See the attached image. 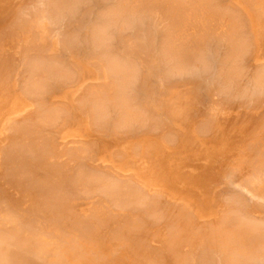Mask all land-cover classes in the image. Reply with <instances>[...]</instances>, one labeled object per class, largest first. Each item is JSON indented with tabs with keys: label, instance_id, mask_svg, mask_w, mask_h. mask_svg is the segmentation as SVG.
<instances>
[{
	"label": "rangeland",
	"instance_id": "1",
	"mask_svg": "<svg viewBox=\"0 0 264 264\" xmlns=\"http://www.w3.org/2000/svg\"><path fill=\"white\" fill-rule=\"evenodd\" d=\"M28 1H30V2H28ZM37 3V4H39L38 6L34 3ZM37 0H14L13 2V5H11L10 7H9V9L7 10V13H4L3 15H1L0 16V39H2L1 41H0V46H1V50H0V93H1V91L2 90H5L6 88L8 89V91L7 92H9V93H11L10 95V97L8 96L9 95V93L6 95V97H8L9 99L11 98V100L9 101L7 98H5V97H3V96H0V98H3V100L5 101V102H10V108H8L7 107V109H8V111H5V113H2V114H4V115H0V120L1 119H4V118H6V120H8V118L12 115V114H15V113H17V112H19L20 111V109H24V108H26V109H24V110H27V109H30L29 111H31L32 110V114H29V113H27L28 114V117L30 116V118L28 119L27 117V120H25V121H28L29 120V122H31V124L29 123L28 125H31V127L33 128H31L30 126L29 127H27V129H25V130H21L22 131V136L21 137H19L18 139H21L22 138V140L23 141H26V142H29V143H32V144H36L37 143V146H38V143H42V145H41V148L42 149H46V151H44V154L45 155H47V156H50V159L48 160L47 159V157H44L45 159H46V166L48 167V170L50 169V170H55V172L53 171V172H51V171H49L51 174H54L55 173V176H57V177H54V176H52L51 174L49 175V177L51 176L52 178H57L56 180H58L57 182H55V179H54V183L55 184H57L56 186H55V184H54V187H52V188H50V189H46V190H44V189H42L41 188V190L40 189H38V190H35V184L33 183H30L29 181L27 182V181H25L26 183L25 184H23V188L22 189H18V190H12L16 195H22V196H20V197H16V198H11V199H14V200H17L18 199V204L20 203V205H19V207H18V209H20V211L22 212V211H24L25 210V212H22V215L24 216L23 218L21 217L22 215H21V213H20V211H18V213H15V216H14V211L15 212H17V207L16 208H14V206L13 205H15L16 206V204H17V202L16 201H13V200H10V198H7L6 197V200L8 199V200H10V202H14V204H13V202L11 203V206H12V208H14V209H12L11 208V206H10V203H8L6 200H4L5 199V197H1V199L3 198V200H2V202H1V199H0V212L1 211H5V210H3L4 209V207L6 206V207H10L11 208V210H10V208H7V210L9 211L8 212V214L10 215L11 213H12V215H10L11 217V219L13 218V217H16L17 219H18V217H21V219L24 221H22V220H20L21 222H23V224H25V225H28V224H30L31 226H33L34 224H35V226L37 227V226H48V224H49V221H48V219L46 218V214H44V212L45 213H48V214H50L53 218H55L54 217V215H53V213L55 214L56 212L55 211H58L59 209L58 208H62V210H61V208H60V210L64 213V215H63V213L61 214L60 212H59V216H61V215H63V216H65L66 217V219H67V224H68V222H69V227H67L66 226V228L64 227V229H63V226L62 227H60L59 228V230L57 229L56 230V228H55V230H51V232L52 233H50V234H47V235H44L43 236V238H46L47 240H49L50 242H51V240H52V242H54V241H56L57 240V237L58 236H62V237H66L67 239H69L70 240V238H73L74 240L76 239L79 243H81V244H84V245H86L87 247H90V246H94V247H97L98 249H101V250H105L106 252L103 254V255H101V256H103V258H104V264H159L157 261H156V259H155V256H156V253L158 252L159 254H162L163 255V257H165V255L166 256H169V257H172L173 255H171V253H169V252H172V254H174V256L173 257H175L176 259L179 257V256H181V258H182V261L183 262H185V259L186 258H188V256L190 257V259H191V261L190 260H188L189 262H192V264H199L198 263V256H197V254L195 253L196 252V249H195V251H193L195 254H193V253H189L190 251V249H188V248H192L191 247V244H192V246L194 245L195 246V244L197 243H199L200 244V246H199V244H198V246H199V248H205V247H203L204 246V244L206 243H204V241H207L208 239H207V237L209 238V239H211V240H215V238L214 239H212L213 237H209V232H206V233H209L208 235H204V233H205V230L206 231H213V229H214V227H213V229H209V227H210V225H212V226H217V225H215V224H217V222H218V226H219V229H220V227L222 228V231H221V229L219 230V229H217V230H215V232L214 233H216V231L218 232V230L219 231H221L222 233H224V232H228V234L230 233L231 234V231H229L228 230V228H229V224H231V223H233L232 221H234V223L236 222V221H239V223H240V225H238L239 223H237V225H235V224H233L235 227L237 226H239L240 227V230H239V233H238V235H237V232L238 231H236L237 229H235L234 231L236 232L235 233V235H237L236 237L234 236V238L231 236L230 237V235L229 236H226V234H225V236H223V239H222V241L224 242V241H226L224 238L225 237H227L226 239H227V241L224 243V246H225V244L226 245H234V246H236V247H246L247 246V244H248V247L247 248H244V249H249V252H248V255H250V251H252V249H254L253 250V254H252V256L250 257H248L247 256V254H246V256H245V254L244 253H241V252H243V249H241L242 251L240 252L241 254H244V256H241V254L239 253V255L237 254V252H235L234 253V251H232V250H234V249H239V248H236V247H233V249H231V248H229V249H231V251L235 254V255H237L236 256V258H238V257H240L239 259L241 260V258L242 257H244V258H242V260L243 261H246L248 264H262V262L264 261V255L262 256L261 254H264V253H262L261 252V256L259 255V252H257L258 254H255V251H259L258 250V248L262 245V248L264 247V243H259L260 241H264V236L263 237H261V236H259V237H257L259 234L258 233H260V232H258L259 230L260 231H262V230H264V197L261 199V196H264L263 194H264V185H262V186H260V188H262L261 190V194H259L258 193V195H261V196H258L259 198H254L255 196H254V194H253V197L251 196L252 194H251V188H250V186L252 185L253 186V189L255 190V188H254V185H253V183L254 182H251L252 180L251 179H253L254 181H255V187L257 186L258 187V185H256V184H262L263 182H261V181H264V176L262 177V176H259L258 174H259V171H260V169H262V168H260L261 167V165L263 166V161L262 160H264V128H263V125H264V115H262V114H260V118L259 119H261L260 121L258 120V118H257V115H256V113L258 114V111L257 110H259V108L258 107H260L261 105V107H263L264 106V84H262V83H264V80H263V78L261 79L260 78V80H263L262 82L261 81H258L259 79V77L261 76L260 75V71H262L261 70V68L263 69L264 68V64H262V63H264V54H263V52H264V50H263V48H264V46L262 47V44H263V42L262 41H264V35H262V34H264V22H263V20H262V18H263V16H264V13H263V11H259L260 10V6L259 5H261L262 3V6H264V0H211V3H210V0H209V3H208V0H168V1H166V0H145V2L143 3V1H142V3L140 4L139 3V1L140 0H134V1H137V2H134L133 1V3H135V5L131 2L132 0H128V2H126V5L130 2V4H128L127 6H128V8H127V6L126 5H124L125 4V2H124V0H122V7H121V5H120V1L119 0H73L72 2H69V3H72V5L71 4H68V6H69V8L70 7H72L73 5H74V7H72L73 9H75L74 11L72 10V8H70V11H67L68 10V7H66L67 8V10L66 9H64V7H65V5L68 3V1L66 2V4H65V1H63V0H61V1H63L64 2V7H61V9H58V7H54L55 6V4L58 2V1H60V0H58V1H54V0H46V1H48L47 2V5H43L44 3H45V0H41V1H37ZM52 1H54L55 2V4H54V2H52ZM80 1V2H79ZM83 1H84V4H83ZM115 1V2H114ZM117 1H119L118 3H117ZM151 1V2H150ZM187 1V2H186ZM229 1H231V3H232V6H231V3L229 4L228 2ZM39 2V3H38ZM42 4H41V3ZM97 2V3H96ZM152 2H154V4L152 3ZM167 2V4H165ZM174 2V3H173ZM195 2V3H194ZM198 2V3H197ZM205 2V3H204ZM214 2V3H213ZM227 2V3H226ZM251 2V3H250ZM24 3V4H23ZM27 3V4H26ZM32 4V6H31V4ZM51 3V4H50ZM52 3L54 4V6H52L53 8H51L50 6L52 5ZM86 3V4H85ZM91 3V4H90ZM115 3H117V4H119L118 6H117V4H115ZM139 3V4H138ZM148 5H147V4ZM152 3V4H151ZM183 3V4H182ZM191 3V4H190ZM206 3H208L209 5H211V6H209V5H207ZM213 3V4H212ZM218 5L217 7H216V9H215V6H216V4ZM30 4V5H29ZM34 4V5H33ZM40 4H41V6H40ZM59 4V3H58ZM57 4V5H58ZM142 4H143V7H142ZM180 4H182V6L180 5ZM188 4V5H187ZM204 4H205V6L207 7V6H209L207 9L210 11V13H204V14H207V17H205L206 15H204V14H202V12H203V10H205L206 8H204L203 6H204ZM24 5V6H23ZM45 6V7H43V6ZM50 5V6H49ZM60 5H62L61 4V2H60ZM71 5V6H70ZM81 5V6H80ZM92 5V6H91ZM108 5H111V6H108ZM140 5H141V7H142V10H140ZM144 5L146 6V9H148V10H146L145 9V7H144ZM163 5H168L167 7H165V6H163ZM170 5V6H169ZM183 5H186V6H184L183 7ZM190 5V6H189ZM212 5H214V10H213V8H211L212 7ZM21 6V7H20ZM23 6V7H22ZM26 6H28V8H25ZM35 6H36V8H35ZM67 6V5H66ZM89 6V7H88ZM109 8H108V7ZM126 6V7H125ZM130 6H134L133 8L132 7H130ZM152 6V7H151ZM154 6V7H153ZM190 7V9L189 8H187V9H185V7ZM221 6H222V8H221ZM249 6V7H248ZM14 7L16 8V9H14ZM38 7V8H37ZM49 8V10H45V9H47V8ZM59 7V8H60ZM87 7V8H86ZM104 7V8H103ZM118 7V8H117ZM123 7H124V9H123ZM136 7V8H135ZM138 7H139V9H138ZM181 7V8H180ZM220 7V8H219ZM22 9V10H20V9ZM41 8V9H40ZM113 8V9H112ZM114 8H116V9H114ZM131 8L134 10V8H135V11H137L136 13H135V11L133 12V10L131 11V14L129 13L128 14V11L130 12V10H131ZM152 8V9H151ZM163 8H166L165 9V11L163 10ZM180 10V12H179V10ZM192 8H193V10L196 8V10L195 11H193L192 10ZM197 8H199L200 10L198 11V9ZM203 8V9H202ZM235 8H237V9H235ZM13 9H14V11H13ZM18 9V10H17ZM28 9V10H27ZM31 9H33V10H31ZM52 9V10H51ZM56 9H58L56 12H55V10ZM64 9V10H63ZM86 9V10H85ZM101 9V10H100ZM103 9V10H102ZM108 9H110V10H108ZM138 9V10H137ZM177 9V10H176ZM181 9H185V11H183V10H181ZM212 9V10H211ZM220 9V10H219ZM256 9H258V13L255 15V11H256ZM20 10V11H19ZM27 10V11H26ZM51 10V11H50ZM54 10V12H52ZM119 10H120V12H119ZM125 12V10H127V12H125L124 14H122L123 12ZM145 10V11H144ZM150 10L152 11V13L153 14H150ZM189 10V12L188 13H184V12H186V11H188ZM206 11V12H209V11ZM253 10H255L254 12H253ZM43 11V12H42ZM46 11H48V12H50V14H52L53 13V15H51V16H54V17H57L59 14H61V13H64V14H61V16L62 15H64V18L63 17H61L60 15V17H61V19L60 18H58L57 17V19H55L54 18V20H55V22L57 21V23H56V26H55V24H53V23H55L54 21H53V19H51V16H50V19L48 18L49 16H48V14L46 13ZM62 11H64V12H62ZM70 12L69 14H68V16H67V12ZM103 11H105L104 13V16H100V13H101V15L103 14ZM112 11H113V13L115 14L116 13V15L117 14H119V15H117V19L115 18L116 17V15H114V14H112ZM118 11V12H117ZM138 11H140L139 13L140 14H138ZM179 12V13H177V12ZM204 11V12H205ZM217 11H218V13H217ZM222 11V12H221ZM236 11H237V13H236ZM242 11V12H241ZM14 12H16V13H14ZM52 12V13H51ZM75 12V13H74ZM86 12V13H85ZM106 12H108V13H106ZM145 12V13H144ZM149 13V15H150V18H148L147 19V17H149L148 16V14L147 13ZM157 12V13H156ZM166 12L167 13H169V14H166ZM181 12L183 13V15L182 16H180L181 15ZM193 12V13H192ZM194 12H196V15H194L195 13ZM198 12V13H197ZM231 12H232V14H231ZM240 12V13H239ZM257 12V11H256ZM54 13L57 15H54ZM99 13V14H98ZM110 13V14H109ZM127 13V14H126ZM134 13L136 14V16H137V18L135 19V15H134ZM189 13H190V15H189ZM228 13V14H227ZM230 13V14H229ZM233 13H235L234 15H233ZM260 13V14H259ZM49 14V15H50ZM66 14V15H65ZM97 14V15H96ZM109 14V15H108ZM145 15V17H141L142 15ZM157 14V15H156ZM160 14V15H159ZM172 14V15H171ZM178 14H180V15H178ZM185 14H188L190 17H186V16H188V15H185ZM194 16H193V15ZM212 15V16H210V15ZM258 14H259V16H258ZM42 15H43V18H42ZM45 15V16H44ZM71 17H70V16ZM72 15H74V16H72ZM99 15V16H98ZM115 18V20H114V18L112 17V16ZM124 15V16H123ZM130 15V16H129ZM134 15V16H133ZM170 15V16H169ZM178 15V16H177ZM184 15H185V18H184ZM202 15H204V17H202ZM209 15V16H208ZM232 16V17H228V16ZM237 15V16H236ZM239 15V16H238ZM262 15V16H261ZM21 16L23 17L22 19H18V18H21ZM34 16L35 17H37V18H39V19H37L36 18V21L37 20H39V21H37L38 23H37V26L35 25L36 24V22L33 20V18H34ZM65 16H66V18L69 20V21H67V19L65 18ZM80 16V18H78ZM105 16H107V17H105ZM111 16V17H110ZM124 21H122L119 17ZM129 18H128V17ZM133 16V17H132ZM156 16V17H155ZM170 17V19L168 18V17ZM175 16H177V18L175 17ZM235 16L237 17V19L235 18ZM258 16V17H257ZM18 17V18H17ZM41 17V18H40ZM73 17V18H72ZM92 17H96V18H98V19H93ZM101 17V18H100ZM110 17V18H109ZM127 19V20H125V18ZM132 18V20H131V18ZM159 17V18H158ZM180 19H179V18ZM184 19H183V18ZM198 17L199 18H201V19H199V21H198ZM224 17H228V19H226V18H224ZM244 17H245V19H244ZM262 17V18H261ZM25 18V19H24ZM47 18H48V20H47ZM53 18V17H52ZM77 18V19H76ZM105 18V19H104ZM107 18L108 19H110V21L112 22L113 20L116 22V25H115V22L113 21L112 22V24L114 23V25H113V29L111 28L112 27V24H110V25H107V24H105V23H101V22H104V21H106L107 20ZM156 18V19H155ZM174 18V19H173ZM190 18V19H189ZM203 18V19H202ZM233 19V24L232 25H234V26H231V24H228V23H226L227 21L226 20H229L228 22L229 23H232V20H230V19ZM256 18H258V20L256 19ZM27 19V20H26ZM46 19V20H45ZM130 19V20H129ZM153 19H155V20H153ZM157 19H158V21L159 22H157ZM181 19H183V20H181ZM185 19H186V21H185ZM187 19L189 20V21H187ZM237 20L236 22H235V20ZM247 19H248V21L250 22V23H247ZM264 19V18H263ZM8 20H10V21H8ZM42 20V21H41ZM74 20V21H73ZM103 20V21H102ZM120 20V21H119ZM129 20V22H127ZM174 22H173V21ZM177 20H181V22L180 21H178L177 22ZM190 20H192V21H190ZM242 20V21H241ZM262 20V21H261ZM7 21V22H6ZM20 21V22H19ZM23 21V22H22ZM48 21H50V23L48 22ZM100 21V22H99ZM108 21V20H107ZM107 21H106V23H107ZM110 21H108V22H110ZM153 21H155L154 23H153ZM163 21V22H162ZM170 21H172V22H170ZM182 21H185V22H183V23H185L184 25L186 26V29H185V26L184 25H181V23H182ZM48 22V23H47ZM52 22V23H51ZM74 22H76V23H74ZM118 22V23H117ZM120 22V23H119ZM122 22L124 23V24H129V25H132V26H129V25H124V24H122ZM135 22V23H134ZM176 22V23H175ZM189 22V23H188ZM191 22V23H190ZM206 22V23H205ZM208 22V23H207ZM240 23V25L238 24V25H235L236 23ZM5 23V24H4ZM18 24V26H17V24ZM28 23V24H27ZM32 23V24H31ZM41 23H42V25H44V27L41 25ZM58 23H60V24H58ZM97 23H98V26H96L97 25ZM156 23V24H155ZM178 23V24H177ZM182 23V24H183ZM214 23H216L215 24V26H214ZM4 24V25H3ZM16 24V26H14ZM43 27H39L40 25ZM48 24V25H47ZM52 24V26H50V25ZM64 24V25H63ZM70 24H72V25H70ZM95 24V25H94ZM100 24V25H99ZM101 24H102V26H101ZM121 24H122V27H121ZM154 24V25H153ZM159 24V25H158ZM161 24V25H160ZM175 24H176V26H175ZM188 24H189V26H190V28L188 27ZM205 24V25H204ZM211 24V25H210ZM212 24H213V26H212ZM228 24V25H227ZM244 24V25H243ZM249 24V28L247 27V25ZM262 24V25H261ZM20 25V26H19ZM39 25V26H38ZM54 25V26H53ZM59 25V26H58ZM66 25V26H65ZM68 25V26H67ZM104 25H106V26H109V31L107 32V31H105L108 27H106V26H104ZM120 25V26H119ZM209 25H210V27H209ZM229 28L230 26H231V28L233 29V27H237L238 26V28H240V29H238L237 31V34L238 33H240V34H238V36H237V34H236V28H235V31H234V29L233 30H231L232 31V33L234 34V36H237V37H235L236 39L238 38V37H240L238 40H236L234 37H232L231 35H229V34H231V33H228V34H225V33H227L228 31H226V30H224V28L225 29H227L226 28V26ZM230 25V26H229ZM243 25V26H242ZM261 25V26H260ZM24 26V27H23ZM89 26H90V28H89ZM101 26V27H100ZM106 27V29L103 31V28L104 27ZM111 26V27H110ZM114 26H116V27H114ZM125 26H128L127 28H125ZM175 26V27H174ZM182 26V27H181ZM203 26H205V27H203ZM240 26V27H239ZM9 27H10V29H9ZM17 27V28H16ZM22 29H21V28ZM53 27H54V29H53ZM57 27L59 28V27H61L60 29H57ZM67 27V28H66ZM88 27V28H87ZM97 27V28H102V29H99V30H101V32L100 31H98V29H95V28ZM124 28V29H122L120 32L119 31H117L118 29L117 28ZM155 27H157V28H155ZM204 28V30H203V28ZM206 27H208L207 29H205ZM241 27H242V30H241ZM261 27V28H260ZM13 28V29H12ZM14 28H16L15 30H14ZM19 28V29H18ZM39 28H42L43 30H44V32L43 31H41ZM53 29V30H56V32H55V34H54V32H52L54 35H52L51 36V30L50 29ZM56 28V29H55ZM66 28V29H65ZM70 28V29H69ZM129 28V29H128ZM178 28H182V30L181 29H179L178 30ZM212 28H214V29H212ZM263 28V29H262ZM5 29V30H4ZM32 29H34V30H32ZM35 29L37 30L38 29V31H39V35H37V34H35V32H37V31H35ZM90 29V30H89ZM146 29V30H145ZM195 29V30H194ZM20 30V31H19ZM29 30H30V32H29ZM46 30H47V33L49 34L48 36H50V37H48L47 36V34H46ZM52 30V31H53ZM93 30V31H92ZM108 30V29H107ZM113 30V31H112ZM133 30V31H132ZM139 30V31H138ZM202 30H203V32H205V33H207V31H208V34H205V33H203L202 32ZM206 30V31H205ZM228 30V29H227ZM240 30L243 32V37H242V33L240 32ZM3 31V32H2ZM8 31V32H7ZM9 31H11V32H9ZM25 31V34H27V35H25V34H23V32ZM43 32L42 34H44V36L41 34V32ZM91 31V32H90ZM98 31V32H97ZM102 31L103 32H105V34L104 33H102ZM118 33H117V32ZM137 31V32H136ZM151 31V32H150ZM165 31H168V32H165ZM181 31H184V32H181ZM226 31V32H225ZM229 31H230V28H229ZM249 31V32H248ZM258 31H260V34H259V32ZM261 31H262V33H261ZM6 32V33H5ZM58 32V33H57ZM76 32V33H75ZM95 32H97V36L99 35L98 33L100 32L101 33V35H99V41H98V43H97V41H96V37H94V38H96L95 39V41L93 40L94 38L93 37H91V36H94L95 34ZM109 32H111V34L109 33ZM149 32V33H148ZM192 33V34H190V33ZM194 32H196V34L194 33ZM213 32H216V34L214 35L213 34ZM245 32V33H244ZM258 32V33H257ZM3 33L5 34V35H3ZM19 33H21V34H19ZM107 33V34H106ZM114 33V34H113ZM117 33V34H116ZM120 33V34H119ZM146 33H148V34H146ZM183 35H182V34ZM186 35H185V34ZM211 33V34H210ZM62 34V35H61ZM75 34H77L76 36H75ZM89 36H88V35ZM112 35V36H106V35ZM151 34V35H150ZM166 34H167V36H166ZM169 34H170V36H169ZM203 34V35H202ZM218 34V35H217ZM223 34H224V36L226 35H229V37L231 36L232 38H231V40L232 39H235V41L237 42V43H239L240 41V43H241V45H243V44H245L246 42H247V44H245L246 46V49H247V51H245V53L243 54L242 52V50L244 49V47H243V49L241 50L242 52H240L239 51V54L241 53L243 56H240L237 52V54H238V56H237V58H239V59H237L236 58V56H232L230 53L231 52H233L232 51V49H230L231 50V52L229 53V55H231V56H229V55H227V56H229V57H227V56H225V54H227L228 52H227V48L229 47V45H231V43L232 42H230V43H227V42H229L228 41V37H223ZM259 34V35H258ZM20 35V36H19ZM74 35V36H73ZM103 35H104V38H106L107 40H108V38H112V39H109V41L107 42V40H106V42H105V40H104V38H103ZM116 35V36H115ZM123 35V36H122ZM125 35V36H124ZM140 35V36H139ZM165 35V36H164ZM188 35V36H187ZM197 35V36H196ZM198 35H200L199 36V38H197L198 37ZM240 35V36H239ZM247 35H249V36H247ZM262 37H261V36ZM19 36V37H18ZM46 36V37H45ZM85 36V37H84ZM96 36V35H95ZM101 36V37H100ZM106 36V37H105ZM172 36V37H171ZM179 36H181V38L179 37ZM193 36H195V37H193ZM257 36H258V38H257ZM260 36V37H259ZM14 37V38H13ZM17 37V38H16ZM21 37V38H20ZM29 37V38H28ZM50 39V42H49V39ZM78 37V38H77ZM80 37H83V38H80ZM117 37V38H116ZM150 37V38H149ZM170 37V38H169ZM187 39H186V38ZM188 37H189V40L190 41H188ZM246 37V41H244L245 38ZM4 38V39H3ZM10 38H11V40H10ZM16 38V39H15ZM31 39V40H29V43H32V46H31V44L29 45L28 44V39ZM53 38V39H52ZM77 40H75V39ZM84 38H85V40H84ZM93 38V39H92ZM131 40H130V39ZM161 38V39H160ZM165 38V39H164ZM169 38V40H167V39ZM177 38V39H176ZM179 38V39H178ZM192 38V39H191ZM196 39V41L195 40H193V39ZM218 38H219V40H218ZM225 38H227V40L225 39ZM242 38V39H241ZM263 38V39H262ZM7 39V40H6ZM9 39V40H8ZM120 39V40H119ZM122 39V40H121ZM124 39V40H123ZM127 39V40H126ZM129 39V40H128ZM136 39H138V40H136ZM197 39L199 40L198 42H197ZM215 39H217L216 41H215ZM252 39V40H251ZM259 39H261V41L259 40ZM4 40V41H3ZM84 40V41H83ZM89 40H91L89 43H88V41ZM93 40V41H92ZM100 40H101V42H100ZM128 41V42H126V41ZM138 41V42H136V41ZM172 40V41H171ZM193 40V41H192ZM229 40H230V38H229ZM230 40V41H231ZM30 41H32V42H30ZM64 41V42H63ZM73 41V42H72ZM104 41V42H103ZM111 41V42H110ZM118 41V42H117ZM122 41H123V43H122ZM135 41V42H134ZM166 41H167V43H166ZM168 41L169 42H171V43H168ZM185 41H187V42H185ZM192 41V42H191ZM194 41L195 42H197V43H194ZM3 42V43H2ZM13 42V43H12ZM17 42V43H16ZM49 42V43H48ZM100 42V43H99ZM159 42V43H158ZM163 44H162V43ZM164 42H165V44H164ZM214 42H215V44H214ZM235 42V43H236ZM242 42H243V44H242ZM245 42V43H244ZM255 42V44H253V43ZM258 42H260L261 44H260V49H259V43ZM6 43V44H5ZM20 43H21V46H20ZM96 43V44H95ZM133 44V45H130V44ZM137 43V44H136ZM236 43V44H237ZM240 43H239V45H240ZM251 43V44H250ZM3 44V45H2ZM23 44H25L27 47L28 46H30L31 48H33V46H34V49H36V51H35V54H34V52H33V50L31 49L30 50V48H29V50H30V52L29 53H31V51L33 52V55L32 54H30L29 56H28V53L25 55V53L24 52H26L27 50H28V48L24 45L23 46ZM108 44V45H107ZM134 44H135V46H134ZM161 44H162V46H161ZM166 44H167V47H166ZM214 44V45H213ZM232 44H234V42L232 43ZM236 44L234 45L235 47H238L237 48V50H234V51H238V49L240 48L239 47V45L238 46H236ZM250 44V45H249ZM19 45V46H18ZM90 45V46H89ZM96 45V46H95ZM98 45V46H97ZM99 45H100V47H99ZM110 45V46H109ZM126 45V46H125ZM137 45V46H136ZM165 45V46H164ZM255 45V46H254ZM130 46V47H129ZM169 46V47H168ZM171 46V47H170ZM231 46H233V45H231ZM253 46V47H252ZM21 47V48H20ZM24 47V48H23ZM93 47H94V50H93ZM95 47H97V48H95ZM99 47V48H98ZM122 49H121V48ZM134 47H137V49L135 48L134 49ZM164 47V48H163ZM225 47H227V48H225ZM235 47H231V48H235ZM23 48V49H22ZM26 48V50H24ZM106 48V49H105ZM129 48V49H128ZM132 48V49H131ZM161 48V49H160ZM242 48V47H241ZM250 48V49H249ZM254 50H253V49ZM6 49H7V51H6ZM58 49H59V51H58ZM60 49H63V51L62 50H60ZM107 49H109L108 51H107ZM119 49V50H118ZM121 49V50H120ZM130 49H131V51H130ZM134 49V50H133ZM165 49H167V50H165ZM199 49V50H198ZM203 50V52H201L202 50ZM246 49H244V50H246ZM2 50H4V51H2ZM10 50H11V52H10ZM99 50V51H98ZM104 50V51H103ZM112 50V51H111ZM140 50V51H139ZM163 50H164V52H163ZM180 50V51H179ZM201 50V51H200ZM224 50H225V52H224ZM249 50H250V52H249ZM261 50H263V52L261 51ZM1 51H2V53H1ZM6 51V52H5ZM23 51V52H22ZM42 51V52H41ZM101 51V52H100ZM103 51V52H102ZM105 51L106 52H110V53H112V55L113 54H115V59L117 60V57L118 56H122V58H121V56L118 58V60L116 61V60H114L113 61V59H111L112 61H113V63L115 62V64H116V62L117 63H121V65L123 66L124 65V63H125V65H124V67L125 68H123L120 64L119 65H116V66H118V68H115L116 66H115V64H113L115 67H113V68H115V69H117L118 71H114V70H112L113 68H111L110 67V63H107V60L109 59V56L110 57H113L112 55H110V53H106V55H104L105 54ZM114 51V52H113ZM157 51H158V55H157ZM159 51L161 52V53H159ZM179 51V52H178ZM183 51V52H182ZM189 51V52H188ZM190 51H191V54L193 55V52L195 53V52H198L199 54V56L200 57H198V56H196V55H194L195 56V58H193L192 56H191V54H190ZM193 51V52H192ZM223 51V52H222ZM228 51H229V48H228ZM9 52V53H8ZM54 52V53H53ZM65 52V53H64ZM101 54H100V53ZM121 52V53H120ZM125 52V53H124ZM126 52H127V54H128V57H126L127 55H126ZM129 52H131V53H129ZM141 52V53H140ZM182 52V53H181ZM188 52V53H187ZM217 52V53H216ZM220 52H222L223 54H224V56L227 58V61L226 60H224V59H226L224 56H222V53H220ZM227 52V53H226ZM7 53V54H6ZM36 53H38V55L36 54ZM236 53H233V54H236ZM251 53H253V55L251 54ZM11 54V55H10ZM13 54V55H12ZM55 54V55H54ZM98 54V55H97ZM109 54V55H108ZM116 54H117V56H116ZM163 54H164V56H163ZM197 54V53H196ZM212 54H213V56H212ZM214 54H216L217 55V58H216V55H215V57H214ZM236 54V55H237ZM263 54V55H262ZM4 55H6V56H4ZM10 55V56H9ZM36 55V56H35ZM41 55V56H40ZM51 55V56H50ZM53 55V56H52ZM123 55H125L124 57H123ZM131 55V56H130ZM132 55H134V56H132ZM136 55V56H135ZM160 55H162V56H160ZM189 55H190V58H189ZM221 57H220V56ZM245 55V56H244ZM248 55H249V57H248ZM12 56V57H11ZM30 56H32V57H30ZM47 56V57H46ZM50 56V57H49ZM144 56V57H143ZM169 56H171V57H169ZM250 56H252L251 58H250ZM8 57V58H7ZM40 59H39V58ZM57 58V59H55V60H53L54 58ZM130 57V58H129ZM160 57V59L162 58V60H164V61H167V63L166 62H161L162 60H158V58ZM197 57V58H196ZM231 57L232 58H235V61L236 62H238L239 63V65H238V63H237V65H236V62H232V61H234V59H232L231 60ZM10 58V59H9ZM32 58V59H31ZM106 60H105V59ZM108 58V59H107ZM125 58V59H124ZM213 58V59H212ZM218 58H220V59H218ZM242 58V59H241ZM35 61H34V60ZM36 59H38L37 61H36ZM43 59V60H42ZM46 59V60H45ZM50 59V60H49ZM124 59V60H123ZM127 59H128V61H127ZM157 59V60H156ZM195 59H197V60H199L198 62H196L197 60H195ZM229 59H230V61H229ZM241 59V60H240ZM244 59V60H243ZM14 60V61H13ZM33 60V61H32ZM41 60V61H40ZM48 60V61H47ZM65 60V61H64ZM111 60H110V62H111ZM156 60V61H155ZM194 60V62H192ZM210 61V64H209V61ZM225 61V62H223V61ZM27 62V63H25L24 64V62ZM34 62V64L32 63V62ZM39 61V62H38ZM49 61H50V63H52V61H53V63H52V66H54V68L51 66V64L49 63ZM59 61V62H58ZM105 61V63H104V66H101V65H103V64H101L100 65V63H103V62ZM119 61V62H118ZM121 61V62H120ZM123 61H124V63H123ZM125 61H127L128 63H126ZM129 61H131V62H129ZM142 61V62H141ZM144 61V62H143ZM155 61V62H154ZM158 61H160V62H158ZM243 61V62H242ZM10 62H12V63H10ZM18 64H17V63ZM22 62H23V64L24 65H27V66H22ZM42 62V67L44 66V65H46V64H50V66L53 68V70L51 69V70H49V72H51L50 74H53L54 75V77H55V75L57 76V78L55 77V78H52L51 77V75L49 74V72H47V70H45V68L47 67V66H49V65H46V67L44 68V70H42V68H40L41 66L40 65H38L39 63H41ZM45 62V63H44ZM109 62V61H108ZM205 64L206 62H207V64L209 65V66H211V67H206V66H204V68L205 69H202L203 67H201V65L203 64V63ZM224 63V65H223V63ZM227 62V63H226ZM229 62H230V64H231V67H234L235 65L237 66H235L236 67V69L235 68H233V73H234V76H233V73H232V71H231V67H229ZM6 63H7V65H6ZM14 63V64H13ZM20 63V64H19ZM37 65H36V64ZM56 63V64H55ZM59 63V64H58ZM62 63V64H61ZM112 63V62H111ZM160 63H163V64H165V66H166V68L164 67V65L163 64H160ZM198 63H202V64H198ZM215 63V64H214ZM218 63V64H217ZM258 63V64H257ZM105 64H107V66L105 65ZM128 64V65H127ZM152 64V65H151ZM174 64V66H171V65H173ZM207 64H205V65H207ZM246 64V65H245ZM255 64V65H254ZM4 65V66H3ZM10 65V66H9ZM11 65H14L13 67H11ZM28 65H31V67H32V69H31V72H30V70L28 71V69H30V66H28ZM62 65V66H61ZM68 65V66H67ZM109 65V66H108ZM112 65V66H113ZM138 65V66H137ZM189 65H191V68L190 67H188L189 68V70L191 69L192 71L190 72L189 70H188V68H187V66H189ZM192 65L193 66H195V67H193L192 68ZM218 65H221V66H223V67H219V68H217L218 67ZM232 65H234V66H232ZM240 65H242L241 67H240ZM249 65V66H248ZM257 65V66H256ZM9 66V67H8ZM23 67V70H22V68H20L21 69V71H20V69H19V67ZM35 66V67H34ZM70 66V67H69ZM106 66V67H105ZM134 66V67H133ZM168 66V67H167ZM199 66V67H198ZM203 66V65H202ZM227 67V70H229L228 72L229 73H227V71H226V67ZM248 67V70L246 69L247 67ZM10 67L11 68H14V69H12V71L10 70ZM25 67V68H24ZM34 67V68H33ZM37 67L38 68H40V70H38L37 69ZM61 67V68H60ZM62 67H63V69H62ZM67 67V68H66ZM108 67H110L111 69V71H109V68ZM136 67H137V69H136ZM142 67V68H141ZM162 67H164V68H162ZM172 67H173V69H172ZM180 68V70L178 69V68ZM184 67V68H183ZM187 69H186V68ZM228 67H229V69H228ZM255 67H257L258 68V71H256V72H254V70H257ZM38 70V71H41V74H40V72L38 73V71H36V69ZM50 68V67H49ZM49 68H47V69H49ZM59 68H60V70H61V72H62V70H64L63 72H62V74H58V72L60 73V70H59ZM107 69V70H104V69ZM119 68H121V69H119ZM123 68V69H122ZM138 68H139V71H138ZM144 68H146V69H144ZM149 68V69H148ZM168 68V69H167ZM180 71H178L177 69ZM182 68V69H181ZM194 68L196 69V70H194ZM199 68H200V70H199ZM209 69V70H211V71H207V69ZM220 68H221V70H220ZM225 68V69H224ZM19 69V70H18ZM25 69V70H24ZM35 69V70H34ZM71 69V70H70ZM99 69V70H98ZM129 69V70H128ZM132 69H136V70H134L136 73H137V76H135V80H136V82H132V80L133 81H135L134 79H131V76H132V78H133V75H135V72H134V74H133V70ZM166 69V70H165ZM169 69H170V72H169ZM174 69H176V72L175 71H173ZM183 69H186L185 71L183 70ZM216 69V70H215ZM219 69V70H218ZM223 69V70H222ZM236 70V73H235V70ZM237 69H239V71L237 70ZM260 69V70H259ZM6 70H7V72H6ZM8 70H9V72H8ZM17 70V71H16ZM59 70V71H58ZM121 70V72H119ZM125 70L126 72H124V75H121V74H123V71ZM146 70V71H145ZM174 72H172V71ZM183 70V71H182ZM196 71V72H194V71ZM202 70L204 71L203 73H204V75L203 74H201L202 73ZM205 70H206V75H205ZM213 70H215L216 71V74H215V71H213ZM222 71V72H224V74H222L221 75V73L219 72V73H217L218 71ZM247 71V73H246V71ZM15 71V72H14ZM27 71V73H25V72ZM42 71H44L45 73L43 74L42 73ZM112 72V73H109V72ZM114 71V72H113ZM130 72V74H129V72ZM159 71H161L160 73H159ZM201 71V72H200ZM213 71V72H212ZM230 71H231V73L232 74H230ZM241 71H243V72H241ZM252 71V72H251ZM4 72V73H3ZM6 72V73H5ZM21 72V73H20ZM34 72V73H33ZM76 72V73H75ZM99 72V73H98ZM106 72H107V74L109 75V77H107L108 75H105L106 74ZM116 72H118V73H120V75L121 76H119ZM141 72V73H140ZM192 72H194V73H192ZM249 72V73H248ZM258 72V75H256L255 73H257ZM260 72V73H259ZM263 72H264V70H263ZM19 73V74H18ZM36 73H38L37 75L38 76H42V74H43V76L44 77H46L45 79H43L44 77L42 76L41 77V79L40 78H37L38 80H37V82L39 81V79L41 80V83L40 84H38V85H40L41 86V84L42 85H44V86H42V87H44L43 89L42 88H39L38 86H36V88H34L35 87V85H36V80H35V76H33V75H31V74H36ZM47 73V74H46ZM71 73V74H70ZM105 73V74H104ZM125 73H127L128 74V77H129V79L131 80V82H130V80L128 79V78H126L125 76H127ZM161 73H163V75H161ZM239 73H240V75H239ZM242 73V74H241ZM254 73V74H253ZM4 74H6V76L4 75ZM13 74V76H11ZM21 74V75H20ZM67 74H69L68 76H67ZM74 74V75H73ZM111 74H112V76H111ZM132 74V75H131ZM142 74V75H141ZM147 74V75H146ZM158 74V75H157ZM190 74H192V75H190ZM193 74H197V76L195 77V75H193ZM201 74V75H200ZM209 76H208V75ZM220 74V75H219ZM228 74H230V75H228ZM247 74V75H246ZM248 74L250 75V76H248ZM262 74V73H261ZM264 74V73H263ZM262 74V75H263ZM4 75V76H3ZM9 75V76H8ZM46 75H48V76H50V77H48V76H46ZM52 75V76H53ZM72 75V76H71ZM115 75V76H114ZM131 75V76H130ZM161 75V76H160ZM215 75V76H219V78L217 77H215V78H213V76ZM226 75H228L229 77H228V80L230 79V83H231V86L230 87H228V85H229V81L227 80V78H226ZM232 75V76H231ZM238 75L240 76L238 79H240V80H243V81H240V80H238L237 79V77H238ZM242 75H245V77L244 76H242ZM254 75H255V77H254ZM17 76V77H16ZM71 76V77H70ZM203 76H205V79H207L208 81H210L211 80V83L213 84V82H216V83H214V85L215 86H211V83H207V81L204 79V77ZM207 76V77H206ZM224 76V77H223ZM252 76V77H251ZM256 76H258V77H256ZM48 77V78H47ZM70 77V78H69ZM74 77V78H73ZM78 77V78H77ZM115 77V78H114ZM117 77H118V79H117ZM141 77V78H140ZM210 77H211V79H210ZM221 77H223V78H221ZM231 77V78H230ZM241 77H242V79H241ZM247 77V78H246ZM254 77V78H253ZM263 77V76H262ZM15 78V79H14ZM30 78V79H29ZM98 78V79H97ZM109 78H111V79H109ZM114 78V79H113ZM119 78H121V79H119ZM124 80H126V81H124ZM126 78V79H125ZM156 78H157V80H156ZM162 78V79H161ZM214 80H213V79ZM234 78H236L235 80H234ZM32 79H34V81L35 82H32L33 80ZM49 79V80H48ZM60 79V80H59ZM113 79V80H112ZM118 80V81H116V80ZM128 79V80H127ZM141 79V80H140ZM220 82L221 80H219V79H222V81L220 82V83H223L224 84V82H226V80H227V82L223 85H220V84H218L219 82H217V80ZM245 79V80H244ZM247 79H248V81L250 82V85H252L253 84V86H251L250 87V90H252V88L254 89V88H256L255 90H256V93L254 92V90L252 91V93H251V91L250 90H248L249 89V87L247 86V85H249L248 83H247ZM250 79H251V81L253 82H251L250 81ZM258 79V80H257ZM8 80V81H7ZM45 80H46V82H45ZM119 80H123L122 82H120ZM216 80V81H215ZM224 80V81H223ZM234 80V81H233ZM254 80H255V82H254ZM257 80V81H256ZM50 83H49V82ZM59 81V82H58ZM105 81H107V82H105ZM117 82V83H115V82ZM213 81V82H212ZM45 82V83H44ZM74 82V83H73ZM111 82V83H110ZM118 82L119 83H121V84H118ZM126 82V84H124ZM128 82H130L131 83V85L130 84H128ZM233 82H235V84L233 83ZM240 82H242L241 84H240ZM243 82H246V83H243ZM4 83L6 84V88L4 89V88H1V86L2 85H4ZM28 83L30 84V85H28ZM33 83H35V85L33 84ZM39 83V82H38ZM44 83V84H43ZM50 85L49 87L48 86H46V85H48V84ZM66 83V84H65ZM104 83H105V85H104ZM110 83V84H109ZM132 83H134V84H132ZM159 83V84H158ZM161 83V84H160ZM252 83V84H251ZM2 84V85H1ZM32 84V85H31ZM46 84V85H45ZM84 84V85H83ZM97 84V85H96ZM113 84H114V86H113ZM144 84H145V88L146 89H144ZM166 84H167V87H166ZM202 84H203V87H202ZM233 84H234V86L236 85L237 87H234L233 86ZM242 84L244 85H246V86H242ZM254 84H257L255 87H254ZM21 85V86H20ZM34 85V86H33ZM54 85V86H53ZM94 85H96V86H94ZM109 85V86H108ZM118 85H120V86H122V85H124V86H122L124 89H122L123 90V92H126V93H123L124 94V97L126 98H124V97H119L121 94H122V90H121V92L120 91H118V90H120V89H118L119 88V86ZM126 85V86H125ZM130 85V86H129ZM132 85H134V86H132ZM164 85H165V87H164ZM204 85H206V87L204 86ZM208 85L210 86V88H212L213 89V87H214V90H215V92L213 91L212 93H215V94H212V93H210V90L212 91V89H208L207 87H208ZM218 85H220V86H218ZM249 85V86H250ZM5 86V85H4ZM24 86V87H23ZM31 86H33L32 87V90H34L35 92H36V94L33 92V91H31L30 92V90H31V87L29 88V87ZM47 87V90L45 89L46 87ZM57 86V87H56ZM113 86V87H112ZM159 86V87H158ZM216 86H218V87H216ZM222 86V87H221ZM227 86V89L225 88ZM232 86L235 88H232ZM26 87V88H25ZM29 88V90H28V88ZM98 87V88H97ZM112 87V89H110ZM122 87H120V88H122ZM127 87V88H126ZM135 87V88H134ZM173 87H175V88H173ZM176 87L178 88V89H176ZM205 87V88H204ZM18 88V89H17ZM34 88V89H33ZM41 90V92L40 91H38L39 89ZM90 88V89H89ZM128 88H129V90H133L134 91V94L135 95H137V97L135 96V95H133L134 97H136V98H134V97H132V95H131V93H133L132 91H128ZM131 88V89H130ZM218 88H220V89H218ZM229 88V89H228ZM245 88H248V89H245ZM2 89V90H1ZM21 89V90H20ZM38 89V90H37ZM127 91H126V90ZM168 89V90H167ZM185 89V90H184ZM188 89V91H186ZM224 89L225 90H227V93H226V91H224ZM231 89V90H230ZM236 89H238V90H236ZM25 90V91H24ZM45 90V91H44ZM89 91V93L87 92V91ZM92 90L94 91V93L92 92ZM125 90V91H124ZM146 90V91H145ZM162 90H164V91H162ZM167 90V91H166ZM172 92H170V91ZM180 90V91H179ZM182 90H184L183 92H182ZM228 90L232 93H230L229 92V94H228ZM247 92H246V91ZM20 91V92H19ZM114 91V92H113ZM116 91V92H115ZM160 91V92H159ZM175 91H177V92H175ZM198 91V92H197ZM206 91H207V93H206ZM208 91H209V93H208ZM250 91V92H249ZM22 92V93H21ZM28 92V93H27ZM33 92V94H31ZM38 92V93H37ZM84 92V93H83ZM96 92V93H95ZM101 93V95H100V93ZM121 93V94H118V93ZM130 94V96L132 97H127L129 94ZM131 92V93H130ZM180 92V93H179ZM224 92V93H223ZM245 92H246V94L247 95H249V97L245 94ZM252 94V96H254V97H252V100L251 99H248V98H251V96H250V94ZM254 92V93H253ZM5 92H3V94H4ZM40 93V94H39ZM44 93V94H43ZM110 93V94H109ZM115 93V94H114ZM165 93V94H164ZM174 93V94H173ZM178 93V99H176L175 98V96H176V94ZM216 93H217V95H216ZM16 94H17V96H16ZM28 94V95H27ZM35 94V95H34ZM39 94V95H38ZM42 94V95H41ZM105 94V95H104ZM127 94V95H126ZM161 94H163V98H165L166 96V98H172V97H174V100H173V98L171 99V101H170V99L169 100H166V98L165 99H163L162 98V95ZM179 94H181V95H179ZM194 94V95H193ZM208 94V95H207ZM226 94V95H225ZM228 94V95H227ZM245 95V97H244V95ZM91 95V96H90ZM100 95V96H99ZM104 95V96H103ZM110 95V96H109ZM118 95V96H117ZM149 95V96H148ZM165 95V96H164ZM172 95V96H171ZM206 95V96H205ZM211 95V96H210ZM221 95H223L222 97H224V95H225V98H226V96H229L228 97V99H221ZM258 95V96H257ZM4 96H5V94H4ZM37 96H38V98H37ZM88 96H90L89 98H88ZM97 96V97H96ZM102 96H103V99H102ZM113 96H115V98L113 97ZM118 98H117V97ZM121 96H123V95H121ZM184 98H183V97ZM186 96H188V97H186ZM196 96V97H195ZM209 96L210 97H213V98H210V100H213V101H210L209 100ZM93 97V98H92ZM180 97H182L183 99H185L184 101L185 102H183V100H179V99H182V98H180ZM186 97V98H185ZM207 97V98H206ZM247 97V98H246ZM256 97V98H255ZM91 98V99H90ZM107 98V99H106ZM117 98V99H116ZM125 100H124V99ZM131 100H133V98H134V101H132V102H138V103H135V105H134V103H132L131 101H130V99ZM201 98V99H200ZM253 98H255V99H253ZM78 99V100H77ZM88 99V100H87ZM96 99V100H95ZM100 100V101H98V100ZM115 101H114V100ZM121 101H120V100ZM123 99V100H122ZM146 99H147V101H146ZM179 100L178 102H180V103H178L176 100ZM208 101H207V100ZM59 100H61V101H59ZM80 100V101H79ZM106 100V101H105ZM120 101V102H122V103H124L125 105V109H126V107H128L127 109H129V106H130V108H131V110L132 111H134V112H130V111H128V112H130L129 114H128V112H126L128 115H129V118L131 119H129V120H127V119H125V118H128V115L127 114H125V109H123V104L121 103L120 104V102H118V101ZM141 100V101H140ZM145 100V101H144ZM170 101V102H172L171 104H169L170 102H166V101ZM191 100V101H190ZM195 100V101H194ZM203 102H202V101ZM206 100V101H205ZM223 102H222V101ZM225 100V101H224ZM252 101V103H251V101H250V104H249V102L247 103L246 101ZM4 101H2V103L4 102ZM13 103H12V102ZM77 101H79V102H77ZM93 101V102H92ZM103 101H105V104H106V107L108 106H110V109H108V108H106L105 106H103ZM116 101L119 103L118 105H117V103H116ZM128 101H130L131 102V104H126V103H128ZM164 101H165V103H164ZM200 101V102H199ZM210 101V102H209ZM231 103H230V102ZM256 101V102H255ZM0 102H1V99H0ZM24 102V103H23ZM41 102V103H40ZM56 102V103H55ZM91 102V103H90ZM100 102H101V104H100ZM161 102V103H160ZM175 102H176V104H175ZM187 102H188V104H187ZM190 102L192 103V104H195V102H196V104L195 105H197V107H195V105L193 106V109L191 108V104H190ZM194 102V103H193ZM206 102V103H205ZM209 102V103H208ZM226 102V103H225ZM244 102H246V104H243V106L245 105L246 107H243L242 106V103H244ZM1 103V104H2ZM16 103V104H15ZM81 103V104H80ZM94 103H96V105L98 106H94L93 107V105H94ZM109 103V104H108ZM163 103V104H162ZM168 103V104H167ZM184 103V104H183ZM185 103H186V108H187V110L188 111H185L186 110V108H184L185 110V112L187 113H185V112H182V113H180V115L181 116H183V118H181L180 117V115H179V117L181 118L180 120H181V122H183V123H181L180 122V120L178 119L179 117H175L176 118V120H174L173 118H172V116L174 115L173 113H177L178 112V114H179V112L180 111H183V109L182 110H180L181 109V106H182V108L184 107V105H185ZM213 103V104H212ZM253 103H255L254 105H251V104H253ZM259 103V104H258ZM260 103H262L261 105H260ZM20 104H21V106H20ZM23 104V105H22ZM104 104V105H105ZM116 104V105H115ZM141 104V105H140ZM146 104V105H145ZM154 104V105H153ZM159 104H161V105H159ZM180 105V107H179V105ZM204 104V105H203ZM206 104V105H205ZM212 104V105H211ZM241 105V107H240V105ZM247 104H249V105H247ZM257 104H258V106H257ZM16 105V106H15ZM49 105V106H48ZM78 105V106H77ZM89 106V107H87V106ZM100 105H102V108H101V106ZM128 105V106H127ZM138 105V106H137ZM144 105V106H143ZM163 105V106H162ZM169 105V106H168ZM175 105V106H174ZM207 105H209V107H211L212 106V108L210 109ZM220 105H223V106H225V108L224 109H226V110H224L223 109V107L221 106V108L222 109H218V108H220ZM237 105V106H236ZM25 106V107H24ZM42 106V107H41ZM47 106H48V108H47ZM50 106H53V107H50ZM87 108H86V107ZM91 106V107H90ZM116 106V107H115ZM132 106H134L135 108H133ZM143 106V107H142ZM147 106V107H146ZM190 106V107H189ZM203 108H201V107ZM229 106V107H228ZM253 109V108H255V106H257L256 107V109L257 110H255V111H253V110H251V111H253L254 112V114H253V112H249L250 114L252 113V115H249L248 114V117L246 118V117H243L244 115L242 114V115H240L241 114V112H243L242 111V109L243 108H246V110L248 109V108H250V107ZM56 107V108H55ZM97 107V108H96ZM119 107V108H118ZM174 107H176V108H178V111H176L177 109H174ZM196 108V111H195V108ZM227 107H228V109H227ZM240 109H238V108ZM51 108V109H50ZM89 108V109H88ZM91 108V109H90ZM94 108V109H93ZM99 108H101V109H99ZM103 108H105L104 109V111H103V113H102V109ZM115 108H117V109H115ZM122 108V109H121ZM133 108V109H132ZM138 108V114L136 113V115H134V113H135V111H136V109ZM143 108V109H142ZM163 108H165L166 110H163ZM167 108H170V109H167ZM189 108H191L190 110H189ZM207 108V109H206ZM231 108V109H230ZM237 108V109H236ZM250 108V109H251ZM59 109V110H58ZM85 109V110H84ZM87 109V110H86ZM96 109V110H95ZM99 109V110H98ZM145 109V110H144ZM236 109V110H235ZM250 109H248V110H250ZM261 109H264V108H260V110ZM39 110H41V112L43 111V110H47L48 112H51L52 114H57L58 116H55L56 117V119L55 118H53L54 117V115H51V113L49 114V117L48 118H45L46 119V121L44 122H42V121H40V119L42 120V116H44V117H46V115H44V113L42 112V114L43 115H41V112L38 114V115H41V116H37L36 117V114H37V112H39ZM60 110H62V111H60ZM90 110V111H89ZM101 110V111H100ZM124 110V111H123ZM140 110H142L143 112H141ZM146 110H147V112H146ZM180 110V111H179ZM218 110H220L221 111V115L223 114L224 115V117L223 116H221L220 115V117L217 119V117L219 116V112H218ZM223 110L226 112H224V113H222L223 112ZM238 110V112L236 113V111ZM246 110H244V111H246ZM47 111L45 112V114L47 113ZM57 111H59L60 112V115L58 114V113H56ZM95 111H98V113L96 112V114H95ZM100 111V112H99ZM116 111V112H115ZM153 111V112H152ZM166 111V112H165ZM173 111H175V112H173ZM190 111V112H189ZM194 111V112H193ZM210 111H212L211 113L212 114H210ZM215 111V112H214ZM218 112V115H217V112ZM263 110H261V112H262ZM23 111H21V113H22ZM106 112V113H105ZM118 112V113H117ZM122 112H124V113H122ZM137 112V111H136ZM168 112V113H167ZM192 112V113H191ZM206 112V113H205ZM208 112H209V116L210 115H212V117L213 118H209V116L207 115L206 116V114H208ZM229 112V113H228ZM264 112V111H263ZM20 113V112H19ZM31 113V112H30ZM61 113H63V114H61ZM108 113V114H107ZM131 113H133L132 115H131ZM141 113V114H140ZM149 113L151 114V115H149ZM153 113H154V115H153ZM236 113V114H235ZM243 113H245V112H243ZM5 114H6V116H5ZM18 114V113H17ZM26 114V111H25V113H24V115L22 114V116H23V118H25V116H27V114ZM103 116H102V115ZM117 114L119 115L118 117H117ZM122 114H123V116H122ZM144 114L146 115L145 116V118L148 120H144L145 118H144ZM173 114V115H172ZM185 114H186V116H185ZM193 114V115H192ZM204 114V115H203ZM217 115V117L215 118V116L214 115ZM62 115V116H61ZM66 115V116H65ZM99 115H101V116H99ZM115 115V116H114ZM126 115H127V117H126ZM130 115H131V117H130ZM139 115V116H138ZM142 115H143V117H142ZM200 115V117L202 118V117H204L203 119H201L200 117H196V116H199ZM203 115V116H202ZM234 115V116H233ZM241 116V118L240 117H238V116ZM246 115H247V113H246ZM259 115V114H258ZM263 117H262V116ZM21 116V117H22ZM31 116L32 117H34L33 119L35 120V121H30V119H32L31 118ZM51 116H53V117H51ZM65 118H64V117ZM96 116V117H95ZM132 116H135V117H137L138 118V120H137V118H135V117H132ZM150 116V117H149ZM152 116V117H151ZM154 116H156L155 118H154ZM159 116V117H158ZM162 116V117H161ZM167 116H168V118H167ZM171 116V117H170ZM188 116V117H187ZM192 116V117H191ZM196 118H195V117ZM235 116H237L236 117V119L237 120H235ZM251 117V119H250V117ZM253 116H254V121H253ZM256 116V117H255ZM20 117V118H21ZM44 117H43V119H44ZM98 117H100L101 118V120H99L100 118H98ZM105 117H107V119H105ZM148 117H149V119H148ZM164 117V118H163ZM174 117V116H173ZM190 117V118H189ZM222 117V118H221ZM263 119H262V118ZM11 119H10V121L11 120H13V118H12V116L10 117ZM36 118V119H35ZM53 119L52 121L51 120H48V119ZM93 118H95V120L94 121H91ZM98 118V119H97ZM121 118V119H120ZM155 120H154V119ZM157 118V119H156ZM166 118V119H165ZM198 118H199V120H198ZM207 118V119H206ZM224 118V119H223ZM225 118H227L226 120H225ZM228 118H231L230 120H231V122L229 123V119ZM22 119V118H21ZM88 119V120H87ZM127 120V121H125V120ZM135 119L137 120V121H139V122H136L135 121ZM167 119H169L168 121H167ZM171 119H173V120H171ZM205 119V120H204ZM211 119V120H210ZM250 119V120H249ZM47 120H48V122H47ZM56 120V121H55ZM59 120V121H58ZM90 120V121H89ZM121 120V121H120ZM132 120H133V122H136V124L135 123H133L132 122ZM186 120H188V122L186 121ZM202 120V121H201ZM204 120V121H203ZM214 120V121H213ZM229 120V121H228ZM237 121L236 123H233L232 121ZM246 121V122H244V121ZM256 120V121H255ZM258 120V121H257ZM62 121V122H61ZM63 121H64V123H63ZM97 123H96V122ZM101 121H102V123H101ZM154 121V123H152ZM156 121V122H155ZM169 121H170V123H169ZM180 123H179V122ZM191 121V122H190ZM199 123H198V122ZM206 121V122H205ZM210 121H213L212 122V127H211V122ZM224 121V122H223ZM227 121V122H226ZM234 121V122H235ZM238 121H240V122H238ZM261 121H262V123H261ZM9 122V121H8ZM36 124H35V123ZM61 122V123H60ZM98 122H99V125H98ZM117 122H119V124L117 123ZM124 122V123H123ZM128 122V123H127ZM144 122H146V123H144ZM149 122V123H148ZM151 122V123H150ZM196 122L198 123V124H196ZM202 122V124H200ZM215 122V123H214ZM243 122V123H242ZM250 122V123H249ZM48 123V124H47ZM94 123V124H93ZM129 123H131L130 125L132 126H129ZM132 123L134 124V126L132 125ZM141 123V124H140ZM203 123H204V125H203ZM207 123V124H206ZM226 123V124H225ZM229 123V124H228ZM239 123V124H238ZM247 123V125H245ZM261 123V124H260ZM47 126H46V125ZM123 124V125H122ZM145 124V126H143ZM153 124V125H152ZM157 124V125H156ZM165 124H166V126H165ZM168 124V125H167ZM170 124V125H169ZM202 125V126H200V125ZM210 125V127H209V125ZM233 124V125H232ZM235 124H236V127H235ZM251 124H253V126L251 125ZM258 124V125H257ZM261 126H260V125ZM121 125L122 126H124L125 127V130H124V127H121ZM126 125L127 126H129V129L126 127ZM140 125V126H139ZM146 125H148V126H146ZM198 127H197V126ZM205 125H207V126H205ZM231 125V126H230ZM249 125H251L252 126V130H251V126H249ZM60 126V127H59ZM136 126V127H135ZM146 127V129L145 128H143V127ZM170 126H172V127H174V128H172V127H170ZM205 126V127H204ZM227 126V127H226ZM229 126V127H228ZM232 126L234 127V129L232 128ZM255 126H256V128H255ZM104 127V128H103ZM155 127H157V130H155ZM203 127V128H202ZM207 127V128H206ZM214 127V129H212L211 130V128H213ZM215 127L217 128V130H215ZM249 127H250V130L252 131L251 133H250V131H248L249 130ZM258 127L260 128L259 130H257L258 129ZM31 128V129H30ZM130 128L132 129V132H130L131 130H130ZM150 128H154V130L153 131H151L150 130ZM167 128H168V130L169 131H166L167 130ZM171 130H170V129ZM176 128V129H175ZM194 128V129H193ZM196 128H200V129H196ZM204 128H206V130H204ZM225 128H228V129H225ZM231 128H232V130H231ZM235 128H236V130L237 131H234L235 130ZM94 129H96V130H94ZM101 129V130H100ZM135 129L137 130V131H135ZM166 129V130H165ZM172 129H174V130H172ZM209 129V130H208ZM99 130V131H98ZM127 130V131H126ZM180 132H179V131ZM204 132H203V131ZM225 130H226V132H225ZM227 130H229V131H227ZM263 130V131H262ZM2 131H4L3 129H2ZM175 131V132H174ZM195 131V132H194ZM200 131H202V132H200ZM206 131V132H205ZM208 131V132H207ZM214 131L216 132H218L217 134H215L214 133ZM244 131H245V135H244ZM254 131H256L255 133H254ZM104 132V133H103ZM159 132V133H158ZM161 132V133H160ZM234 132V134H232ZM248 132H249V135H248ZM130 133V134H129ZM132 133V134H131ZM141 133V134H140ZM166 133H168V134H166ZM170 133H171V135H170ZM177 133V134H176ZM179 133V134H178ZM201 133H203V134H201ZM214 133V134H213ZM228 133V134H227ZM231 135H230V134ZM258 133V134H257ZM263 133V134H262ZM174 134V135H173ZM200 134H201V136H200ZM206 134V135H205ZM211 134V135H210ZM227 134V135H226ZM37 135V136H36ZM178 136V138H177V136ZM207 135H209V136H207ZM214 135H216V136H214ZM218 135V136H217ZM232 135L234 136L233 138H232ZM236 135H238V137L236 136ZM163 136V137H162ZM166 136V137H165ZM167 136H168V138H167ZM205 136V137H204ZM230 136V137H229ZM248 136V137H247ZM251 136V137H250ZM255 136V137H254ZM258 136H260V137H258ZM263 136V137H262ZM253 137V138H252ZM243 138V139H242ZM259 138H262V139H259ZM75 139V140H74ZM77 139V140H76ZM175 139V140H174ZM245 139V140H244ZM247 139V140H246ZM257 139H259L257 142L258 143H256V141L255 140H257ZM72 141V142H70V141ZM165 140V141H164ZM238 142H237V141ZM252 142H251V141ZM42 141V142H41ZM81 141L83 142V143H81ZM173 141V142H172ZM192 141H193V143H192ZM236 141V142H235ZM240 141V142H239ZM243 141V142H242ZM255 141V142H254ZM261 142V144H259L260 142ZM34 142H36V143H34ZM64 142V143H63ZM70 142V143H69ZM74 142V143H73ZM149 142V143H148ZM176 142V143H175ZM178 142V143H177ZM254 142V144H255V146H256V148H254V144H252ZM52 143V144H51ZM139 143V144H138ZM172 143V144H171ZM244 143H245V145H244ZM253 146H251L250 144ZM62 144H64V146L62 145ZM66 144V145H65ZM240 144V145H239ZM39 145V146H40ZM72 145V146H71ZM89 145V146H88ZM109 145V146H108ZM138 145V146H137ZM239 145V146H238ZM260 145V147H258L259 148V151L257 150L258 148H257V146H259ZM56 146V147H55ZM67 146V147H66ZM77 146V147H76ZM250 146V147H249ZM69 147V148H68ZM80 147H82V148H80ZM88 147V148H87ZM147 148V149H145V148ZM245 147H246V149H245ZM30 148V147H29ZM40 148V147H39ZM68 148V149H67ZM91 148V149H90ZM97 148V149H96ZM107 148V149H106ZM236 148V149H235ZM251 148H253V150L255 149V151H253V150H251ZM262 148V149H261ZM33 149V148H32ZM61 149L63 150V151H61ZM79 149V150H78ZM82 149V150H81ZM86 151V152H83L84 150ZM90 151H89V150ZM136 149H138V154L140 155V157L137 155V153H136V155L139 157V158H137L136 156H133V155H135L134 154V152H135V150ZM27 150H29L28 149V146H27ZM52 150V151H51ZM60 150V151H59ZM75 150V151H74ZM94 150V152H92V153H90L91 151H93ZM131 150H133V151H131ZM247 150H249V151H247ZM50 151V152H49ZM69 151V152H68ZM112 151V152H111ZM131 151V152H130ZM143 151H145V152H143ZM243 151V152H242ZM250 151H252V152H250ZM262 153H261V152ZM48 153V154H46V153ZM52 152V153H51ZM69 154H68V153ZM248 152V153H247ZM249 152H250V154H249ZM256 152V153H255ZM258 152V153H257ZM67 153V154H66ZM76 155H75V154ZM79 155H78V154ZM82 153V154H81ZM89 153V154H88ZM94 153V155H92ZM124 154L123 155V157L122 156H120V154ZM130 153H132V154H130ZM255 153V154H254ZM51 154V155H50ZM91 154V155H90ZM96 154V155H95ZM116 155V158H117V160H116V158H115V156H113V155ZM258 154V155H257ZM53 155H54V157H53ZM71 155V156H70ZM229 155V156H228ZM248 155V156H247ZM251 155L253 156V158L251 159ZM263 155V156H262ZM44 156V155H43ZM73 156V157H72ZM75 156V157H74ZM85 156V157H84ZM243 156H244V158H243ZM246 156V157H245ZM33 157V156H32ZM77 157V158H76ZM113 157V158H112ZM118 157H120V159H118ZM250 157V158H249ZM258 157V158H257ZM22 158V157H21ZM226 158V159H225ZM243 160H242V159ZM247 158V159H246ZM254 158H256V159H254ZM261 158H262V160H261ZM52 159V161H50ZM62 159V160H61ZM255 160V162H254V160ZM259 159V161L260 162H262L261 163V165H260V162L259 161H257ZM73 160V161H72ZM75 160V161H74ZM77 160V161H76ZM82 160H83V162H82ZM231 160V161H230ZM240 160V161H239ZM244 160L246 161V162H244ZM248 160V161H247ZM250 160V161H249ZM252 160V161H251ZM27 161H28V159H27ZM35 162L32 158H30V161H28V162H30V164L28 163V162H25V163H28V167H30V168H32V166H33V163L32 162ZM42 161V162H41ZM48 161H49V163H48ZM71 161V162H70ZM132 163H131V162ZM44 163L43 162V160H39V163ZM51 162V163H50ZM55 162V163H54ZM60 162V163H59ZM70 162V163H69ZM73 162H75L74 164V166H73ZM82 162V163H81ZM87 162V163H86ZM89 162V163H88ZM149 162V163H148ZM251 162H253V164L251 163ZM256 162H258L257 163V165H255L254 163H256ZM32 163V164H31ZM40 163V166L42 165H45V163L44 164H41ZM148 163V164H147ZM38 163H36V165H37ZM51 165V168H50V166H48V165ZM54 164V165H53ZM55 164H57V165H55ZM68 164H72L71 166H69ZM80 164V165H79ZM158 164V165H157ZM27 165V164H26ZM32 165V166H31ZM39 165V164H38ZM54 166V169L52 168L53 166ZM67 165V166H66ZM85 165V166H84ZM132 165V166H131ZM134 165V166H133ZM151 165V166H150ZM161 165V166H160ZM226 165V166H225ZM238 165V166H237ZM241 165V166H240ZM244 165V166H243ZM249 166V167H247V166ZM255 165V166H254ZM259 165V166H258ZM56 166H60V167H62V170H60L61 168L59 167H56ZM64 166V167H63ZM77 166V167H76ZM92 166V167H91ZM125 166V167H124ZM153 166V167H152ZM156 166V167H155ZM158 166H160V168L158 169ZM231 166V167H230ZM234 166V167H233ZM235 166H237L236 168H235ZM39 167V166H38ZM47 167H46V169H43L42 168V170L44 171H46L47 170ZM56 167V168H55ZM70 167V168H69ZM79 167V168H78ZM81 167H82V171L81 170H78V169H81ZM87 167V168H86ZM91 167V168H90ZM247 167V168H246ZM251 167L254 169L253 171H254V174H256V173H258V174H256L255 176H253L252 174H250V173H253L252 172V169H251ZM255 167H259L258 168V170L259 171H257V169H255ZM45 168V167H44ZM61 171H59L58 169ZM77 169V173L74 171V170H76ZM93 168V169H92ZM109 168V169H108ZM156 168V169H155ZM163 168V169H162ZM231 168H233L232 170H231ZM238 168V169H237ZM240 168V169H239ZM244 168H245V170H244ZM263 168H264V166H263ZM68 169H69V171H68ZM88 169V170H87ZM214 169H215V171H214ZM236 169V170H235ZM249 169H251V171L249 170ZM42 170H41V172H39V173H41V174H43L42 173ZM47 170V171H48ZM67 170V171H66ZM85 170H87V171H85ZM98 170V171H97ZM108 170V171H107ZM111 170V171H110ZM230 170V171H229ZM241 170H243V171H241ZM47 171H46V173H47ZM59 171V172H58ZM80 171V172H79ZM103 171V172H102ZM118 171V172H117ZM212 171H214V172H212ZM263 171V172H262ZM262 171H260V173H262V174H260V175H264V170L262 169ZM56 172H58V173H56ZM79 172V173H78ZM82 172V173H81ZM83 172H84V174H83ZM93 172H94V174H93ZM106 172V173H105ZM113 172H114V174H113ZM118 174H117V173ZM226 172V173H225ZM237 172H243L242 174H238ZM256 172V173H255ZM46 173H44V175H46L45 177H48V175L46 174ZM61 173V174H60ZM73 173H74V175H73ZM99 173V174H98ZM155 173V174H154ZM158 173V174H157ZM195 173H196V175H195ZM213 173V174H212ZM215 173V174H214ZM57 174V175H56ZM59 174H60V176H59ZM75 174H78V176L77 175H75ZM89 175V176H87V177H84V176H86V175ZM91 174V175H90ZM104 174H106V175H104ZM124 174V175H123ZM131 174H132V179H131V181H134V178H136L135 179V181L134 182H136V184H138V182L140 181L141 182V184H142V187L140 186V185H138V186H140V187H137L136 189H138V188H140V189H143V192H144V187H150L151 189H153V190H155V189H158L159 190V192L161 191V193H163V195L162 194H160V195H162V196H156V197H148V196H143V195H141V194H139V193H135L133 190V188L131 189V188H128L127 186H129V185H126L127 184V181H128V183H130L129 182V180H127L128 179V177H130L131 178ZM199 174V177L197 176ZM230 174H232V175H230ZM237 174V175H236ZM249 175L250 174V178L248 179L247 177H244L246 180V182H244V179H243V176L244 175ZM24 175V174H23ZM25 175L29 178V176L31 175V174H28L27 172H25ZM43 175V176H44ZM81 175V176H80ZM101 177H100V176ZM110 175V176H109ZM112 175V176H111ZM117 175V176H116ZM215 176V178H214V176ZM228 175V176H227ZM236 175V176H235ZM240 175H242L241 176V180H243V182L244 183H246L245 185H244V183L242 184V181L239 179V176ZM247 175V176H248ZM41 177H43L42 175H40ZM75 176V177H74ZM94 178H93V177ZM95 176H96V179L99 181H96V179H95ZM98 176V177H97ZM102 176H103V178L105 177L106 178V180H108V181H105V178L103 179L102 178ZM107 176H108V178H107ZM128 176V177H127ZM133 176H134V178H133ZM201 176H203L202 177V180L201 179H199V178H201ZM217 176V177H216ZM227 176V177H226ZM231 176V177H230ZM259 176V177H258ZM45 177H43V178H45ZM50 177V178H51ZM63 177V178H62ZM67 177V178H66ZM115 177V178H114ZM125 177V178H124ZM126 177H127V179H126ZM145 177L147 178V179H150V178H152L153 180V182H154V184L153 185H150L149 183H148V180H146L145 179ZM196 177V178H195ZM260 177H262L263 178V180H262V178H260ZM51 178V179H52ZM59 178V179H58ZM90 178H92V180L93 181H91V179ZM99 178V179H98ZM129 178V179H130ZM213 178V179H212ZM238 178V179H237ZM257 178V179H256ZM64 179V180H63ZM81 179H82V181H81ZM90 181H89V180ZM94 179H95V181H94ZM121 179V180H120ZM122 179H126L127 181H125L126 183L124 184V181H123V183H122ZM216 181H215V180ZM235 179L236 180H238L237 182L235 181ZM53 180V179H52ZM79 180H80V182L82 183H80L79 182ZM86 180H87V182H86ZM112 180V181H111ZM118 181V183H116L117 184V190L115 191V189L114 190H110L111 192H109V190L107 191V187L108 186H113V187H115L114 185H113V182L114 181ZM136 180H139V181H136ZM214 180V181H213ZM249 180V181H248ZM251 180V181H250ZM260 180V181H259ZM62 181H66V182H62ZM74 181H76L77 183H75ZM102 181V182H101ZM121 181V182H120ZM212 181V182H211ZM232 181L234 182L233 184H232ZM241 182V185L243 186V188H242V186H241V188H240V186H239V184H240V182ZM257 181H258V183H257ZM86 182V183H85ZM89 182H91V183H89ZM93 182V183H92ZM96 184H95V183ZM105 182H106V184H105ZM238 182H239V184H238ZM249 182V183H248ZM250 182L252 183V184H250ZM24 183V182H23ZM29 183V184H28ZM63 183V184H62ZM65 183H67V184H65ZM71 183V184H70ZM75 183V184H74ZM80 184V186H77V185H79ZM83 183H84V186H83ZM100 183V184H99ZM101 183H103V185L105 184V185H107L108 184V186H103V185H101ZM115 183V182H114ZM120 183H122V184H120ZM143 183L145 184V185H143ZM237 183V184H236ZM33 185L32 187H29V185ZM60 184H61V186H60ZM87 184V185H86ZM126 185V186H124V185ZM130 184H132L133 185V183L131 182ZM249 184H250V186H249ZM26 185V186H25ZM42 185H44V184H42ZM60 187H59V186ZM65 185V186H64ZM66 185H67V187L69 186V188L67 189V187H66ZM94 185H96V186H94ZM135 185V184H134ZM147 185V186H146ZM235 185V186H234ZM64 186V187H63ZM100 186V187H99ZM104 187V189L102 188V187ZM121 186V188H119ZM123 186H124V188H123ZM137 186V185H136ZM239 186V187H238ZM245 186H248L249 187V189H247V187H245ZM251 186V187H252ZM8 187H11V186H8ZM27 187V188H26ZM45 187V186H44ZM78 187V188H77ZM96 187V188H95ZM106 187V188H105ZM130 187V186H129ZM133 187H135V186H133ZM224 187V188H223ZM244 187L246 188L245 190H251L250 191V194L249 193H247L248 191H245L244 190ZM12 188H14V187H12ZM26 188V189H25ZM29 188H33L32 190L31 189H29ZM57 188V189H56ZM60 189V191H59V189ZM65 188V189H64ZM82 188V189H81ZM102 188V189H101ZM222 188V189H221ZM24 189V190H23ZM64 190V191H62L61 192V190ZM69 189H71V190H69ZM78 189V190H77ZM101 191H100V190ZM124 189H126V190H124ZM130 190V193L128 192L129 190ZM139 189V190H140ZM145 189H147V190H145V191H148L147 193L148 194H152L153 195V193H156V194H158L157 192H153V193H151V191H153V190H150L149 188H145ZM241 189V190H240ZM258 189V190H257ZM256 190V192H259L260 190H259V188H257ZM48 190H49V193H50V191H51V193H50V196H52V197H50L49 196V198L51 199V200H48V202L49 203H51V206L50 207H52L53 208V205H55L56 206V208L58 207V205H59V207L54 211V212H52V213H49V212H46V211H43L44 209V204L42 203L43 201V198H41V200H40V197H36L35 199H36V202H37V200L39 199L40 201H42V202H39L40 204H36L35 205V203L33 204V199H30V197H28V198H26V195H27V193H30V192H33L34 193V191L36 192V193H38V194H41V193H46V191H47V193H48ZM92 190H94V191H92ZM102 190H104L103 192L104 193H100V192H102ZM124 190V191H123ZM253 190V191H254ZM65 191H67V193L70 195V199H73V200H70L69 198H68V195H67V193L66 194H64L65 193ZM84 191V192H83ZM92 191V192H91ZM96 191V192H95ZM112 191H114L115 193H113ZM127 191V192H126ZM132 191V192H131ZM252 191V193H254ZM53 192V193H52ZM64 192V193H63ZM92 193V195H91V193ZM94 192V193H93ZM109 192V195L107 194V193ZM119 192H121V193H119ZM126 192V193H125ZM135 194H134V193ZM140 192H141V190H140ZM143 192H141V193H143ZM231 192V193H230ZM235 192L236 193H239V194H235ZM241 192V193H240ZM8 194H11L12 192H10V191H8L7 192ZM33 193H30V194H32V195H30V194H28V195H30L31 197L32 196H34L33 195ZM99 193H100V195H99ZM118 193H119V195H118ZM132 193H133V195H132ZM146 193V194H147ZM234 193V194H233ZM52 194V195H51ZM62 194H64L65 196H63ZM97 194V195H96ZM106 194V196H104V195ZM112 194H114V195H112ZM122 194V195H121ZM132 195V197H131V195ZM233 194V195H232ZM256 194V193H255ZM12 195V194H11ZM67 195V196H66ZM73 195V196H72ZM113 196V197H110V196ZM124 195V196H123ZM130 196L129 197V199H128V196ZM135 195V196H134ZM155 195V194H154ZM234 195L235 196H237V199L234 197ZM257 195V194H256ZM103 196V197H102ZM125 196H127V197H125ZM139 196V197H138ZM142 196V197H141ZM221 196H223V198H222V200H224L225 201V199L227 200V201H225V203H224V201H223V203H222V200H221ZM232 196H233V198H232ZM250 196V197H249ZM35 197V196H34ZM33 197V198H34ZM78 199H77V198ZM80 197V198H79ZM102 197V198H101ZM116 197H117V199H116ZM122 197V198H121ZM136 197V198H135ZM148 197V198H147ZM158 197V198H157ZM162 197V198H161ZM245 197V198H244ZM257 197V196H256ZM46 198V197H45ZM64 198V199H63ZM66 198L68 199V200H66ZM110 198V199H109ZM118 198H119V200H121V201H119L118 200ZM127 198V199H126ZM140 198V199H139ZM147 198V199H146ZM160 198V199H159ZM228 198H230V199H228ZM238 198H240V199H242V200H240V199H238ZM253 198V199H252ZM20 199H21V201H20ZM30 199V200H29ZM35 199H34V202H35ZM46 199H48V198H46ZM108 199V200H107ZM123 199V200H122ZM125 199H126V202H125ZM132 199H133V202H132ZM155 199V200H154ZM163 199H164V201H166V202H164L163 201ZM199 199V200H198ZM215 199H217V201L215 200ZM233 199L234 200H236L235 202L233 201ZM128 200L130 201V202H128ZM143 200H144V202H143ZM147 200H148V202L150 203V205H148L147 203ZM153 200V201H152ZM157 200H159L158 201V203H157ZM231 200L234 202V204H232L233 202H231ZM245 200V201H244ZM247 200V201H246ZM258 200V201H257ZM52 201H53V204H52ZM73 201V202H72ZM107 201V202H106ZM109 201H110V203H109ZM116 202V204H115V202ZM117 201L119 202V204L117 203ZM123 201L125 202V203H123ZM138 201V204L136 203V202ZM155 201H156V203H155ZM214 201H216V202H214ZM244 201V202H243ZM37 202V203H38ZM55 202H57V203H55ZM67 202H69V203H67ZM128 202V203H127ZM131 202H132V204H134L133 206H132V204H131ZM141 202V203H140ZM146 203L147 205H145V204H143V203ZM151 202H152V204H151ZM162 202V204H159V203H161ZM168 202H169V204L170 203H175L174 205H170V208H171V206H175V207H178V208H176L175 209V207H174V209H170V208H168V207H166V205L168 204ZM200 202V203H199ZM237 202H242V206H243V208H242V206L240 205L241 203H237ZM247 202V203H246ZM16 203V204H15ZM42 203V204H41ZM55 203V204H54ZM71 203V204H70ZM111 203H113V204H111ZM166 203V204H165ZM244 203H246V205L244 204ZM9 204V205H8ZM18 204H17V206H18ZM68 206H67V205ZM104 204V205H103ZM125 204H126V207H125ZM154 204H156L155 206H154ZM164 204H165V209L163 208L162 209V207H164ZM180 204V205H179ZM238 204V205H237ZM257 204V205H256ZM3 205H5V206H3ZM31 205H33V207L36 209V210H34L33 208H32V211L34 212H36L37 213V211L39 212L41 209V211H42V213H41V211H40V213L38 214L37 213V215H36V213H35V215H33L32 214V216L30 215V217L33 219H31L29 216H26V215H24V213H26L27 215H29L30 213H32V212H30L29 211V213H28V210H31V209H29V207H32ZM111 205V206H110ZM113 205V206H112ZM116 205H118L117 206V208H116ZM124 206V208H123V206ZM163 205V206H162ZM36 206V207H35ZM65 206H67V207H65ZM130 206V207H129ZM149 206V207H148ZM160 208H159V207ZM247 206V207H246ZM5 207V208H6ZM22 207V208H21ZM46 207V206H45ZM133 209H132V208ZM145 207V208H144ZM146 207H148V209H151V208H153V209H155V208H158L159 210H153L152 209V211H151V214H152V217H149V216H151V215H146L147 214V212H150V210L149 211H147L148 209L146 208ZM172 207V208H173ZM179 207H188L186 210H185V208H184V210L186 211V213L184 212V211H181V208H179ZM241 207V208H240ZM247 209H246V208ZM39 208V209H38ZM68 208H70V209H68ZM116 208V209H115ZM129 208V209H128ZM166 208L169 210L170 209V211H169V213L167 212V210H166ZM2 209V210H1ZM54 209V208H53ZM132 209V210H131ZM139 209V210H138ZM145 209L146 211H144L143 212V210ZM162 209V210H161ZM177 209H180V210H177ZM190 209V210H189ZM219 209H223L224 211H221V210H219ZM227 209V210H226ZM232 209V210H231ZM236 209V211L238 212V213H240V214H238V213H235L234 212V210ZM27 210V211H26ZM66 210H68L69 211V213H68V211L66 212ZM95 210V211H94ZM106 210V211H105ZM142 210V211H141ZM183 210V209H182ZM229 210V211H228ZM109 211H110V213H109ZM138 211V212H137ZM140 211V212H139ZM155 213H160L161 212V214L160 215H157V214H155ZM159 211V212H158ZM174 211V212H173ZM177 211H179L178 213H177ZM181 211V212H180ZM189 211H191L190 213H192L193 214V216H196V218H194L193 220H191L193 217H192V215L191 214H188V212ZM227 211V212H226ZM75 212V213H74ZM153 212V213H152ZM172 214H171V213ZM182 212H184V213H182ZM219 212H221V213H219ZM72 213V214H71ZM92 213V214H91ZM111 213L113 214V215H111ZM144 213V214H143ZM168 213V214H167ZM174 213H176V214H174ZM179 213H181V214H179ZM227 213V214H226ZM230 213H231V215H230ZM8 214H7V216H5L6 217V219H10L9 218V216H8ZM20 214V215H19ZM90 214V215H89ZM127 214V215H126ZM148 214H150V213H148ZM153 214H155L154 215V217L156 216V217H158L159 216V219L161 218L160 216L161 215H164V216H162V218H161V220H162V222H160V220H158L156 217V220H158V222L156 221V220H154L153 218ZM171 214V215H170ZM174 214V215H173ZM183 214V215H182ZM184 214H186V216L184 215ZM187 214H188V216H187ZM229 214V216H227ZM238 214V215H237ZM78 215V216H77ZM93 215V216H92ZM122 215V216H121ZM135 215H136V217H135ZM146 215V216H145ZM167 215H168V217H167ZM172 215H173V217H172ZM182 217H181V216ZM222 216L219 220L218 219H216V217L218 218V216ZM243 215V216H242ZM2 216V217H1ZM3 216H4V214L3 213H1L0 214V220L3 218ZM106 216V217H105ZM116 217V216H118V217H116V218H114V217ZM124 216V217H123ZM174 216H175V218H174ZM92 217V218H91ZM97 217V218H96ZM145 217V221L143 220V218ZM169 217H171V218H169ZM178 217H180L181 218V220H182V218H186V219H184L186 222L185 223H187V225L185 224V223H182V221H184V220H180L179 222H180V225H179V223L177 224V222H178V220L180 219V218H178ZM190 217H191V219H190ZM227 217V218H226ZM235 217V218H234ZM16 218H13V219H16ZM70 218V219H69ZM147 218H151V220H154L153 222H150L149 220H148V222H147ZM176 218H178V219H176ZM212 218V219H211ZM223 218H226L227 219V221H225ZM229 218V219H228ZM240 218V219H239ZM262 220H261V219ZM6 219H5V221H6ZM10 219V220H11ZM86 219V220H85ZM97 219V220H96ZM142 219V220H141ZM172 219V220H171ZM173 219H175V220H173ZM189 219V221H187ZM204 219V220H203ZM208 219V220H207ZM210 219V220H209ZM216 219V220H215ZM230 219H233V220H231L230 221ZM239 219V220H238ZM41 222H40V221ZM77 220V221H76ZM88 220V221H87ZM102 220V221H101ZM116 220V221H115ZM164 220V221H163ZM170 220V221H169ZM201 220H203V221H208V222H205L206 224L208 223V225H209V227H208V225H206V224H202V223H200V222H202ZM212 220H213V222H216V223H212ZM215 220V221H214ZM218 220V221H217ZM222 220H224V222L226 223V226H225V229H227L228 231H225L224 230V228H223V225L222 226H220L221 224H219V223H221V222H219V221H222ZM228 220L231 222V223H227L228 222ZM260 220V221H259ZM80 221V222H79ZM86 221V222H85ZM122 221V222H121ZM130 221V222H129ZM137 222V223H132V222ZM142 221V222H141ZM169 221V222H168ZM172 221V222H171ZM193 221V223H191ZM242 221V222H241ZM29 222V223H28ZM53 222V224H54V221H52ZM52 222L50 221V223L52 224ZM77 222V223H76ZM102 224H101V223ZM150 222V223H149ZM155 222H157V224H154ZM211 222V223H210ZM243 222H244V224H243ZM28 223V224H27ZM34 223V224H33ZM40 225H39V224ZM100 223V224H99ZM121 223V224H120ZM125 223H127V224H125ZM142 223H143V225H142ZM145 223V224H144ZM169 223V224H168ZM182 223V224H181ZM203 225L204 227H205V225L207 226V227H202V228H204V230L201 228V225ZM260 223H261V226H260ZM263 223V224H262ZM38 224V225H37ZM66 223H65V225H67ZM105 224V225H104ZM124 224V225H123ZM134 224V225H133ZM135 224H136V227L138 226L139 227V225L141 226L140 228L142 229V232H141V230L137 227V229H139V232H135V231H137V229H136V227H135ZM138 224V225H137ZM164 224V225H163ZM165 224H167V225H165ZM183 224H185V226H183V227H187V228H189V227H192V229H189V230H191V231H194L193 233H194V235H196V236H194L193 235V233L191 232V231H189L188 229L186 230H184L183 229V227H181ZM76 225V226H75ZM84 225V227H82ZM91 225V226H90ZM94 225V227H92ZM119 225H121L122 227L120 228V226ZM131 225V226H130ZM147 225V226H146ZM161 225H163V226H161ZM170 225V226H169ZM173 225V226H172ZM233 225H231V226H233ZM263 225V226H262ZM55 226V225H54ZM54 226H53V228H54ZM87 226V227H86ZM90 226V227H89ZM130 226L131 227V229L133 230V231H131L130 232V227H129V229H128V227ZM144 226H146V228L147 229H145L144 228ZM150 226V227H149ZM166 226H168L167 227V229H166ZM197 226V228L200 226V229H202V231L200 230V229H196L195 227ZM259 228H261V229H257L258 227ZM76 227V228H75ZM89 227V228H88ZM101 227H103V228H101ZM126 227V228H125ZM135 227V231H134V229L133 228ZM143 227V228H142ZM157 227V228H156ZM172 227V229H171V232H170V230H169V228H171ZM175 227V228H174ZM180 227V228H179ZM194 227V228H193ZM226 227H228V228H226ZM246 227V228H245ZM81 228H83V229H81ZM119 228V229H118ZM150 228V229H149ZM179 228V229H178ZM211 228V227H210ZM218 228V227H217ZM233 229H234V227H232ZM79 229V230H78ZM89 231V229H90V231L93 233V235H91L90 234V231L88 232L87 230ZM111 229H112V231H111ZM115 229V230H114ZM144 229L145 230H147V231H145L144 232ZM175 229V230H174ZM181 229V230H180ZM195 229V230H194ZM209 229V230H208ZM230 229H231V227H230ZM255 229H257V231L255 230ZM80 231V233L78 232V231ZM81 230H83V231H81ZM116 230H118V232L116 231ZM157 230V231H156ZM165 230V231H164ZM169 230V231H168ZM174 230V231H173ZM176 230H178L177 231V233H179V234H177L175 231ZM187 232V233H185V236H184V232ZM198 230H200V232L198 231ZM223 230H224V232H223ZM232 230V229H231ZM87 231V232H86ZM169 233H171V234H169ZM182 231V232H181ZM195 231H196V233H195ZM233 231V230H232ZM60 232V233H59ZM66 232H68V233H66ZM82 232H84V235H83V233ZM147 232H149V233H147ZM153 232H156V233H154L156 236H154V234L152 233V235H151V233ZM165 232V233H164ZM173 232H175V233H173ZM204 232V233H203ZM221 232L218 234L217 233V235H220L221 234ZM256 232H258L257 234H256ZM262 232H264V231H262ZM261 232V233H262ZM63 233H65V234H63ZM87 233V234H86ZM142 233V234H141ZM166 233H168V234H166ZM190 233V234H189ZM198 233H200V234H202V235H199ZM205 233V234H206ZM211 233H213V232H211ZM232 233H234V232H232ZM82 234V235H81ZM118 234V235H117ZM134 234V235H133ZM175 234V235H174ZM190 235V237H189V235ZM198 234V235H197ZM87 237H86V236ZM120 235V236H119ZM167 235V236H166ZM168 235H170V237H168ZM174 235V236H173ZM186 235H187V237H186ZM211 235V234H210ZM213 236H214V234H212ZM211 235V236H212ZM257 235V236H256ZM49 236V237H48ZM83 236V237H82ZM98 236H101V238L100 237H98ZM153 236H154V238H153ZM177 236V237H176ZM182 236H184L183 238H182ZM201 236H203L204 238H202ZM205 236H206V239H205ZM216 236V235H215ZM241 237V239H239L238 241H237V239L236 238H238V237ZM256 236V237H255ZM51 237V238H50ZM89 237V238H88ZM139 237V238H138ZM156 237L158 238V239H156ZM173 238V241L174 242H172V238ZM187 238V240H186V238ZM250 237H251V239H252V237H254V239L255 238H258L257 240H258V243H256L257 241H252V240H249L250 239ZM65 238V240L67 241V239ZM153 238V239H152ZM166 238H168V239H166ZM171 238V239H170ZM178 238V239H177ZM185 238V239H184ZM222 238V237H221ZM220 238V239H221ZM231 238H232V240H231ZM243 238L245 239V240H243ZM248 238V239H247ZM64 239V238H63ZM144 239V240H143ZM147 239V240H146ZM160 239V240H159ZM180 239H182V240H180ZM202 239V240H201ZM203 239H205V240H203ZM217 240L216 241H219L220 239L218 238V236H217V238H216ZM234 239H236V240H234ZM247 239V240H246ZM68 240V241H69ZM140 240H142V241H140ZM146 240V241H145ZM159 240V241H158ZM197 240V241H196ZM240 240H242V244H241V242H240ZM177 241V242H176ZM183 241V242H182ZM188 241L190 242V245H188L189 243H188ZM202 242V244H201V242ZM218 242V243H222V244H218L217 242H216V245H217V247L220 245L221 247L220 248H225V249H227V252L229 253V251H228V248L227 247H230V246H226V247H224L223 246V242ZM250 241H252L253 242V244H251L252 242H250ZM168 242V243H167ZM171 243V245H170V243ZM181 243V245H180V243ZM185 242H187L188 244L187 245H185ZM192 242V243H191ZM209 243H210V240L208 241ZM213 242V241H212ZM146 243V244H145ZM167 243V244H166ZM184 243V244H183ZM227 243H229V244H227ZM245 243V244H244ZM149 246H148V245ZM168 244L170 245L169 246V248L167 249V248H165V247H168ZM177 244H179V245H177ZM196 244V245H197ZM212 245L214 244V243H211ZM211 244H205V246L206 245H211ZM261 244V245H260ZM54 245V244H53ZM174 245H176V246H178V248L177 249H175L174 250ZM202 245V246H201ZM173 248H172V247ZM188 246H190V247H188ZM55 247V246H54ZM149 247H151V248H149ZM153 247V248H152ZM188 247V248H187ZM207 247V246H206ZM209 247V246H208ZM214 247H216L215 246V244L213 245V248H212V246H210L207 250H211V251H209V252H211V254H213V252L212 251H216V249L214 248ZM216 247V248H217ZM258 247V248H257ZM172 248V249H171ZM201 248V249H202ZM219 248V247H218ZM217 248V251L218 252H222L223 251V249H218ZM262 248H260V249H262ZM165 249V250H164ZM181 249V250H180ZM185 250V253H189V255L187 254L186 256H184L185 255V253H184V250ZM188 249V250H187ZM213 249V250H212ZM239 249V250H240ZM251 249V250H250ZM264 249V248H263ZM167 250L169 251V252H167ZM173 250V251H172ZM178 250V251H177ZM192 250H193V248H192ZM205 250H206V248H205ZM236 250V251H237ZM115 251H117V252H115ZM177 251V252H176ZM187 251V252H186ZM189 251V252H188ZM248 251V250H247ZM263 251V250H262ZM89 252H92V251H89ZM113 252V253H112ZM155 252V253H154ZM175 252V253H174ZM181 252H183V256L182 255H180V253ZM192 252V251H191ZM223 252H225V251H223ZM226 252V253H227ZM246 252V251H245ZM111 253H112V255H111ZM231 253V252H230ZM230 253H229V255H230ZM247 253V252H246ZM93 256H95L96 257V255H95V253H91ZM177 254H179V255H177ZM191 254H193L192 256H194V257H192L191 256ZM214 254H216L215 252H214ZM212 255V257L215 259V260H212L211 261V264H213V263H215L216 261H217V263L219 264V259H218V257H219V255L218 254H216V255H218V257L216 256V255ZM232 254V253H231ZM176 255H177V257H176ZM196 255V256H195ZM226 256L228 255V254H225ZM258 255L261 257V258H259L258 257ZM105 256V257H104ZM231 256V255H230ZM234 256V255H233ZM185 257V258H184ZM192 257V258H191ZM263 257V258H262ZM166 258V257H165ZM183 258H184V260H183ZM229 258V257H228ZM235 258V257H234ZM234 258H232V260H234ZM189 259V258H188ZM195 259H196V261H195ZM263 259V260H262ZM178 260V262H181V260H180V257H179V259H177ZM176 260V261H177ZM229 260H230V258H229ZM238 261V259H235L234 261L237 263V261ZM214 261V262H213ZM112 262V263H111ZM240 262V261H239ZM238 262V263H239ZM242 262V261H241ZM254 262H256V263H254ZM185 263H187V261L185 262ZM184 263V264H185ZM217 263H215V264H217ZM222 263V262H221ZM237 263V264H238ZM94 264H96V262L94 263ZM189 264V263H188ZM200 264H201V262H200ZM222 264H225L224 262L222 263ZM241 264H245L244 262H242ZM264 264V263H263Z\"/></svg>",
	"mask_w": 264,
	"mask_h": 264
},
{
	"label": "bare ground",
	"instance_id": "2",
	"mask_svg": "<svg viewBox=\"0 0 264 264\" xmlns=\"http://www.w3.org/2000/svg\"><path fill=\"white\" fill-rule=\"evenodd\" d=\"M13 1H14V0H0V16L3 15L4 13H7V10L9 9V7H10L11 5H13V3H14ZM31 1H32V0H31ZM37 1H38V0H37ZM37 1H36V2H37ZM39 1H41V0H39ZM54 1H58V0H54ZM54 1H52V2H54ZM63 1H65V4H66V2L68 1V3L66 4L67 6L64 4ZM63 1L60 0V1H58L56 4H55V2H54L55 6H54L53 3H52L51 6H50V5H49V6H50L51 8H53L52 6H54V7H58V9H61V7H64V5H65L64 9L67 10L66 7H68V10H67V11H70V8L74 7V5H73L72 7H70V8H69V6H68V4H71V5H72V3H69V2H72L73 0H67V1H66V0H63ZM80 1H81V0H80ZM80 1H79V2H80ZM87 1H88V0H87ZM102 1H103V0H102ZM119 1H120V0H119ZM119 1H117V3H118ZM129 1H130V0H129ZM133 1H134V0H132L131 2L133 3ZM137 1H138V0H137ZM137 1H134V2H137ZM142 1H143V3L145 2V0H142ZM142 1L140 0L139 3L141 4ZM146 1H147V0H146ZM166 1H168V0H166ZM184 1H185V0H184ZM204 1H205V0H204ZM249 1H250V0H249ZM28 2H30V1H28ZM33 2H34V1H33ZM47 2H48V1L45 0V3H44L43 5H47ZM60 2H61L62 5H60ZM114 2H115V1H114ZM120 2H121V3H120ZM120 2H119V3H120V5H121V4H122V0H121ZM124 2H125L124 5H126V2H128V0H124ZM150 2H151V1H150ZM186 2H187V1H186ZM227 2H228V1H227ZM227 2H226V3H227ZM34 3H35V2H34ZM38 3H39V2H38ZM40 3H41V2H40ZM58 3H59V4H58ZM96 3H97V2H96ZM117 3H115V4H117ZM132 3H131V4H132ZM139 3H138V4H139ZM152 3L154 4V2H152ZM152 3H151V4H152ZM173 3H174V2H173ZM194 3H195V2H194ZM197 3H198V2H197ZM204 3H205V2H204ZM208 3H209V0H208ZM208 3H206V4L209 5ZM210 3H211V0H210ZM213 3H214V2H213ZM213 3H212V4H213ZM228 3L230 4L231 1H229ZM250 3H251V2H250ZM23 4H24V3H23ZM26 4H27V3H26ZM30 4H31V3H30ZM30 4H29V5H30ZM35 4H36L37 6L39 5V4H37V3H35ZM41 4H42V3H41ZM41 4H40V6H41ZM50 4H51V3H50ZM57 4H58V5H57ZM83 4H84V1H83ZM85 4H86V3H85ZM90 4H91V3H90ZM128 4H130V2H129ZM128 4H127V5H128ZM131 4H130V5H131ZM133 4L135 5V3H133ZM146 4H147V3H146ZM148 4H149V3H148ZM148 4H147V5H148ZM165 4H167V2H166ZM182 4H183V3H182ZM182 4H180V5L182 6ZM190 4H191V3H190ZM215 4H216V3H215ZM262 4H263V3H262ZM262 4L259 5V6H260V10H259V11H263V13H264V6H262ZM33 5H34V4H33ZM43 5H42V6H43ZM71 5H70V6H71ZM118 5H119V4H117V6H118ZM122 5H123V4H122ZM122 5H121V7H122ZM127 5H126V6H127ZM147 5H146V6H147ZM187 5H188V4H187ZM23 6H24V5H23ZM23 6H22V7H23ZM31 6H32V4H31ZM60 6H61V7H60ZM80 6H81V5H80ZM91 6H92V5H91ZM108 6H111V5H108ZM108 6H107V7H108ZM126 6H125V7H126ZM128 6H129V5H128ZM128 6H127V8H128ZM146 6L144 5L145 9H146ZM163 6L167 7L168 5H167V6H166V5H163ZM169 6H170V5H169ZM184 6H186V5H183V7H184ZM189 6H190V5H189ZM189 6H188V7H185V9H187V8L190 9ZM209 6H211V5H209ZM209 6L206 7L205 4H204L203 7L206 8L205 10L207 11V10L210 8ZM217 6H218V5L216 4L215 9H216ZM231 6H232V3H231ZM20 7H21V6H20ZM38 7H39V6H38ZM38 7H37V8H38ZM43 7H45V6H43ZM59 7H60V8H59ZM75 7H76V6H75ZM75 7H74V8H75ZM88 7H89V6H88ZM130 7H132V6H130ZM133 7H134V6H133ZM133 7H132V8H133ZM140 7H141V5H140ZM142 7H143V4H142ZM142 7L140 8V10H142ZM151 7H152V6H151ZM153 7H154V6H153ZM208 7H209V8H208ZM213 7H214V5H212L211 8H213ZM232 7H233V6H232ZM248 7H249V6H248ZM16 8H17V7H16ZM16 8L14 7V9H16ZM25 8H28V6H26ZM35 8H36V6H35ZM46 8H47V7H46ZM86 8H87V7H86ZM103 8H104V7H103ZM108 8H109V7H108ZM117 8H118V7H117ZM132 8H131L130 12L128 11V14H129V13L131 14V11L133 10ZM135 8H136V7H135ZM135 8H134L133 12L135 11ZM180 8H181V7H180ZM207 8H208V9H207ZM219 8H220V7H219ZM221 8H222V6H221ZM14 9H13V11H14ZM19 9H20V8H19ZM40 9H41V8H40ZM58 9H56L55 12H56ZM64 9H63V10H64ZM112 9H113V8H112ZM114 9H116V8H114ZM123 9H124V7H123ZM138 9H139V7H138ZM138 9H137V10H138ZM151 9H152V8H151ZM165 9H166V8H163L164 11H165ZM177 9H178V8H177ZM177 9H176V10H177ZM185 9H181V10L185 11ZM197 9H198V11L200 10L199 8H197ZM202 9H203V8H202ZM235 9H237V8H235ZM17 10H18V9H17ZM20 10H22V9H20ZM20 10H19V11H20ZM27 10H28V9H27ZM27 10H26V11H27ZM31 10H33V9H31ZM45 10H49V8H47V9H45ZM51 10H52V9H51ZM51 10H50V11H51ZM72 10L74 11L75 9L72 8ZM72 10H71V11H72ZM85 10H86V9H85ZM100 10H101V9H100ZM102 10H103V9H102ZM108 10H110V9H108ZM146 10H148V9H146ZM166 10H167V9H166ZM178 10H179V9H178ZM192 10H193V8H192ZM195 10H196V8H195L193 11H195ZM205 10H203L202 14H204V13H210L209 10H208L209 12H206ZM211 10H212V9H211ZM213 10H214V8H213ZM219 10H220V9H219ZM58 11H59V10H58ZM58 11H57V12H58ZM67 11H66V12H67ZM71 11H70V12H71ZM121 11H122V10H121ZM144 11H145V10H144ZM167 11H168V10H167ZM196 11H197V10H196ZM204 11H205V12H204ZM254 11H255V10H253V12H254ZM256 11H257V12H256ZM256 11L254 12L255 15L259 12L258 9H256ZM42 12H43V11H42ZM52 12H54V10H53ZM52 12H51V13H52ZM62 12H64V11H62ZM70 12H67V13H66L67 16H68V14H69ZM104 12H105V11H103V14H102V15H101V13H100V16H104V14H105ZM117 12H118V11H117ZM119 12H120V10H119ZM122 12H123V11H122ZM125 12H127V10H125ZM125 12H123L122 14H124ZM136 12H137V11H135V13H136ZM139 12H140V11H138V14L141 13V12H140V13H139ZM168 12H169V11H168ZM176 12H177V11H176ZM179 12H180V10H179ZM179 12H177V13H179ZM188 12H189V10L186 11V12H184V13H188ZM221 12H222V11H221ZM241 12H242V11H241ZM14 13H16V12H14ZM46 13H47V14H48V13L50 14V12H48V11H46ZM64 13H65V12H64ZM64 13H61V14H64ZM74 13H75V12H74ZM85 13H86V12H85ZM106 13H108V12H106ZM120 13H121V12H120ZM120 13H119V14H120ZM135 13H134V15L136 16ZM144 13H145V12H144ZM146 13H147V12H146ZM156 13H157V12H156ZM192 13H193V12H192ZM194 13H195L194 15H196V12H194ZM197 13H198V12H197ZM217 13H218V11H217ZM236 13H237V11H236ZM239 13H240V12H239ZM49 14H48V16H49L48 18L50 19V16L53 15V13L50 14V15H49ZM61 14H59V15L61 16ZM66 14H65V15H66ZM98 14H99V13H98ZM109 14H110V13H109ZM109 14H108V15H109ZM112 14H114L113 11H112ZM119 14H117V15H119ZM126 14H127V13H126ZM147 14H148V16H149V17H147V19H148V18H150V15H149V13H147ZM150 14H153L151 10H150ZM166 14H169V13L166 12ZM210 14H211V13H210ZM210 14H209V15H210ZM218 14H219V13H218ZM227 14H228V13H227ZM229 14H230V13H229ZM231 14H232V12H231ZM234 14H235V13H233V15H234ZM259 14H260V13H259ZM259 14H258V16H259ZM54 15H56V14L54 13ZM57 15H58V14H57ZM57 15H56V16H57ZM59 15H58V16H59ZM96 15H97V14H96ZM114 15H116V13H115ZM117 15H116V17H115L116 19H117ZM131 15H132V14H131ZM134 15H133V16H134ZM156 15H157V14H156ZM159 15H160V14H159ZM171 15H172V14H171ZM178 15H180V14H178ZM178 15H177V16H178ZM182 15H183V13L181 12V15H180V16H182ZM185 15H188V14H185ZM185 15H184V18H185ZM189 15H190V13H189ZM189 15L186 16V17H187V18L190 17ZM192 15H193V14H192ZM194 15H193V16H194ZM204 15H206L205 17H207V14H204ZM204 15H202V17H204ZM209 15H208V16H209ZM233 15H232V16H233ZM44 16H45V15H44ZM58 16H57V17H58ZM60 16H59L58 18H60V19H61V17L64 18V15H62L61 17H60ZM69 16H70V15H69ZM72 16H74V15H72ZM98 16H99V15H98ZM111 16H112V15H111ZM111 16H110V17H111ZM123 16H124V15H123ZM129 16H130V15H129ZM133 16H132V17H133ZM169 16H170V15H169ZM177 16H175V17L177 18ZM210 16H212V15H210ZM232 16L229 15L228 17H232ZM236 16H237V15H236ZM236 16H235V18L237 19ZM238 16H239V15H238ZM258 16H257V17H258ZM261 16H262V15H261ZM37 17H38V16H37ZM37 17L34 16V18H33V20L36 22V24H35L36 26H37V23H38L37 21H39V20L36 21V18H37ZM52 17H53V18H52ZM57 17L51 16V19H53V21L55 22L54 18L57 19ZM70 17H71V16H70ZM105 17H107V16H105ZM110 17H109V18H110ZM112 17H113V16H112ZM118 17H119V16H118ZM127 17H128V16H127ZM127 17H126V18H127ZM141 17L143 18V17H145V15L143 14ZM155 17H156V16H155ZM167 17H168V16H167ZM228 17H227V18L224 17V18L228 19ZM17 18H18V17H17ZM22 18H23V17L21 16V18H18V19H22ZM40 18H41V17H40ZM42 18H43V15H42ZM48 18H47V20H48ZM65 18H66V16H65ZM72 18H73V17H72ZM78 18H80V16H79ZM92 18L95 19L96 17H95V18L92 17ZM100 18H101V17H100ZM113 18H114V17H113ZM115 18H114V20H115ZM119 18H120V17H119ZM121 18H122V17H121ZM121 18H120V19H121ZM124 18H125V17H124ZM126 18H125V20H127ZM128 18H129V17H128ZM130 18H131V17H130ZM136 18H137V16L135 17V19H136ZM158 18H159V17H158ZM168 18L170 19V17H168ZM178 18H179V17H178ZM182 18H183V17H182ZM184 18H183V19H184ZM232 18H233V17H232ZM232 18L230 19V20H232V23H229V22H230L229 20H226V21H227L226 23L231 24V26H234V25H232L233 22H234ZM261 18H262V17H261ZM263 18H264V16H263ZM263 18H262V20H263V22H264V19H263ZM24 19H25V18H24ZM37 19H39V18H37ZM66 19H67V18H66ZM76 19H77V18H76ZM96 19H98V18H96ZM104 19H105V18H104ZM155 19H156V18H155ZM155 19H153V20H155ZM173 19H174V18H173ZM179 19H180V18H179ZM183 19H181V20H183ZM189 19H190V18H189ZM199 19H201V18L198 17V21H199ZM202 19H203V18H202ZM244 19H245V17H244ZM256 19L258 20V18H256ZM26 20H27V19H26ZM45 20H46V19H45ZM107 20L110 21V19H108V18H107ZM107 20H106V21H107ZM114 20H113V21H114ZM117 20H118V19H117ZM121 20H122V19H121ZM129 20H130V19H129ZM129 20H128L127 22H129ZM131 20H132V18H131ZM181 20H177V22H178V21L181 22ZM234 20H235V19H234ZM262 20H261V21H262ZM8 21H10V20H8ZM41 21H42V20H41ZM67 21H69V20L67 19ZM73 21H74V20H73ZM102 21H103V20H102ZM106 21L101 22V23H102V24L105 23V24H107V25H110V24H112V22H113V21H112V22H111V21H110V22L107 21V23H106ZM119 21H120V20H119ZM122 21H123V20H122ZM132 21H133V20H132ZM159 21H160V20H159ZM159 21H158V19H157V22H159ZM172 21H173V20H172ZM172 21H170V22H172ZM185 21H186V19H185ZM185 21H182V23L185 22ZM187 21H189V20L187 19ZM190 21H192V20H190ZM200 21H201V20H200ZM200 21H199V22H200ZM228 21H229V22H228ZM236 21H237V20H235V22H236ZM241 21H242V20H241ZM6 22H7V21H6ZM19 22H20V21H19ZM22 22H23V21H22ZM48 22L50 23V21H48ZM48 22H47V23H48ZM99 22H100V21H99ZM114 22H115V21H114ZM123 22H124V21H123ZM123 22H122V24H124ZM154 22H155V21H153V23H154ZM162 22H163V21H162ZM173 22H174V21H173ZM173 22H172V23H173ZM51 23H52V22H51ZM56 23H57V21H56L55 23H53V24H55V26H56ZM74 23H76V22H74ZM109 23H110V24H109ZM117 23H118V22H117ZM119 23H120V22H119ZM134 23H135V22H134ZM175 23H176V22H175ZM182 23H181V25H184L186 22L183 23V24H182ZM188 23H189V22H188ZM190 23H191V22H190ZM205 23H206V22H205ZM207 23H208V22H207ZM247 23H250V22L248 21V19H247ZM4 24H5V23H4ZM4 24H3V25H4ZM16 24H17V23H16ZM16 24H15L14 26H16ZM27 24H28V23H27ZM31 24H32V23H31ZM58 24H60V23H58ZM102 24H101V26H102ZM122 24H121V27H122ZM155 24H156V23H155ZM177 24H178V23H177ZM186 24H187V23H186ZM215 24H216V23H214V26H215ZM228 24H227V25H228ZM238 24L240 25V23H238V22H237L235 25H238ZM263 24H264V23H263ZM39 25H40V24H39ZM39 25H38V26H39ZM41 25H42V23H41ZM41 25H40L39 27H42V26L44 27V25H42V26H41ZM47 25H48V24H47ZM49 25H50V24H49ZM60 25H61V24H60ZM63 25H64V24H63ZM70 25H72V24H70ZM94 25H95V24H94ZM99 25H100V24H99ZM113 25H114V23L112 24V27L110 26L112 29H113ZM115 25H116V22H115ZM124 25H129V24L127 23V24H124ZM153 25H154V24H153ZM158 25H159V24H158ZM160 25H161V24H160ZM204 25H205V24H204ZM210 25H211V24H210ZM210 25H209V27H210ZM243 25H244V24H243ZM243 25H242V26H243ZM261 25H262V24H261ZM261 25H260V26H261ZM17 26H18V24H17ZM19 26H20V25H19ZM50 26H52V24H51ZM53 26H54V25H53ZM58 26H59V25H58ZM65 26H66V25H65ZM67 26H68V25H67ZM96 26H98V23H97ZM101 26H100V27H101ZM104 26H106V25H104ZM104 26H103V27H104ZM119 26H120V25H119ZM129 26H132V25H129ZM175 26H176V24H175ZM175 26H174V27H175ZM184 26H185V25H184ZM212 26H213V24H212ZM225 26H226V25H225ZM229 26H230V25H229ZM231 26L229 27V28H230V31H229V28H228L227 26H226V28H227L228 30L224 28V30L228 31V32L225 33V34L231 33V34H229V35H231V36L233 35L232 37L235 38V37L238 36V34H240V33L237 34V32H238L237 30L240 29V28H238V26H237V27H233L234 31H235V28H236V34H237V36H234V34H233L234 32L232 33V31H231V30H233V29L231 28ZM23 27H24V26H23ZM43 27H42V28H43ZM100 27H99V28H97V27L95 28V27H94V28H95V29H98V31L101 32V30H99V29H102V28H100ZM106 27H108V28H107L108 30L106 29ZM106 27L103 28V31L106 29L105 31L108 32V31H109V26H106ZM114 27H116V26H114ZM127 27H128V26H125V28H127ZM181 27H182V26H181ZM188 27L190 28L189 24H188ZM203 27H205V26H203ZM203 27H202V28H203ZM215 27H216V26H215ZM239 27H240V26H239ZM247 27L249 28V24L247 25ZM16 28H17V27H16ZM16 28H14V30H15ZM20 28H21V27H20ZM42 28H39V29H40L41 31L44 32L45 29L43 30ZM60 28H61V27H59V28L57 27V29H60ZM66 28H67V27H66ZM66 28H65V29H66ZM87 28H88V27H87ZM89 28H90V26H89ZM155 28H157V27H155ZM207 28H208V27H206L205 29H207ZM260 28H261V27H260ZM9 29H10V27H9ZM12 29H13V28H12ZM18 29H19V28H18ZM21 29H22V28H21ZM53 29H54V27H53ZM53 29H52V28L50 29V30H51V33L54 32V31L56 32V30H53ZM55 29H56V28H55ZM61 29H62V28H61ZM69 29H70V28H69ZM117 29H118L117 31L120 32V31H121L122 29H124V28L121 29V28L118 27ZM128 29H129V28H128ZM179 29L182 30V28H178V30H179ZM185 29H186V26H185ZM212 29H214V28H212ZM262 29H263V28H262ZM4 30H5V29H4ZM16 30H17V29H16ZM32 30H34V29H32ZM52 30H53V31H52ZM89 30H90V29H89ZM145 30H146V29H145ZM194 30H195V29H194ZM203 30H204V28H203ZM203 30H202V32H203ZM214 30H215V29H214ZM241 30H242V27H241ZM241 30H240V32L242 33V37H243L244 35H243V32H242ZM263 30H264V29H263ZM19 31H20V30H19ZM35 31H37V32H35V34H37V35L40 34L39 31H38V29H37V30L35 29ZM41 31H40V32H41ZM92 31H93V30H92ZM98 31H97V32H98ZM103 31H102V33L105 34V32H103ZM112 31H113V30H112ZM117 31H116V32H117ZM122 31H123V30H122ZM132 31H133V30H132ZM138 31H139V30H138ZM205 31H206V30H205ZM208 31H209V30H208ZM208 31H207V33H205V32H203V33L208 34ZM226 31H225V32H226ZM2 32H3V31H2ZM7 32H8V31H7ZM9 32H11V31H9ZM29 32H30V30H29ZM43 32H41V34H42ZM55 32H54V34H55ZM90 32H91V31H90ZM97 32L94 33L96 36H95V35H94V36H91V37H93V38H94V37L97 38V39H96V38H94V39L92 38L94 41H95V39H96V41H97V40L99 41V38H98V37H99V35H101V33L99 32V33H98L99 35L97 36ZM136 32H137V31H136ZM150 32H151V31H150ZM165 32H168V31H165ZM181 32H184V31H181ZM209 32H210V31H209ZM248 32H249V31H248ZM258 32H259V34H260V31H258ZM258 32H257V33H258ZM5 33H6V32H5ZM57 33H58V32H57ZM75 33H76V32H75ZM109 33L111 34V32H109ZM117 33H118V32H117ZM117 33H116V34H117ZM120 33H121V32H120ZM120 33H119V34H120ZM148 33H149V32H148ZM148 33H146V34H148ZM189 33H190V32H189ZM194 33L196 34V32H194ZM244 33H245V32H244ZM261 33H262V31H261ZM19 34H21V33H19ZM23 34H25V31L23 32ZM46 34H47V36L49 35V34L47 33V30H46ZM54 34L52 33L51 36L54 35ZM106 34H107V33H106ZM110 34H109V35H106V36H108V37H109V36H112V35H110ZM113 34H114V33H113ZM181 34H182V33H181ZM184 34H185V33H184ZM190 34H192V33H190ZM210 34H211V33H210ZM213 34L215 35L216 32H213ZM259 34H258V35H259ZM3 35H5V34L3 33ZM25 35H27V34H25ZM42 35L44 36V34H42ZM55 35H56V34H55ZM61 35H62V34H61ZM76 35H77V34H75V36H76ZM87 35H88V34H87ZM150 35H151V34H150ZM182 35H183V34H182ZM185 35H186V34H185ZM202 35H203V34H202ZM217 35H218V34H217ZM229 35H227V36L225 35V36H224V34H223V37H228V41H229V42H227V43H230V42L233 43V42H234V44L231 43V45H233V46L229 45V47H228V48H229V51H228V48L225 47V48H227V52H228V53L226 52L227 54H225V53H224V54H225V56L229 55V53L231 52L230 49H232L233 52H231L230 54H231L233 57L236 56V58H237V56H238V54H239V51H240V52L243 51V52H242L243 54L245 53V51H247V49H246L247 46L245 45V44H247V42H246V43L244 42L245 44H243V42H242L243 45H241V43H240L241 41H240V42H239L240 45H239V43H237V42L235 41L236 38L231 40L232 37H231V36L229 37ZM240 35H241V34H240ZM240 35H239V36H240ZM262 35H264V34H262ZM19 36H20V35H19ZM19 36H18V37H19ZM73 36H74V35H73ZM88 36H89V35H88ZM106 36H105V37H106ZM115 36H116V35H115ZM122 36H123V35H122ZM124 36H125V35H124ZM139 36H140V35H139ZM164 36H165V35H164ZM166 36H167V34H166ZM169 36H170V34H169ZM187 36H188V35H187ZM196 36H197V35H196ZM199 36H200V35H198L197 38H199ZM247 36H249V35H247ZM260 36H261V35H260ZM260 36H259V37H260ZM45 37H46V36H45ZM48 37H50V36H48ZM48 37H47V38H48ZM84 37H85V36H84ZM100 37H101V36H100ZM171 37H172V36H171ZM179 37L181 38V36H179ZM193 37H195V36H193ZM261 37H262V36H261ZM263 37H264V36H263ZM13 38H14V37H13ZM16 38H17V37H16ZM16 38H15V39H16ZM20 38H21V37H20ZM28 38H29V37H28ZM28 38H27V39H28ZM77 38H78V37H77ZM80 38H83V37H80ZM103 38H104V35H103ZM112 38H113V37H112ZM112 38L110 37V38H108V40H107L106 38H104V40L106 39L107 42H108L109 39H112ZM116 38H117V37H116ZM149 38H150V37H149ZM169 38H170V37H169ZM169 38H168V39L166 38V39L169 40ZM185 38H186V37H185ZM229 38H230L231 41L229 40ZM239 38H240V37H238L236 40H238ZM257 38H258V36H257ZM3 39H4V38H3ZM48 39H49V38H48ZM52 39H53V38H52ZM74 39H75V38H74ZM129 39H130V38H129ZM129 39H128V40H129ZM160 39H161V38H160ZM164 39H165V38H164ZM176 39H177V38H176ZM178 39H179V38H178ZM186 39H187V38H186ZM191 39H192V38H191ZM225 39L227 40V38H225ZM241 39H242V38H241ZM244 39H245L244 41L247 40L246 37H245ZM262 39H263V38H262ZM1 40H2V39H0V41H1ZM6 40H7V39H6ZM8 40H9V39H8ZM10 40H11V38H10ZM29 40H31V39H28L27 42H28L29 45L31 44V46H32V43H29ZM75 40H76V39H75ZM77 40H78V39H77ZM77 40H76V41H77ZM84 40H85V38H84ZM84 40H83V41H84ZM93 40H92V41H93ZM106 40H105V42H106ZM119 40H120V39H119ZM121 40H122V39H121ZM123 40H124V39H123ZM126 40H127V39H126ZM126 40H125V41H126ZM130 40H131V39H130ZM136 40H138V39H136ZM136 40H135V41H136ZM193 40L196 41L195 38H194ZM193 40H192V41H193ZM216 40H217V39H215V41H216ZM218 40H219V38H218ZM251 40H252V39H251ZM259 40L261 41V39H259ZM3 41H4V40H3ZM90 41H91V40H89L88 43H89ZM98 41H97V43H98ZM135 41H134V42H135ZM171 41H172V40H171ZM188 41H190V40H189V37H188ZM192 41H191V42H192ZM195 41H194V43H197L199 40L197 39V42H195ZM30 42H32V41H30ZM49 42H50V39H49ZM49 42H48V43H49ZM63 42H64V41H63ZM72 42H73V41H72ZM100 42H101V40H100ZM100 42H99V43H100ZM103 42H104V41H103ZM110 42H111V41H110ZM117 42H118V41H117ZM126 42H128V41H126ZM136 42H138V41H136ZM185 42H187V41H185ZM235 42H236L237 44H236ZM262 42H263V44H262V47H263V46H264V41H262ZM2 43H3V42H2ZM12 43H13V42H12ZM16 43H17V42H16ZM101 43H102V42H101ZM122 43H123V41H122ZM158 43H159V42H158ZM161 43H162V42H161ZM166 43H167V41H166ZM168 43H171V42L168 41ZM252 43H253V42H252ZM258 43H259V49H260V44H261V43H260V42H258ZM5 44H6V43H5ZM95 44H96V43H95ZM129 44H130V43H129ZM136 44H137V43H136ZM162 44H163V43H162ZM162 44H161V46H162ZM164 44H165V42H164ZM214 44H215V42H214ZM214 44H213V45H214ZM235 44H236V46L239 45V47H240V48L238 49V51H234V50H237V48H238V47H235V46H234ZM250 44H251V43H250ZM250 44H249V45H250ZM253 44H255V42H254ZM2 45H3V44H2ZM24 45H25V44H23V46H24ZM107 45H108V44H107ZM130 45H133V44H130ZM18 46H19V45H18ZM20 46H21V43H20ZM25 46H26V45H25ZM89 46H90V45H89ZM95 46H96V45H95ZM97 46H98V45H97ZM109 46H110V45H109ZM125 46H126V45H125ZM134 46H135V44H134ZM136 46H137V45H136ZM164 46H165V45H164ZM245 46H246V47H245ZM254 46H255V45H254ZM26 47H27V46H26ZM28 47L30 48V50L32 49L33 52H34V54H35L36 49H34V46H33V48H31L30 46H28ZM28 47H27V48H28ZM99 47H100V45H99ZM99 47H98V48H99ZM129 47H130V46H129ZM166 47H167V44H166ZM168 47H169V46H168ZM170 47H171V46H170ZM231 47H235V48L233 49V48H231ZM241 47H242V48H241ZM243 47H244V49H246V50H244ZM252 47H253V46H252ZM2 48H3V47H2ZM2 48H1V46H0V50H1ZM20 48H21V47H20ZM23 48H24V47H23ZM23 48H22V49H23ZM29 48H28V50H27L26 52H24L25 55H26L27 53H28V56H29L30 54L33 55V52H32V51H31V53H29V52H30ZM95 48H97V47H95ZM120 48H121V47H120ZM135 48L137 49V47H134V49H135ZM163 48H164V47H163ZM247 48H248V47H247ZM105 49H106V48H105ZM121 49H122V48H121ZM121 49H120V50H121ZM128 49H129V48H128ZM131 49H132V48H131ZM131 49H130V51H131ZM134 49H133V50H134ZM160 49H161V48H160ZM242 49H243V50H242ZM249 49H250V48H249ZM252 49H253V48H252ZM24 50H26V48H25ZM60 50L63 51V49H60ZM93 50H94V47H93ZM108 50H109V49H107V51H108ZM118 50H119V49H118ZM165 50H167V49H165ZM198 50H199V49H198ZM201 50H202V49H201ZM201 50H200V51H201ZM241 50H242V51H241ZM253 50H254V49H253ZM263 50H264V48H263ZM263 50H261V51L263 52ZM2 51H4V50H2ZM2 51H1V53H2ZM6 51H7V49H6ZM6 51H5V52H6ZM58 51H59V49H58ZM98 51H99V50H98ZM103 51H104V50H103ZM103 51H102V52H103ZM111 51H112V50H111ZM111 51H110V52H111ZM139 51H140V50H139ZM179 51H180V50H179ZM179 51H178V52H179ZM10 52H11V50H10ZM22 52H23V51H22ZM36 52H37V51H36ZM41 52H42V51H41ZM100 52H101V51H100ZM100 52H99V53H100ZM110 52H106V51H105V54H104V55H106V53H110ZM113 52H114V51H113ZM161 52H162V51H161ZM161 52L159 51V53H161ZM163 52H164V50H163ZM165 52H166V51H165ZM165 52H164V53H165ZM182 52H183V51H182ZM182 52H181V53H182ZM188 52H189V51H188ZM188 52H187V53H188ZM192 52H193V51H192ZM201 52H203V50H202ZM222 52H223V51H222ZM222 52H220V53H222ZM224 52H225V50H224ZM236 52H237L238 54H237ZM247 52H248V51H247ZM249 52H250V50H249ZM8 53H9V52H8ZM53 53H54V52H53ZM64 53H65V52H64ZM120 53H121V52H120ZM124 53H125V52H124ZM129 53H131V52H129ZM140 53H141V52H140ZM196 53H197V54H196ZM216 53H217V52H216ZM233 53H236L237 55H236V54H233ZM6 54H7V53H6ZM36 54L38 55V53H36ZM100 54H101V53H100ZM190 54H191V51H190ZM198 54H199L198 52H195V53L193 52V55L191 54V56L193 57L194 55H196V56L200 57ZM224 54L222 53V56H224ZM251 54L253 55V53H251ZM263 54H264V52H263ZM263 54H262V55H263ZM0 55H1V54H0ZM10 55H11V54H10ZM10 55H9V56H10ZM12 55H13V54H12ZM54 55H55V54H54ZM97 55H98V54H97ZM108 55H109V54H108ZM110 55H112V53H110ZM113 55H114V56H113ZM113 55H112L113 57H110V56H109V59L107 58V59H108V60H107V63H110V64H111V65H110L111 68H113V67H115L116 65H119V64L121 65V63H117V62H116V64H115V62L113 63V61L116 60V59H115V54H113ZM126 55H127L126 57H128L127 52H126ZM157 55H158V51H157ZM215 55H216V54H214V57H215ZM231 55H229V56H231ZM239 55H240V56H243L241 53H240ZM4 56H6V55H4ZM35 56H36V55H35ZM40 56H41V55H40ZM50 56H51V55H50ZM50 56H49V57H50ZM52 56H53V55H52ZM116 56H117V54H116ZM120 56H121V55H120ZM120 56L117 57V60H118V58H119ZM124 56H125V55H123V57H124ZM130 56H131V55H130ZM132 56H134V55H132ZM135 56H136V55H135ZM160 56H162V55H160ZM163 56H164V54H163ZM212 56H213V54H212ZM219 56H220V55H219ZM225 56H224V57H225ZM229 56H227V57H229ZM244 56H245V55H244ZM0 57H1V56H0ZM11 57H12V56H11ZM30 57H32V56H30ZM46 57H47V56H46ZM143 57H144V56H143ZM169 57H171V56H169ZM220 57H221V56H220ZM248 57H249V55H248ZM251 57H252V56H250V58H251ZM7 58H8V57H7ZM38 58H39V57H38ZM40 58H41V57H40ZM40 58H39V59H40ZM53 58H54V57H53ZM110 58L113 59V61H112ZM121 58H122V56H121ZM129 58H130V57H129ZM157 58H158V57H157ZM189 58H190V55H189ZM193 58H195V56H194ZM196 58H197V57H196ZM216 58H217V55H216ZM225 58H226V57H225ZM239 58H240V57H239ZM239 58H237V59H239ZM9 59H10V58H9ZM31 59H32V58H31ZM55 59H57V58H54L53 60H55ZM104 59H105V58H104ZM124 59H125V58H124ZM124 59H123V60H124ZM159 59H160V57L158 58V60H159ZM212 59H213V58H212ZM218 59H220V58H218ZM232 59H234V61H232L233 63L236 62V61H235V58H232V57H231V60H232ZM241 59H242V58H241ZM241 59H240V60H241ZM33 60H34V59H33ZM33 60H32V61H33ZM37 60H38V59H36V61H37ZM42 60H43V59H42ZM45 60H46V59H45ZM49 60H50V59H49ZM105 60H106V59H105ZM110 60H111L112 63L110 62ZM117 60H116V61H117ZM156 60H157V59H156ZM156 60H155V61H156ZM160 60H162V58H161ZM195 60H197V59H195ZM199 60H200V59H199ZM199 60H197L196 62H198ZM224 60L227 61V58L224 59ZM243 60H244V59H243ZM13 61H14V60H13ZM32 61H31V62H32ZM34 61H35V60H34ZM40 61H41V60H40ZM47 61H48V60H47ZM64 61H65V60H64ZM108 61H109V62H108ZM127 61H128V59H127ZM127 61H125V62L128 63ZM155 61H154V62H155ZM163 61H164V60H162L161 62H163ZM208 61H209V60H208ZM222 61H223V60H222ZM229 61H230V59H229ZM23 62H24V61H23ZM23 62H22V66H23L25 63H27V62H24V64H23ZM38 62H39V61H38ZM58 62H59V61H58ZM102 62H103V61H102ZM118 62H119V61H118ZM120 62H121V61H120ZM129 62H131V61H129ZM141 62H142V61H141ZM143 62H144V61H143ZM158 62H160V61H158ZM164 62L167 63V61H164ZM164 62H163V63H164ZM192 62H194V60H193ZM199 62H200V61H199ZM223 62H225V61H223ZM223 62H222V63H223ZM230 62H231V61H230ZM230 62H229V64H230ZM242 62H243V61H242ZM10 63H12V62H10ZM16 63H17V62H16ZM32 63L34 64V62H32ZM44 63H45V62H44ZM49 63H50V61H49ZM52 63H53V61H52ZM52 63H50L51 66H52ZM104 63H105V61H104L103 63H100V65L103 64V65H101V66H104ZM123 63H124V61H123ZM163 63H160V64H163ZM194 63H195V62H194ZM202 63H203V62H202ZM202 63H198V64L200 65V64H202ZM226 63H227V62H226ZM237 63H238V62H236V65H237ZM13 64H14V63H13ZM17 64H18V63H17ZM19 64H20V63H19ZM35 64H36V63H35ZM50 64H46V65H49V66H47V67H46V65H44L46 68H45L44 66L42 67V62L39 63L38 65L41 66L40 68H42V70H44V68H45V70H47V72H49V70H51V69L53 70V68H54V66H52V67H53V68H52V67L50 66ZM55 64H56V63H55ZM58 64H59V63H58ZM61 64H62V63H61ZM113 64H115V66H114ZM205 64H207V62H206ZM205 64L203 63V64H202L203 66L201 65V67H203L202 69H205L204 66H206V67L209 66L208 64H207V65H205ZM209 64H210V61H209ZM214 64H215V63H214ZM217 64H218V63H217ZM231 64H232V63H231ZM231 64L229 65V67H231ZM234 64H235V63H234ZM257 64H258V63H257ZM262 64H264V63H262ZM6 65H7V63H6ZM36 65H37V64H36ZM105 65L107 66V64H105ZM112 65H113V66H112ZM124 65H125V63H124ZM124 65H123V66L121 65V66H122L123 68H125ZM127 65H128V64H127ZM151 65H152V64H151ZM163 65H164V67L166 68L165 64H163ZM223 65H224V63H223ZM236 65H235V66H236ZM238 65H239V63H238ZM238 65H237V66H238ZM245 65H246V64H245ZM254 65H255V64H254ZM3 66H4V65H3ZM9 66H10V65H9ZM9 66H8V67H9ZM13 66H14V65H11V67H13ZM24 66H27V65H24ZM28 66H30V69H28V71L30 70V72H31L32 67H31V65H28ZM61 66H62V65H61ZM67 66H68V65H67ZM106 66H105V67H106ZM108 66H109V65H108ZM137 66H138V65H137ZM171 66H174V64L171 65ZM220 66H221V65H218L217 68H219ZM232 66H234V65H232ZM235 66H234V67H231V71L233 70V68L236 69L237 66H236V67H235ZM241 66H242V65H240V67H241ZM248 66H249V65H248ZM256 66H257V65H256ZM11 67H10V70L12 71V69H14L15 67H14V68H11ZM18 67H19V66H18ZM34 67H35V66H34ZM34 67H33V68H34ZM49 67H50V68H49ZM69 67H70V66H69ZM110 67H108V68H109V71H111V70H110V69H111ZM133 67H134V66H133ZM164 67H162V68H164ZM167 67H168V66H167ZM188 67L191 68V65L187 66V68H188ZM193 67H195V66L192 65V68H193ZM198 67H199V66H198ZM209 67H211V66H209ZM221 67H223V66H221ZM225 67H226V66H225ZM229 67H228V69H229ZM242 67H243V66H242ZM246 67H247V66H246ZM20 68H22V70H23V67H19V69H20ZM24 68H25V67H24ZM40 68L37 67L38 70H40ZM47 68H49V69H47ZM60 68H61V67H60ZM60 68H59V70H60ZM66 68H67V67H66ZM115 68H118V66H116ZM115 68H113L112 70H114ZM123 68H122V69H123ZM141 68H142V67H141ZM177 68H178V67H177ZM177 68H176V69H177ZM183 68H184V67H183ZM185 68H186V67H185ZM187 68H186V69H187ZM195 68H196V67H195ZM195 68H194V70H196ZM255 68H256L257 70H254V72L258 71V68H257V67H255ZM19 69H18V70H19ZM35 69H36V68H35ZM35 69H34V70H35ZM37 69H36V71H38ZM54 69H55V68H54ZM62 69H63V67H62ZM119 69H121V68H119ZM136 69H137V67H136ZM136 69H132V70H133V71H132L133 74H134V72H135L134 70H136ZM144 69H146V68H144ZM148 69H149V68H148ZM167 69H168V68H167ZM172 69H173V67H172ZM176 69H174L173 71L176 72ZM178 69L180 70V68H178ZM178 69H177V70H178ZM181 69H182V68H181ZM186 69H183V70L185 71ZM206 69H207V68H206ZM224 69H225V68H224ZM235 69H234V70H235ZM246 69L248 70V67H247ZM24 70H25V69H24ZM59 70H58V71H59ZM64 70H65V69H64ZM64 70H62V72H63ZM70 70H71V69H70ZM98 70H99V69H98ZM104 70H107V69L105 68ZM128 70H129V69H128ZM165 70H166V69H165ZM179 70H178V71H179ZM183 70H182V71H183ZM188 70H189V68H188ZM194 70H193V71H194ZM199 70H200V68H199ZM208 70H209V69H207V71H208ZM211 70H212V69H211ZM211 70H209V71H211ZM215 70H216V69H215ZM215 70H213V71H215ZM218 70H219V69H218ZM218 70H217V71H218ZM220 70H221V68H220ZM222 70H223V69H222ZM229 70H230V69H229ZM229 70H227V67H226V71H227V73H229V72H228ZM237 70L239 71V69H237ZM259 70H260V69H259ZM261 70H262V71H260V72L263 74V73H264V72H263L264 68H263V69L261 68ZM16 71H17V70H16ZM20 71H21V69H20ZM109 71H108V72H109ZM114 71H118V70L115 69ZM114 71H113V72H114ZM122 71H123V70H122ZM136 71H137V70H136ZM138 71H139V68H138ZM145 71H146V70H145ZM171 71H172V70H171ZM173 71H172V72H173ZM189 71L191 72L192 70L190 69ZM213 71H212V72H213ZM231 71H230V74L233 73V71H232V73H231ZM245 71H246V70H245ZM6 72H7V70H6ZM6 72H5V73H6ZM8 72H9V70H8ZM14 72H15V71H14ZM24 72H25V71H24ZM39 72H40V74H41V71H38V73H39ZM51 72H52V71H51ZM51 72H49V74H50ZM62 72H61V70H60V73L58 72V74H62ZM64 72H65V71H64ZM119 72H121V70H120ZM124 72H126V71L124 70V71H123V74H121V75H124ZM128 72H129V71H128ZM160 72H161V71H159V73H160ZM169 72H170V69H169ZM179 72H180V71H179ZM194 72H196V71H194ZM194 72H192V73H194ZM200 72H201V71H200ZM203 72H204V71L202 70V73H201V74L204 75ZM219 72L221 73L222 71H218L217 73H219ZM224 72H225V71H224ZM224 72H222L221 75L224 74ZM241 72H243V71H241ZM251 72H252V71H251ZM260 72H259V73H260ZM3 73H4V72H3ZM20 73H21V72H20ZM25 73H27V71H26ZM33 73H34V72H33ZM38 73H36V74H31V75L35 76V80H36V82H35L34 79H32V80H33L32 82H35V83H36V85H35V83H33V84L35 85L34 88H36V86H38V87L40 86V85H38V84L41 83V80H40V79H41V77L43 76V74H44L45 72L42 71L43 74H42L41 77L38 76V75H39ZM75 73H76V72H75ZM98 73H99V72H98ZM109 73H112V72H109ZM116 73H117L119 76H121L120 73H118V72H116ZM137 73H138V72H137ZM137 73L135 72V75H133V78H132V76H131L132 74H131V75H130V76H131V79H134V80H135V79H136L135 76H137ZM140 73H141V72H140ZM173 73H174V72H173ZM225 73H226V72H225ZM235 73H236V70H235ZM243 73H244V72H243ZM246 73H247V71H246ZM248 73H249V72H248ZM261 73H260L261 76L258 78L259 80H258V79H257V80L262 82V81L264 80V74L262 75ZM18 74H19V73H18ZM37 74H38V75H37ZM46 74H47V73H46ZM70 74H71V73H70ZM104 74H105V73H104ZM125 74L127 75V76H125V77L129 79L128 74H127V73H125ZM129 74H130V72H129ZM201 74H200V75H201ZM215 74H216V71H215ZM230 74H228V75H230ZM241 74H242V73H241ZM244 74H245V73H244ZM253 74H254V73H253ZM255 74L258 75V72L255 73ZM4 75L6 76V74H4ZM4 75H3V76H4ZM20 75H21V74H20ZM50 75H51L52 78H55V77L57 78V76H58V75H57V76L55 75V77H54L53 74H50ZM52 75H53V76H52ZM62 75H63V74H62ZM68 75H69V74H67V76H68ZM73 75H74V74H73ZM105 75H108L107 72H106ZM141 75H142V74H141ZM146 75H147V74H146ZM157 75H158V74H157ZM161 75H163V73H161ZM161 75H160V76H161ZM190 75H192V74H190ZM193 75H195V74H193ZM205 75H206V70H205ZM207 75H208V74H207ZM219 75H220V74H219ZM224 75H225V74H224ZM228 75H226L227 80H228V77H229ZM239 75H240V73H239ZM239 75H238L237 79L240 77ZM246 75H247V74H246ZM8 76H9V75H8ZM11 76H13V74H12ZM46 76H48V75H46ZM71 76H72V75H71ZM71 76H70V77H71ZM111 76H112V74H111ZM114 76H115V75H114ZM196 76H197V74L195 75V77H196ZM208 76H209V75H208ZM212 76H213V75H212ZM214 76H215V75H214ZM214 76H213V78H215V77H216V78H217V77L219 78V76H215V77H214ZM231 76H232V75H231ZM233 76H234V73H233ZM242 76L245 77V75H242ZM248 76H250V75L248 74ZM262 76H263V77H262ZM16 77H17V76H16ZM43 77H44V76H43ZM48 77H50V76H48ZM48 77H47V78H48ZM70 77H69V78H70ZM107 77H109V75H108ZM197 77H198V76H197ZM203 77H204V79H205V76H203ZM206 77H207V76H206ZM223 77H224V76H223ZM223 77H221V78H223ZM251 77H252V76H251ZM254 77H255V75H254ZM254 77H253V78H254ZM256 77H258V76H256ZM37 78H40L39 81H38L39 83L37 82V80H38ZM45 78H46V77H44L43 79H45ZM73 78H74V77H73ZM77 78H78V77H77ZM114 78H115V77H114ZM114 78H113V79H114ZM126 78H125V79H126ZM140 78H141V77H140ZM213 78H212V79H213ZM230 78H231V77H230ZM246 78H247V77H246ZM260 78H261V79L263 78V80H260ZM14 79H15V78H14ZM29 79H30V78H29ZM97 79H98V78H97ZM109 79H111V78H109ZM113 79H112V80H113ZM117 79H118V77H117ZM119 79H121V78H119ZM122 79H123V78H122ZM128 79H127V80H128ZM161 79H162V78H161ZM210 79H211V77H210ZM223 79H224V78H223ZM235 79H236V78H234V80H235ZM237 79H236V80H237ZM241 79H242V77H241ZM48 80H49V79H48ZM59 80H60V79H59ZM115 80H116V79H115ZM123 80H124V79H123ZM123 80H122V81H123ZM129 80H130V79H129ZM140 80H141V79H140ZM156 80H157V78H156ZM205 80L207 81V83H211V80H210V81H208L207 79H205ZM213 80H214V79H213ZM216 80H217V79H216ZM216 80H215V81H216ZM219 80L222 81V79H219ZM224 80H225V79H224ZM224 80H223V81H224ZM227 80H226V82H227ZM234 80H233V81H234ZM238 80H240V79H238ZM244 80H245V79H244ZM257 80H256V81H257ZM7 81H8V80H7ZM116 81H118V80H116ZM119 81L122 82L121 80H119ZM124 81H126V80H124ZM221 81H220V82H221ZM228 81H229V85H228V87H230V86H231V83H230L231 81H230V79H229ZM240 81H243V80H240ZM250 81H251V79H250ZM252 81H253V80H252ZM252 81H251V82H252ZM45 82H46V80H45ZM45 82H44V83H45ZM48 82H49V81H48ZM58 82H59V81H58ZM105 82H107V81H105ZM114 82H115V81H114ZM130 82H131V80H130ZM130 82H128V84L131 85ZM132 82H136V80H135V81L132 80ZM212 82H213V81H212ZM217 82H219V81L217 80ZM220 82H219L218 84L222 85L223 83H220ZM226 82H224V84H225ZM248 82H249V81H248V79H247V83H248ZM254 82H255V80H254ZM0 83H1V82H0ZM44 83H43V84H44ZM49 83H50V82H49ZM73 83H74V82H73ZM110 83H111V82H110ZM110 83H109V84H110ZM115 83H117V82H115ZM214 83H216V82H213V84L211 83V86H212V85L215 86ZM233 83L235 84V82H233ZM241 83H242V82H240V84H241ZM243 83H246V82H243ZM247 83H246V84H247ZM252 83H253V82H252ZM252 83H251V84H252ZM47 84H48V83H47ZM65 84H66V83H65ZM118 84H121V83L118 82ZM124 84H126V82H125ZM132 84H134V83H132ZM158 84H159V83H158ZM160 84H161V83H160ZM224 84H223V85H224ZM234 84H233V86H234ZM248 84L250 85V82H249ZM262 84H264V83H262ZM1 85H2V84H1ZM4 85H5V86H4ZM4 85H2L1 88H4V87L6 88V84H5V83H4ZM28 85H30V84L28 83ZM31 85H32V84H31ZM34 85H33V86H34ZM45 85H46V84H45ZM83 85H84V84H83ZM96 85H97V84H96ZM96 85H94V86H96ZM104 85H105V83H104ZM126 85H127V84H126ZM126 85H125V86H126ZM130 85H129V86H130ZM220 85H218V86H220ZM236 85H237V84H236ZM236 85H235L234 87H237ZM249 85H247V86L249 87V89H248V88H245V89L250 90V87L253 86V84L250 85V86H249ZM256 85H257V84H254V87H255ZM20 86H21V85H20ZM33 86H32V87H33ZM42 86H44V85L41 84V86H40L39 88H42V89H43L44 87H42ZM46 86L49 87L50 85L48 84V85H46ZM46 86H45V87H46ZM53 86H54V85H53ZM108 86H109V85H108ZM113 86H114V84H113ZM113 86H112V87H113ZM118 86H119L118 89H120V90H118V91L121 92V90L124 89V88L122 87V86H124V85H122V86L118 85ZM132 86H134V85H132ZM204 86L206 87V85H204ZM218 86H216V87H218ZM233 86H232V88H234ZM242 86H246V85H245V84H244V85L242 84ZM247 86H246V87H247ZM23 87H24V86H23ZM28 87H29V86H28ZM28 87H27V88H28ZM30 87H31V86H30ZM30 87H29V88H30ZM32 87H31L30 92L33 91V92L36 94V92H35L34 90H32ZM56 87H57V86H56ZM112 87H111L110 89H112ZM120 87H122V88H120ZM158 87H159V86H158ZM164 87H165V85H164ZM166 87H167V84H166ZM202 87H203V84H202ZM205 87H204V88H205ZM221 87H222V86H221ZM5 88H4V89H5ZM25 88H26V87H25ZM29 88H28V90H29ZM34 88H33V89H34ZM39 88H38V89H39ZM97 88H98V87H97ZM126 88H127V87H126ZM134 88H135V87H134ZM173 88H175V87H173ZM178 88H179V87H178ZM178 88L176 87V89H178ZM207 88H208L209 90L212 89V88H210L209 85H208ZM225 88L227 89V86H226ZM17 89H18V88H17ZM38 89H37V90H38ZM42 89H41V90H42ZM45 89L47 90V87H46ZM89 89H90V88H89ZM130 89H131V88H130ZM144 89H146V88H145V84H144ZM218 89H220V88H218ZM228 89H229V88H228ZM234 89H235V88H234ZM255 89H256V88H254V89L252 88V90H250L251 93H252L253 90H254V92L256 93V90H257V89H256V90H255ZM1 90H2V89H1ZM20 90H21V89H20ZM41 90L39 89L38 91L41 92ZM125 90H126V89H125ZM125 90H124V91H125ZM167 90H168V89H167ZM167 90H166V91H167ZM184 90H185V89H184ZM184 90H182V92H183ZM230 90H231V89H230ZM236 90H238V89H236ZM248 90H247V91H248ZM7 91H8L7 88H6L5 90H2L1 93H0V96H3V97L7 98V99L10 101L11 98L9 99L8 97H6V95L9 93V92H7ZM24 91H25V90H24ZM44 91H45V90H44ZM86 91H87V90H86ZM89 91H90V90H89ZM89 91H87V92L89 93ZM126 91H127V90H126ZM128 91H132V92H133V93L130 92L131 95H132V97H134L133 95L136 94V93L134 94V91H133V90H129V88H128ZM145 91H146V90H145ZM162 91H164V90H162ZM169 91H170V90H169ZM179 91H180V90H179ZM186 91H188V89H187ZM213 91L215 92L214 87H213L212 91L210 90V93H212ZM224 91H226V93H227V90L224 89ZM245 91H246V90H245ZM247 91H246V92H247ZM250 91H249V92H250ZM3 92H5V93H4L5 96H4ZM19 92H20V91H19ZM33 92H32L31 94H33ZM92 92L94 93L93 90H92ZM113 92H114V91H113ZM115 92H116V91H115ZM159 92H160V91H159ZM170 92H171V91H170ZM175 92H177V91H175ZM197 92H198V91H197ZM229 92H230V91L228 90V94H229ZM246 92H245V94H246ZM249 92H248V93H249ZM254 92H253V93H254ZM21 93H22V92H21ZM27 93H28V92H27ZM37 93H38V92H37ZM83 93H84V92H83ZM95 93H96V92H95ZM99 93H100V92H99ZM117 93H118V92H117ZM123 93H126V92H123V90H122V94H121V93H118V94L123 95V96L120 95L119 97H121V98L124 97V94H123ZM127 93H128V92H127ZM171 93H172V92H171ZM179 93H180V92H179ZM183 93H184V92H183ZM206 93H207V91H206ZM208 93H209V91H208ZM223 93H224V92H223ZM230 93H231V92H230ZM10 94H11V93H9V95H8L9 97L11 96ZM35 94H34V95H35ZM39 94H40V93H39ZM39 94H38V95H39ZM43 94H44V93H43ZM109 94H110V93H109ZM114 94H115V93H114ZM128 94H129V93H128ZM164 94H165V93H164ZM173 94H174V93H173ZM212 94H215V93H212ZM228 94H227V95H228ZM231 94H232V93H231ZM249 94H250V93H249ZM27 95H28V94H27ZM41 95H42V94H41ZM100 95H101V93H100ZM100 95H99V96H100ZM104 95H105V94H104ZM104 95H103V96H104ZM126 95H127V94H126ZM161 95H162V98H163V94H161ZM179 95H181V94H179ZM193 95H194V94H193ZM207 95H208V94H207ZM216 95H217V93H216ZM225 95H226V94H225ZM225 95H224V97H222L223 95H221V99H223V98H224V99H228L229 96H226V98H225ZM243 95H244V94H243ZM246 95H247V94H246ZM16 96H17V94H16ZM90 96H91V95H90ZM90 96H88V98H89ZM103 96H102V99H103ZM109 96H110V95H109ZM117 96H118V95H117ZM117 96H116V97H117ZM135 96L137 97V95H135ZM148 96H149V95H148ZM164 96H165V95H164ZM171 96H172V95H171ZM205 96H206V95H205ZM210 96H211V95H210ZM210 96H209V100H210V98H213V97H210ZM247 96L249 97V95H247ZM250 96H251V98H248V99H251V100H252V97H254V96H252V94H250ZM257 96H258V95H257ZM96 97H97V96H96ZM113 97L115 98V96H113ZM125 97H126V96H125ZM125 97H124V98H125ZM127 97H131L130 94H129ZM132 97H131V98H132ZM136 97H134V98H136ZM166 97H167V96H166ZM166 97H165V98H166ZM177 97H178V93L176 94L175 98L178 99ZM182 97H183V96H182ZM182 97H180V98H182ZM186 97H188V96H186ZM186 97H185V98H186ZM195 97H196V96H195ZM244 97H245V95H244ZM37 98H38V96H37ZM92 98H93V97H92ZM117 98H118V97H117ZM117 98H116V99H117ZM124 98H123V99H124ZM134 98H133V100H131L130 98H129V99H130V101L132 102V101H134ZM165 98H163V99H165ZM172 98H173V100H174V97H172ZM172 98H171V99H172ZM183 98H184V97H183ZM183 98H182V99H179V100H180V101L183 100V102H185L186 100L183 99ZM206 98H207V97H206ZM246 98H247V97H246ZM255 98H256V97H255ZM255 98H253V99H255ZM0 99H1V102H0V115H1L2 113H5V111H8L7 107L10 108L11 105H10V102H8V101L5 102V101H4L5 99H4V100H3V98H0ZM38 99H39V98H38ZM90 99H91V98H90ZM106 99H107V98H106ZM123 99H122V100H123ZM125 99H126V98H125ZM125 99H124V100H125ZM169 99H170V98H169ZM169 99L166 98V100H169ZM171 99H170V101H171ZM176 99H175V100H176ZM200 99H201V98H200ZM77 100H78V99H77ZM87 100H88V99H87ZM95 100H96V99H95ZM97 100H98V99H97ZM103 100H104V99H103ZM113 100H114V99H113ZM119 100H120V99H119ZM166 100H165V101H166ZM179 100H176V101L178 102ZM184 100H185V101H184ZM206 100H207V99H206ZM206 100H205V101H206ZM251 100H250V101H251ZM255 100H256V99H255ZM2 101H4V102L2 103ZM59 101H61V100H59ZM79 101H80V100H79ZM79 101H77V102H79ZM98 101H100V100H98ZM105 101H106V100H105ZM105 101H103L104 104H105ZM114 101H115V100H114ZM117 101H118V100H117ZM117 101H116V103H117V105H118V104H119L118 102H120L121 100L118 101V102H117ZM130 101H128V103H126V104H131ZM140 101H141V100H140ZM144 101H145V100H144ZM146 101H147V99H146ZM165 101H164V103H165ZM170 101H166V102H170ZM190 101H191V100H190ZM194 101H195V100H194ZM201 101H202V100H201ZM207 101H208V100H207ZM210 101H213V100H210ZM210 101H209V102H210ZM221 101H222V100H221ZM224 101H225V100H224ZM250 101L247 100L246 102H247V103L249 102V104H250ZM256 101H257V100H256ZM256 101H255V102H256ZM11 102H12V101H11ZM92 102H93V101H92ZM122 102H123V101H122ZM122 102H120V104H121ZM199 102H200V101H199ZM202 102H203V101H202ZM209 102H208V103H209ZM222 102H223V101H222ZM229 102H230V101H229ZM246 102L242 103V106H243V104H246ZM1 103H2V104H1ZM12 103H13V102H12ZM23 103H24V102H23ZM40 103H41V102H40ZM55 103H56V102H55ZM90 103H91V102H90ZM124 103H125V102H124ZM124 103H122V104H123V109H125V108H124V107H125V106H124V105H125ZM132 103H134V105H135V103H138V102H132ZM160 103H161V102H160ZM171 103H172V102H170L169 104H171ZM178 103H180V102H178ZM193 103H194V102H193ZM205 103H206V102H205ZM225 103H226V102H225ZM230 103H231V102H230ZM251 103H252V101H251ZM15 104H16V103H15ZM80 104H81V103H80ZM100 104H101V102H100ZM104 104H103V106L106 107V104H105V105H104ZM108 104H109V103H108ZM162 104H163V103H162ZM165 104H166V103H165ZM167 104H168V103H167ZM175 104H176V102H175ZM183 104H184V103H183ZM187 104H188V102H187ZM190 104L192 105L191 108L193 109V106L196 104V102H195V104H192V103L190 102ZM212 104H213V103H212ZM212 104H211V105H212ZM249 104H247V105H249ZM254 104H255V103H253V104H251V105H254ZM258 104H259V103H258ZM258 104H257V106H258ZM261 104H262V103H260V105H261ZM22 105H23V104H22ZM95 105H96V103H94L93 107H94ZM115 105H116V104H115ZM131 105H132V104H131ZM131 105H130V106H131ZM140 105H141V104H140ZM145 105H146V104H145ZM153 105H154V104H153ZM159 105H161V104H159ZM178 105H179V104H178ZM188 105H189V104H188ZM203 105H204V104H203ZM205 105H206V104H205ZM239 105H240V104H239ZM15 106H16V105H15ZM20 106H21V104H20ZM48 106H49V105H48ZM48 106H47V108H48ZM77 106H78V105H77ZM86 106H87V105H86ZM86 106H85V107H86ZM96 106H97V105H96ZM100 106H101V108H102V105H100ZM127 106H128V105H127ZM130 106H129V109H127L128 107H126V109H125V110H126V111H125V114H127L126 112H128V111L131 110ZM137 106H138V105H137ZM143 106H144V105H143ZM143 106H142V107H143ZM162 106H163V105H162ZM168 106H169V105H168ZM174 106H175V105H174ZM182 106H183V105H182ZM182 106H181V109H180V110L183 109V111H180V110H179V111H180L179 114H178V112H177V113H173L174 115L172 114V115L174 116V117L172 116V118H173L174 120H176V118H175L176 116L179 117L180 113L185 112V111H188L187 108H186V106H187L186 103H185V105H184L183 108H182ZM207 106L209 107V105H207ZM221 106H222L223 109H224L226 105H225V106L220 105V108H218V109H222ZM236 106H237V105H236ZM257 106H255V108H253V109L249 106L251 109H250V108H248V109H250V110H248V109L246 110V108H243L242 111L245 112V113L241 112L240 115L243 114V115H244L243 117H246V118H247V117H248V114H249V115H252V113L250 114L249 112H253V111L257 110V109H256ZM261 106H262V105H261ZM261 106L258 107L259 110H257L259 115L256 113L257 118H258L259 121L261 120V119H259V118H260V117H259L260 114L264 115V112H263L264 109H261V110H263L262 112H261V110H260V108H264V106H263V107H261ZM24 107H25V106H24ZM41 107H42V106H41ZM50 107H53V106H50ZM87 107H89V106H87ZM87 107H86V108H87ZM90 107H91V106H90ZM97 107H98V106H97ZM97 107H96V108H97ZM115 107H116V106H115ZM132 107L135 108L134 106H132ZM146 107H147V106H146ZM179 107H180V105H179ZM179 107H178V108H179ZM189 107H190V106H189ZM195 107H197V105H195ZM195 107H194V108H195ZM200 107H201V106H200ZM228 107H229V106H228ZM228 107H227V109H228ZM240 107H241V105H240ZM243 107H246V106L244 105ZM55 108H56V107H55ZM101 108H99V109H101ZM106 108L110 109V106H109V107L107 106ZM118 108H119V107H118ZM133 108H132V109H133ZM178 108L174 107V109H177L176 111H178ZM184 108H186V110H185ZM191 108H189V110H190ZM201 108H202V107H201ZM209 108L211 109L212 106L209 107ZM237 108H238V107H237ZM237 108H236V109H237ZM241 108H242V107H241ZM241 108H240V109H241ZM24 109H26V108H24ZM24 109H23V108L20 109V111H19L20 113L17 112L18 114H17V113L12 114L11 116H12L13 120H11V121H10V119H11L10 117H11V116L8 118V120H6V118L0 120V199H1V197H5L4 200H6V197H7V198H10V197H11V198H16V197L18 198V197L22 196L21 194H20V195H19V194L16 195L12 190L22 189V188L24 187L23 184L26 183L25 181H27V182L29 181V182L32 183V184L34 183V184H35V190H38V189L41 190V188L44 189V190H46V189H50V188L54 187V184H55V183L53 182L55 178H52V177L50 176V177L53 179V180H52V179L49 177V175L51 174L49 171H51V172L54 171V172H55L56 169L53 170V171L50 170V169L48 170V167L46 166V163H47V162H46V159H45L44 157H47V159L49 160V159H50V156H47V155L44 154V151H46V149H42V148H41L42 143H38V146H37V143H36V142H34V143H36V144H32V143H29V142L23 141L22 138H21V139H18L19 137L22 136V131H21L22 129L25 130V129H27V127H29V126L31 127V125H28L29 123L31 124V122H29V120H28V121H25V120H27V118H28V119L30 118V116L28 117V114H27V113L32 114V110L29 111L30 109H27V110H24ZM50 109H51V108H50ZM88 109H89V108H88ZM90 109H91V108H90ZM93 109H94V108H93ZM99 109H98V110H99ZM104 109H105V108L102 109V113H103ZM115 109H117V108H115ZM121 109H122V108H121ZM142 109H143V108H142ZM167 109H170V108H167ZM202 109H203V108H202ZM206 109H207V108H206ZM230 109H231V108H230ZM236 109H235V110H236ZM238 109H239V108H238ZM240 109H239V110H240ZM254 109H255V110H254ZM58 110H59V109H58ZM84 110H85V109H84ZM86 110H87V109H86ZM95 110H96V109H95ZM127 110H128V111H127ZM144 110H145V109H144ZM163 110H166V109L163 108ZM184 110H185V111H184ZM224 110H226V109H224ZM224 110H223L222 113L225 112ZM244 110H246V111H244ZM251 110H253V111H251ZM21 111H23V112L21 113ZM25 111H26L27 116H25V118H23L22 114L24 115ZM46 111H47V110H43V111H42V112L44 113V115H46V117L42 116V120L40 119V121H42V122H43L44 120L46 121L45 118H48V117H49V114L51 113V112H48V111H47V113L45 114ZM60 111H62V110H60ZM89 111H90V110H89ZM100 111H101V110H100ZM100 111H99V112H100ZM123 111H124V110H123ZM136 111H137V112H136ZM136 111H135L134 115H136V113H137V114L139 113V112H138V111H139L138 108L136 109ZM140 111L143 112L142 110H140ZM195 111H196V108H195ZM226 111H227V110H226ZM30 112H31V113H30ZM40 112H41V110H39V112H37L36 117H37V116H41V115H43L42 112H41V115H38ZM96 112L98 113V111H95V114H96ZM115 112H116V111H115ZM130 112H134V111L131 110ZM130 112H128V114H129ZM146 112H147V110H146ZM152 112H153V111H152ZM165 112H166V111H165ZM173 112H175V111H173ZM189 112H190V111H189ZM193 112H194V111H193ZM211 112H212V111H210V114H212ZM214 112H215V111H214ZM216 112H217V111H216ZM218 112H219V116L217 117ZM218 112H217V115H214V114H213V115L215 116V118L217 117V119H218V118L220 117V115H221V111L218 110ZM237 112H238V110L236 111V113H237ZM255 112H256V111H255ZM56 113H58V114L60 115V112H59V111H57ZM105 113H106V112H105ZM117 113H118V112H117ZM122 113H124V112H122ZM167 113H168V112H167ZM185 113H186V112H185ZM191 113H192V112H191ZM205 113H206V112H205ZM225 113H226V112H225ZM228 113H229V112H228ZM236 113H235V114H236ZM246 113H247V115H246ZM26 114H25V115H26ZM61 114H63V113H61ZM107 114H108V113H107ZM128 114H127V115H128ZM132 114H133V113H131V115H132ZM140 114H141V113H140ZM151 114H152V113H151ZM151 114L149 113V115H151ZM186 114H187V113H186ZM186 114H185V116H186ZM253 114H254V112H253ZM2 115H4V114H2ZM51 115H54V117H53V116H51V117H53V118H55V119H56L55 116H58L57 114H52V113H51ZM101 115H102V114H101ZM101 115H99V116H101ZM127 115H126V117H127ZM131 115H130V117H131ZM146 115H147V114H146ZM146 115L144 114V118H145ZM153 115H154V113H153ZM192 115H193V114H192ZM203 115H204V114H203ZM203 115H202V116H203ZM207 115L209 116V112H208V114H206V116H207ZM262 115H261V116H262ZM5 116H6V114H5ZM21 116H22V117H21ZM61 116H62V115H61ZM65 116H66V115H65ZM102 116H103V115H102ZM102 116H101V117H102ZM114 116H115V115H114ZM118 116H119V115L117 114V117H118ZM122 116H123V114H122ZM136 116H137V115H136ZM138 116H139V115H138ZM221 116L224 117L223 114H222ZM233 116H234V115H233ZM237 116H238V115H237ZM237 116H235V120H237V119H236ZM20 117H21L22 119H21ZM26 117H27V118H26ZM43 117H44V119H43ZM63 117H64V116H63ZM95 117H96V116H95ZM132 117H135V116H132ZM142 117H143V115H142ZM149 117H150V116H149ZM149 117H148V119H149ZM151 117H152V116H151ZM155 117H156V116H154V118H155ZM158 117H159V116H158ZM161 117H162V116H161ZM170 117H171V116H170ZM180 117L183 118V116H181V115H180ZM180 117L178 118L179 120L181 119ZM187 117H188V116H187ZM191 117H192V116H191ZM194 117H195V116H194ZM196 117H200V115H199V116H196ZM196 117H195V118H196ZM238 117L241 118V116H238ZM238 117H237V118H238ZM249 117H250V116H249ZM251 117H252V116H251ZM251 117H250V119H251ZM255 117H256V116H255ZM262 117H263V116H262ZM262 117H261V118H262ZM31 118H32V119H30V121H35V120L33 119L34 117L31 116ZM64 118H65V117H64ZM98 118H100V117H98ZM98 118H97V119H98ZM135 118H137V117H135ZM154 118H153V119H154ZM163 118H164V117H163ZM167 118H168V116H167ZM189 118H190V117H189ZM200 118H201V117H200ZM203 118H204V117H202L201 119H203ZM209 118H213L212 115H210ZM221 118H222V117H221ZM24 119H25V120H24ZM35 119H36V118H35ZM105 119H107V117H105ZM120 119H121V118H120ZM125 119L129 120V119H130V118H129V115H128V118H125ZM125 119H124V120H125ZM131 119H132V118H131ZM131 119H130V120H131ZM156 119H157V118H156ZM165 119H166V118H165ZM173 119H171V120H173ZM206 119H207V118H206ZM223 119H224V118H223ZM226 119H227V118H225V120H226ZM228 119L230 120L231 118H228ZM238 119H239V118H238ZM250 119H249V120H250ZM262 119H263V118H262ZM48 120H51V121H52L53 119L50 118V119H48ZM48 120H47V122H48ZM87 120H88V119H87ZM94 120H95V118H93L91 121H94ZM99 120H101V118H100ZM127 120H125V121H127ZM130 120H129V121H130ZM137 120H138V118H137ZM137 120L135 119L136 122H139V121H137ZM144 120H147V119L145 118ZM154 120H155V119H154ZM168 120H169V119H167V121H168ZM198 120H199V118H198ZM204 120H205V119H204ZM204 120H203V121H204ZM210 120H211V119H210ZM229 120H228V121H229ZM235 120H234V121H235ZM258 120H257V121H258ZM8 121H9V122H8ZM45 121H44V122H45ZM55 121H56V120H55ZM58 121H59V120H58ZM89 121H90V120H89ZM120 121H121V120H120ZM147 121H148V120H147ZM186 121L188 122V120H186ZM199 121H200V120H199ZM201 121H202V120H201ZM213 121H214V120H213ZM213 121H210V122H211V127L213 126V125H212V122H213ZM234 121H232V122H233V123H236V122H237V121H235V122H234ZM243 121H244V120H243ZM253 121H254V116H253ZM255 121H256V120H255ZM61 122H62V121H61ZM61 122H60V123H61ZM95 122H96V121H95ZM130 122H131V121H130ZM132 122H133V120H132ZM136 122H133V123L136 124ZM155 122H156V121H155ZM178 122H179V121H178ZM180 122H181V120H180ZM180 122H179V123H180ZM190 122H191V121H190ZM197 122H198V121H197ZM197 122H196V124L199 123V122H198V123H197ZM205 122H206V121H205ZM223 122H224V121H223ZM226 122H227V121H226ZM230 122H231V120L229 121V123H230ZM238 122H240V121H238ZM244 122H246V121H244ZM34 123H35V122H34ZM63 123H64V121H63ZM96 123H97V122H96ZM101 123H102V121H101ZM117 123L119 124V122H117ZM123 123H124V122H123ZM127 123H128V122H127ZM133 123H132V125L134 126ZM144 123H146V122H144ZM148 123H149V122H148ZM150 123H151V122H150ZM152 123H154V121H153ZM169 123H170V121H169ZM181 123H183V122H181ZM214 123H215V122H214ZM229 123H228V124H229ZM242 123H243V122H242ZM249 123H250V122H249ZM261 123H262V121H261ZM261 123H260V124H261ZM263 123H264V122H263ZM35 124H36V123H35ZM47 124H48V123H47ZM93 124H94V123H93ZM130 124H131V123H129V126H131ZM140 124H141V123H140ZM200 124H202V122H201ZM200 124H199V125H200ZM206 124H207V123H206ZM225 124H226V123H225ZM238 124H239V123H238ZM260 124H259V125H260ZM45 125H46V124H45ZM98 125H99V122H98ZM119 125H120V124H119ZM122 125H123V124H122ZM122 125H121V127H124V126H125V125H124V126H122ZM152 125H153V124H152ZM156 125H157V124H156ZM167 125H168V124H167ZM169 125H170V124H169ZM199 125H198V126H199ZM203 125H204V123H203ZM208 125H209V124H208ZM232 125H233V124H232ZM245 125H247V123H246ZM251 125L253 126V124H251ZM251 125H249V126H251ZM257 125H258V124H257ZM46 126H47V125H46ZM129 126L126 125V127H127L128 129H129ZM139 126H140V125H139ZM143 126H145V124H144ZM143 126H142V127H143ZM146 126H148V125H146ZM165 126H166V124H165ZM196 126H197V125H196ZM198 126H197V127H198ZM200 126H202V125H200ZM200 126H199V127H200ZM205 126H207V125H205ZM205 126H204V127H205ZM230 126H231V125H230ZM252 126H251V130H252ZM260 126H261V125H260ZM59 127H60V126H59ZM131 127H132V126H131ZM135 127H136V126H135ZM166 127H167V126H166ZM170 127H172V126H170ZM209 127H210V125H209ZM226 127H227V126H226ZM228 127H229V126H228ZM235 127H236V124H235ZM31 128H32V127H31ZM31 128H30V129H31ZM103 128H104V127H103ZM143 128L146 129V127H143ZM172 128H174V127H172ZM200 128H201V127H200ZM200 128H196V129H200ZM202 128H203V127H202ZM206 128H207V127H206ZM206 128H204V130H206ZM232 128L234 129L233 126H232ZM232 128H231V130H232ZM255 128H256V126H255ZM260 128H261V127H260ZM260 128L258 127L257 130H259ZM263 128H264V125H263ZM2 129H3L4 131H2ZM32 129H33V128H32ZM151 129H152V128H150V130H151ZM169 129H170V128H169ZM175 129H176V128H175ZM193 129H194V128H193ZM212 129H214V127L211 128V130H212ZM225 129H228V128H225ZM94 130H96V129H94ZM100 130H101V129H100ZM124 130H125V127H124ZM130 130H131L130 132H132V129H131V128H130ZM153 130H154V128H153L151 131H153ZM155 130H157V127H155ZM165 130H166V129H165ZM170 130H171V129H170ZM172 130H174V129H172ZM208 130H209V129H208ZM215 130H217L216 127H215ZM251 130H250V127H249V130H248V131H250V133L253 131V130H252V131H251ZM98 131H99V130H98ZM126 131H127V130H126ZM135 131H137V130L135 129ZM166 131H169L168 128H167ZM178 131H179V130H178ZM202 131H203V130H202ZM202 131H200V132H202ZM227 131H229V130H227ZM234 131H237L236 128H235ZM262 131H263V130H262ZM174 132H175V131H174ZM179 132H180V131H179ZM194 132H195V131H194ZM203 132H204V131H203ZM205 132H206V131H205ZM207 132H208V131H207ZM225 132H226V130H225ZM229 132H230V131H229ZM255 132H256V131H254V133H255ZM103 133H104V132H103ZM158 133H159V132H158ZM160 133H161V132H160ZM214 133L217 134L218 132H217V131H216V132L214 131ZM214 133H213V134H214ZM129 134H130V133H129ZM131 134H132V133H131ZM140 134H141V133H140ZM166 134H168V133H166ZM176 134H177V133H176ZM178 134H179V133H178ZM201 134H203V133H201ZM201 134H200V136H201ZM227 134H228V133H227ZM227 134H226V135H227ZM229 134H230V133H229ZM232 134H234V132H233ZM257 134H258V133H257ZM262 134H263V133H262ZM168 135H169V134H168ZM170 135H171V133H170ZM173 135H174V134H173ZM203 135H204V134H203ZM205 135H206V134H205ZM210 135H211V134H210ZM230 135H231V134H230ZM244 135H245V131H244ZM248 135H249V132H248ZM36 136H37V135H36ZM176 136H177V135H176ZM178 136H179V135H178ZM178 136H177V138H178ZM207 136H209V135H207ZM214 136H216V135H214ZM217 136H218V135H217ZM236 136L238 137V135H236ZM263 136H264V135H263ZM263 136H262V137H263ZM162 137H163V136H162ZM165 137H166V136H165ZM204 137H205V136H204ZM229 137H230V136H229ZM233 137H234V136L232 135V138H233ZM247 137H248V136H247ZM250 137H251V136H250ZM254 137H255V136H254ZM258 137H260V136H258ZM167 138H168V136H167ZM252 138H253V137H252ZM263 138H264V137H263ZM242 139H243V138H242ZM259 139H262V138H259ZM259 139L255 140L256 143H258L257 141H258ZM74 140H75V139H74ZM76 140H77V139H76ZM174 140H175V139H174ZM244 140H245V139H244ZM246 140H247V139H246ZM263 140H264V139H263ZM69 141H70V140H69ZM164 141H165V140H164ZM236 141H237V140H236ZM236 141H235V142H236ZM250 141H251V140H250ZM255 141H254V142H255ZM41 142H42V141H41ZM70 142H72V141H70ZM70 142H69V143H70ZM172 142H173V141H172ZM237 142H238V141H237ZM239 142H240V141H239ZM242 142H243V141H242ZM251 142H252V141H251ZM254 142H253L252 144H254ZM259 142H260V141H259ZM63 143H64V142H63ZM73 143H74V142H73ZM81 143H83V142L81 141ZM148 143H149V142H148ZM175 143H176V142H175ZM177 143H178V142H177ZM192 143H193V141H192ZM40 144H41V145H40ZM51 144H52V143H51ZM138 144H139V143H138ZM171 144H172V143H171ZM249 144H250V143H249ZM259 144H261V142H260ZM39 145H40V146H39ZM62 145L64 146V144H62ZM65 145H66V144H65ZM239 145H240V144H239ZM239 145H238V146H239ZM244 145H245V143H244ZM250 145H251V144H250ZM27 146H28V149H29V150H27ZM71 146H72V145H71ZM88 146H89V145H88ZM108 146H109V145H108ZM137 146H138V145H137ZM251 146H252V145H251ZM253 146H254V148H256L255 144H254ZM253 146H252V147H253ZM29 147H30V148H29ZM39 147H40V148H39ZM55 147H56V146H55ZM66 147H67V146H66ZM76 147H77V146H76ZM249 147H250V146H249ZM258 147H260V145L257 146V148H258ZM263 147H264V146H263ZM32 148H33V149H32ZM68 148H69V147H68ZM68 148H67V149H68ZM80 148H82V147H80ZM87 148H88V147H87ZM144 148H145V147H144ZM90 149H91V148H90ZM96 149H97V148H96ZM106 149H107V148H106ZM145 149H147V148H145ZM235 149H236V148H235ZM245 149H246V147H245ZM261 149H262V148H261ZM78 150H79V149H78ZM81 150H82V149H81ZM83 150H84V149H83ZM88 150H89V149H88ZM147 150H148V149H147ZM251 150H253V148H251ZM257 150L259 151V148H258ZM51 151H52V150H51ZM59 151H60V150H59ZM61 151H63V150L61 149ZM74 151H75V150H74ZM89 151H90V150H89ZM131 151H133V150H131ZM131 151H130V152H131ZM136 151L138 152V149L135 150V152H134L135 155H133V156H136L137 158H139L140 155H139ZM247 151H249V150H247ZM253 151H255V149H254ZM49 152H50V151H49ZM68 152H69V151H68ZM68 152H67V153H68ZM83 152H86V151L84 150ZM92 152H94V150L91 151L90 153H92ZM111 152H112V151H111ZM143 152H145V151H143ZM242 152H243V151H242ZM250 152H252V151H250ZM250 152H249V154H250ZM260 152H261V151H260ZM45 153H46V152H45ZM51 153H52V152H51ZM67 153H66V154H67ZM136 153H137V155H138L139 157L136 155ZM247 153H248V152H247ZM252 153H253V152H252ZM255 153H256V152H255ZM255 153H254V154H255ZM257 153H258V152H257ZM261 153H262V152H261ZM46 154H48V153H46ZM68 154H69V153H68ZM74 154H75V153H74ZM77 154H78V153H77ZM79 154H80V153H79ZM79 154H78V155H79ZM81 154H82V153H81ZM88 154H89V153H88ZM130 154H132V153H130ZM43 155H44V156H43ZM50 155H51V154H50ZM75 155H76V154H75ZM90 155H91V154H90ZM92 155H94V153H93ZM95 155H96V154H95ZM123 155H124L123 153L120 154V156H122V157H123ZM257 155H258V154H257ZM32 156H33V157H32ZM70 156H71V155H70ZM113 156H115V158H116V155H115V154H114ZM228 156H229V155H228ZM247 156H248V155H247ZM253 156H254V155H253ZM253 156L251 155V159L253 158ZM262 156H263V155H262ZM21 157H22V158H21ZM53 157H54V155H53ZM72 157H73V156H72ZM74 157H75V156H74ZM84 157H85V156H84ZM245 157H246V156H245ZM30 158H32V159L35 161V162H32V161H31V162L33 163V166L31 165L32 168L28 167V163L30 164V162H28V161H30ZM76 158H77V157H76ZM112 158H113V157H112ZM243 158H244V156H243ZM249 158H250V157H249ZM257 158H258V157H257ZM27 159H28V161H27ZM118 159H120V157H118ZM225 159H226V158H225ZM241 159H242V158H241ZM246 159H247V158H246ZM254 159H256V158H254ZM254 159H253V160H254ZM39 160H43L44 163L46 162L45 165H43V166L41 165V166H40V163H41L42 161L39 163ZM61 160H62V159H61ZM116 160H117V158H116ZM242 160H243V159H242ZM261 160H262V158H261ZM261 160H260V161H261ZM50 161H52V159H51ZM72 161H73V160H72ZM74 161H75V160H74ZM76 161H77V160H76ZM230 161H231V160H230ZM239 161H240V160H239ZM247 161H248V160H247ZM249 161H250V160H249ZM251 161H252V160H251ZM257 161H259V159H258ZM260 161H259V162H260ZM262 161H263V163H264V160H262ZM25 162H28V163H25ZM70 162H71V161H70ZM70 162H69V163H70ZM82 162H83V160H82ZM82 162H81V163H82ZM130 162H131V161H130ZM244 162H246V161L244 160ZM254 162H255V160H254ZM32 163H31V164H32ZM36 163H38L39 165H38V164L36 165ZM44 163H41V164H44ZM48 163H49V161H48ZM50 163H51V162H50ZM54 163H55V162H54ZM59 163H60V162H59ZM74 163H75V162H73V166L75 165ZM86 163H87V162H86ZM88 163H89V162H88ZM131 163H132V162H131ZM148 163H149V162H148ZM148 163H147V164H148ZM251 163L253 164V162H251ZM257 163H258V162L254 163V164L257 165ZM261 163H262V162H260V165H261ZM26 164H27V165H26ZM258 164H259V163H258ZM47 165H48V164H47ZM53 165H54V164H53ZM53 165H52V166H53ZM55 165H57V164H55ZM68 165L71 166L72 164H71V165L68 164ZM79 165H80V164H79ZM157 165H158V164H157ZM255 165H254V166H255ZM38 166H39V167H38ZM48 166H50V168H51V165H48ZM66 166H67V165H66ZM84 166H85V165H84ZM131 166H132V165H131ZM133 166H134V165H133ZM150 166H151V165H150ZM160 166H161V165H160ZM160 166H158V169L160 168ZM225 166H226V165H225ZM237 166H238V165H237ZM237 166H235V168H236ZM240 166H241V165H240ZM243 166H244V165H243ZM246 166H247V165H246ZM258 166H259V165H258ZM263 166H264V164H263ZM263 166L261 165L260 168H262V169L264 170ZM44 167H45V168H44ZM46 167H47V170H48V171L46 170L47 173H46L45 170H44V171L42 170V168H43V169H46ZM56 167H58V166H56ZM56 167H55V168H56ZM59 167H60V166H59ZM59 167H58V168H59ZM63 167H64V166H63ZM76 167H77V166H76ZM91 167H92V166H91ZM91 167H90V168H91ZM124 167H125V166H124ZM152 167H153V166H152ZM155 167H156V166H155ZM230 167H231V166H230ZM233 167H234V166H233ZM247 167H249V166H247ZM247 167H246V168H247ZM52 168L54 169V166H53ZM58 168H57V169H58ZM60 168H61L60 170H62V167H60ZM69 168H70V167H69ZM78 168H79V167H78ZM86 168H87V167H86ZM253 168H254V167H253ZM253 168L251 167L253 173H250V174H252L253 176H255V175L258 174V173L255 172L256 174H254V171H253L254 169H253ZM258 168H259V167H258ZM258 168L255 167V169H257V171H259ZM260 168H259V169H260ZM75 169H76V168H75ZM92 169H93V168H92ZM108 169H109V168H108ZM155 169H156V168H155ZM162 169H163V168H162ZM232 169H233V168H231V170H232ZM237 169H238V168H237ZM239 169H240V168H239ZM251 169H249V170L251 171ZM262 169H260V171H262ZM41 170H42V173H43V174L39 173V172H41ZM58 170H59V169H58ZM60 170H59V171H60ZM78 170H81V171H82V167H81V169H78ZM87 170H88V169H87ZM87 170H85V171H87ZM235 170H236V169H235ZM244 170H245V168H244ZM56 171H57V170H56ZM59 171H58V172H59ZM66 171H67V170H66ZM68 171H69V169H68ZM74 171L76 172L77 169L74 170ZM97 171H98V170H97ZM107 171H108V170H107ZM110 171H111V170H110ZM214 171H215V169H214ZM214 171H212V172H214ZM229 171H230V170H229ZM241 171H243V170H241ZM260 171H259V174H258V175L263 177L264 175H260V174H262V173H260ZM25 172H27L28 174H31V175L29 176V178L25 175ZM58 172H56V173H58ZM60 172H61V171H60ZM79 172H80V171H79ZM79 172H78V173H79ZM87 172H88V171H87ZM102 172H103V171H102ZM117 172H118V171H117ZM117 172H116V173H117ZM262 172H263V171H262ZM44 173H46V174L48 175V177H45L46 175H44ZM76 173H77V172H76ZM81 173H82V172H81ZM105 173H106V172H105ZM225 173H226V172H225ZM237 173H238V174H239V173L242 174L243 172H242V173H241V172H237ZM23 174H24V175H23ZM60 174H61V173H60ZM60 174H59V176H60ZM83 174H84V172H83ZM93 174H94V172H93ZM98 174H99V173H98ZM113 174H114V172H113ZM117 174H118V173H117ZM154 174H155V173H154ZM157 174H158V173H157ZM212 174H213V173H212ZM214 174H215V173H214ZM250 174H249V175L247 174L248 176H247L246 174L243 176L244 182L247 181L244 177H247V178L249 179V178L251 177ZM40 175H42V176L44 175L43 177H45V178L41 177ZM51 175L54 176V177H57V176H55V173H54V174H51ZM56 175H57V174H56ZM73 175H74V173H73ZM75 175L78 176V174H75ZM84 175H85V174H84ZM90 175H91V174H90ZM104 175H106V174H104ZM123 175H124V174H123ZM195 175H196V173H195ZM230 175H232V174H230ZM236 175H237V174H236ZM236 175H235V176H236ZM80 176H81V175H80ZM87 176H89V175L87 174V175L84 176V177H87ZM99 176H100V175H99ZM109 176H110V175H109ZM111 176H112V175H111ZM116 176H117V175H116ZM197 176L199 177V174H198ZM213 176H214V175H213ZM227 176H228V175H227ZM227 176H226V177H227ZM241 176H242V175L239 176V179H240V180H241ZM249 176H250V177H249ZM259 176H258V177H259ZM60 177H61V176H60ZM74 177H75V176H74ZM78 177H79V176H78ZM89 177H90V176H89ZM92 177H93V176H92ZM97 177H98V176H97ZM100 177H101V176H100ZM127 177H128V176H127ZM127 177H126V179H127ZM202 177H203V176H201V178H199V179L202 180ZM216 177H217V176H216ZM230 177H231V176H230ZM262 177H260V178H262ZM62 178H63V177H62ZM66 178H67V177H66ZM93 178H94V177H93ZM102 178H103V176H102ZM104 178H105V177H104ZM104 178H103V179H104ZM107 178H108V176H107ZM114 178H115V177H114ZM124 178H125V177H124ZM129 178H130V177H128L127 180H129L130 183L132 182L133 185L130 184V183H128V181H127L126 179H122V183H123V181H124V184H125V183H126L125 181H127V184H126V185H129V186H130V187H129V186H127V187H128V188H131V189L133 188V189H134L133 191H134L135 193H139V194H141V195H143V196H145V197H146V196H148V197H156V196H159V197H160V196H162L163 193H164V192L161 193V191L159 192L158 189L153 190V189H151L150 187H148L147 185H146L147 187H144V192H143V189H140V188L136 189L137 187H140V186L142 187L141 182H140L139 180H136V181H139L138 184H136V182H134L135 179H136V178H134V176H133L134 181H131V179H132V174H131V178H130V179H129ZM195 178H196V177H195ZM203 178H204V177H203ZM214 178H215V176H214ZM56 179H57V178H56ZM56 179H55V182L58 181V180H56ZM58 179H59V178H58ZM90 179H91V181H93L92 178H90ZM95 179H96V176H95ZM95 179H94V181H95ZM98 179H99V178H98ZM145 179L148 180V183H149L150 185H153V184H154V182L152 181V180H153L152 178L147 179V178L145 177ZM212 179H213V178H212ZM237 179H238V178H237ZM256 179H257V178H256ZM63 180H64V179H63ZM88 180H89V179H88ZM120 180H121V179H120ZM132 180H133V179H132ZM214 180H215V179H214ZM214 180H213V181H214ZM245 180H246V181H245ZM251 180H252V181H251ZM251 180H250L251 182H254L253 185H254L255 190L253 189V186H252V185H251L252 187L250 186V184H252L251 182H250L249 186H250L251 190H252V191L254 190L255 192L253 191L254 193H252L251 190H245V189H246L245 187H247V189H249L248 186H245V187H244V190H245V191H248L247 193H249V194H250V191H251V194H252L251 196H252V197H253V194H254V196H255L254 198H259L258 196H261V195H262V194H261V193H262L261 191L263 190L262 188H260V186L264 185V181H261V182H263V183L260 184V185H259V184H256V185H258V187H257V186L255 187V181H254L253 179H251ZM262 180H263V178H262ZM81 181H82V179H81ZM89 181H90V180H89ZM96 181H98V180L96 179ZM105 181H108V180H106V178H105ZM111 181H112V180H111ZM215 181H216V180H215ZM235 181L237 182L238 180L235 179ZM241 181H242V184H243V183H244L243 180H241ZM248 181H249V180H248ZM259 181H260V180H259ZM23 182H24V183H23ZM62 182H66V181H62ZM74 182L77 183L76 181H74ZM79 182H80V180H79ZM86 182H87V180H86ZM86 182H85V183H86ZM98 182H99V181H98ZM101 182H102V181H101ZM114 182H115V183H114ZM114 182H113V185H114L115 187H113V186L110 187V186H108V184L105 185L106 182H105L104 185H103V183H101V185H103V186H108V187H107V188H108L107 191L109 190V192H111L110 190H114L115 188H116V189H115V191H116V190H117V187H118L116 183H118V181L116 180V181H114ZM120 182H121V181H120ZM211 182H212V181H211ZM239 182H240V181H239ZM239 182H238V184H239ZM75 183H74V184H75ZM80 183H81V182H80ZM87 183H88V182H87ZM89 183H91V182H89ZM92 183H93V182H92ZM94 183H95V182H94ZM122 183H120V184H122ZM233 183H234V182L232 181V184H233ZM246 183H247V182H246ZM246 183H244V185H245ZM248 183H249V182H248ZM257 183H258V181H257ZM28 184H29V183H28ZM32 184L29 185V187H32V186H33ZM42 184H44V185H42ZM62 184H63V183H62ZM65 184H67V183H65ZM70 184H71V183H70ZM78 184H79V183H78ZM81 184H82V183H81ZM95 184H96V183H95ZM99 184H100V183H99ZM118 184H119V183H118ZM124 184H123V185H124ZM134 184H135V185H134ZM236 184H237V183H236ZM56 185H57V184H55V186H56ZM86 185H87V184H86ZM126 185H124V186H126ZM136 185H137V186H136ZM138 185H140V186H138ZM143 185H145V184L143 183ZM240 185H241V182H240L239 186H240ZM8 186H11V187H8ZM25 186H26V185H25ZM44 186H45V187H44ZM58 186H59V185H58ZM60 186H61V184H60ZM60 186H59V187H60ZM64 186H65V185H64ZM64 186H63V187H64ZM69 186H70V185H69ZM69 186L67 187V185H66L67 189L69 188ZM77 186H80V184L77 185ZM83 186H84V183H83ZM94 186H96V185H94ZM116 186H117V187H116ZM124 186H123V188H124ZM133 186H135V187H133ZM234 186H235V185H234ZM239 186H238V187H239ZM241 186H242V185H241ZM241 186H240V188H241ZM12 187H14V188H12ZM99 187H100V186H99ZM101 187H102V186H101ZM262 187H263V186H262ZM26 188H27V187H26ZM26 188H25V189H26ZM77 188H78V187H77ZM95 188H96V187H95ZM102 188L104 189V187H102ZM102 188H101V189H102ZM105 188H106V187H105ZM119 188H121V186H120ZM145 188H149L150 190H153V191H151V193H153V192H157L158 194L153 193V195H152V194L150 195V194H148V193H149V192H148L149 190H148V191H145V190H147V189H145ZM223 188H224V187H223ZM242 188H243V186H242ZM257 188H259V190H260L259 192H256V191L258 190ZM29 189H31V188H29ZM32 189H33V188H32ZM32 189H31V190H32ZM56 189H57V188H56ZM58 189H59V188H58ZM64 189H65V188H64ZM81 189H82V188H81ZM139 189H140L141 192H143V193H141ZM221 189H222V188H221ZM256 189H257V190H256ZM261 189H262V190H261ZM23 190H24V189H23ZM69 190H71V189H69ZM77 190H78V189H77ZM99 190H100V189H99ZM118 190H119V189H118ZM118 190H117V191H118ZM124 190H126V189H124ZM124 190H123V191H124ZM128 190H129V189H128ZM240 190H241V189H240ZM8 191L12 192V193H11L12 195H11V194H8V193H7ZM59 191H60V189H59ZM62 191H64V190L62 189L61 192H62ZM92 191H94V190H92ZM92 191H91V192H92ZM100 191H101V190H100ZM103 191H104V190H102V192H100V193H104V192H105V191H104V192H103ZM83 192H84V191H83ZM91 192H90V193H91ZM95 192H96V191H95ZM109 192H108V193L106 192V193L109 195ZM112 192L115 193L114 191H112ZM126 192H127V191H126ZM126 192H125V193H126ZM128 192L130 193V190H129ZM131 192H132V191H131ZM134 192H133V193H134ZM147 192H148V193H147ZM30 193H33V192H30ZM30 193H27L26 198L30 197V199H33V204L35 203V205H36V204H40L39 202H42V201H43V202H42V203L44 204V208H43L44 210H43V211H46V212L52 213V212H54V211L59 207V205H58L57 208H56V206H55V205H56L55 203H57V202H55V203H54L55 205H53V208H54V209H53L52 207H50V206H51V203H49L48 200H51V199L49 198L51 191H50V193H49V190H48V193H47V191H46V193L44 192V193H41V194H38V193H36V192L34 191L33 195H34L35 197H34V196L31 197L30 195H32V194H30ZM52 193H53V192H52ZM63 193H64V192H63ZM66 193H67V191H65L64 194H66ZM93 193H94V192H93ZM100 193H99V195H100ZM119 193H121V192H119ZM119 193H118V195H119ZM133 193H132V195H133ZM135 193H134V194H135ZM146 193H147V194H146ZM230 193H231V192H230ZM240 193H241V192H240ZM255 193H256L257 195H256ZM258 193L261 194V195H258ZM28 194H30V195H28ZM64 194H62V195L65 196ZM154 194H155V195H154ZM160 194H162V195H160ZM233 194H234V193H233ZM233 194H232V195H233ZM235 194H239V193H236V192H235ZM51 195H52V194H51ZM67 195H68V198H69L70 195H69L68 193H67ZM67 195H66V196H67ZM91 195H92V193H91ZM96 195H97V194H96ZM103 195H104V194H103ZM112 195H114V194H112ZM112 195H111L110 197H113ZM121 195H122V194H121ZM130 195H131V194H130ZM132 195H131V197H132ZM263 195H264V194H263ZM27 196H28V197H27ZM72 196H73V195H72ZM104 196H106V194H105ZM123 196H124V195H123ZM127 196H128V195H127ZM127 196H125V197H127ZM134 196H135V195H134ZM237 196H238V195H237ZM237 196L234 195V197H235L236 199H237ZM256 196H257V197H256ZM33 197H34V198H33ZM36 197H37V198L40 197V200H41V198H43V200L40 201V200L38 199L37 202H38V201H39V202L37 203V202H36V199H37ZM45 197L48 198V199H46ZM50 197H52V196H50ZM102 197H103V196H102ZM102 197H101V198H102ZM106 197H107V196H106ZM129 197H130V196H128V199H129ZM138 197H139V196H138ZM141 197H142V196H141ZM148 197H147V198H148ZM238 197H239V196H238ZM249 197H250V196H249ZM263 197H264V196H261V199H262ZM11 198H10V200H13V201H16V202L18 201V199H17V200H14V199H11ZM35 198H36V199H35ZM76 198H77V197H76ZM79 198H80V197H79ZM113 198H114V197H113ZM121 198H122V197H121ZM135 198H136V197H135ZM147 198H146V199H147ZM157 198H158V197H157ZM161 198H162V197H161ZM222 198H223V196H221V200H222ZM224 198H225V197H224ZM224 198H223V199H224ZM232 198H233V196H232ZM244 198H245V197H244ZM30 199H29V200H30ZM34 199H35V202H34ZM63 199H64V198H63ZM69 199H70V198H69ZM77 199H78V198H77ZM109 199H110V198H109ZM116 199H117V197H116ZM126 199H127V198H126ZM126 199H125V202H126ZM139 199H140V198H139ZM159 199H160V198H159ZM228 199H230V198H228ZM238 199H240V198H238ZM252 199H253V198H252ZM2 200H3V198L1 199V202H2ZM7 200H8V199H7ZM7 200H6V201H7ZM10 200H8L9 202H8V201H7V202L10 203V206H11V203H12L13 201L10 202ZM66 200H68V199L66 198ZM70 200H73V199H70ZM107 200H108V199H107ZM118 200H119V198H118ZM122 200H123V199H122ZM154 200H155V199H154ZM198 200H199V199H198ZM215 200L217 201V199H215ZM240 200H242V199H240ZM20 201H21V199H20ZM119 201H121V200H119ZM152 201H153V200H152ZM158 201H159V200H157V203H158ZM163 201H164V199H163ZM166 201H167V200H166ZM166 201H164V202H166ZM216 201H214V202H216ZM223 201H224V200H222V203H223ZM225 201H227V200L225 199ZM225 201H224V203H225ZM233 201L235 202L236 200L233 199ZM233 201L231 200V202H233ZM244 201H245V200H244ZM244 201H243V202H244ZM246 201H247V200H246ZM257 201H258V200H257ZM1 202H0V203H1ZM18 202H19V201H18ZM18 202H17V204H18ZM72 202H73V201H72ZM106 202H107V201H106ZM114 202H115V201H114ZM125 202L123 201V203H125ZM128 202H130V201L128 200ZM128 202H127V203H128ZM132 202H133V199H132ZM132 202H131V204H132ZM135 202H136V201H135ZM143 202H144V200H143ZM143 202H142V203H143ZM147 202H148V200H147ZM234 202H233L232 204H234ZM2 203H3V202H2ZM42 203H41V204H42ZM67 203H69V202H67ZM109 203H110V201H109ZM117 203L119 204L118 201H117ZM136 203L138 204V201H137ZM140 203H141V202H140ZM155 203H156V201H155ZM199 203H200V202H199ZM224 203H223V204H224ZM237 203H238V204L241 203L240 205L242 206V202H237ZM246 203H247V202H246ZM246 203H244V204L246 205ZM13 204H14V202H13ZM15 204H16V203H15ZM17 204H16V206L13 205L14 208L17 207V212L14 211V216H15V213H18V211H20V209H18L20 203L18 204V206H17ZM52 204H53V201H52ZM57 204H58V203H57ZM70 204H71V203H70ZM111 204H113V203H111ZM115 204H116V202H115ZM134 204H135V203H134ZM134 204H132V206H133ZM143 204H145V205H147V204L150 205L149 202H148L147 204H146V203H143ZM151 204H152V202H151ZM159 204H162V202L159 203ZM165 204H166V203H165ZM165 204H164V207H162V209H163V208L165 209ZM171 204H172V203L169 204V202H168V204L166 205V207L170 208V205H171ZM174 204H175V203H173L172 205H174ZM238 204H237V205H238ZM8 205H9V204H8ZM66 205H67V204H66ZM103 205H104V204H103ZM119 205H120V204H119ZM155 205H156V204H154V206H155ZM179 205H180V204H179ZM256 205H257V204H256ZM3 206H5V205H3ZM6 206H7V205H6ZM6 206H5V207H6ZM31 206H32V207H29V209H31V210H28V213H29V211L32 212V213H30L29 215H27L26 213H24V215L29 216V217H30V215L32 216V214L35 215L36 212H35V211L33 212V211H32V208H33L34 210H36L37 208L35 209V208L33 207V205H31ZM45 206H46V207H45ZM67 206H68V205H67ZM67 206H65V207H67ZM110 206H111V205H110ZM112 206H113V205H112ZM117 206H118V205H116V208H117ZM122 206H123V205H122ZM150 206H151V205H150ZM162 206H163V205H162ZM5 207H4L3 210H5V209H6V210L0 212V214H1V213L4 214L3 218L0 220V264H94L95 262H96V264H104V258H103V256H101V255H103V254L106 252L105 250L98 249L97 247H94V246L87 247L86 245L79 243L76 239L74 240L73 238H70V240H69V239H67L66 237L58 236V237H57V240L54 241V242H52V240H51V242H50V241L47 240L46 238H43L44 235H47V234L52 233L51 230H55V228H56V230H57V229L59 230V228L62 227V226H63V229H64V227L66 228V226H67V227L70 226V225H69V222H68V224H67V219H66V217L63 216L64 213L61 211V210H62L61 207H60L61 210H60V208H58L59 210H58V211H55V212H56L55 214L53 213V215H54L55 218H53L50 214L44 212V214H46V218H47L48 221H49V224H48V226H41V225L38 223L40 226H37V227L35 226L34 223H33V224H34L33 226H31L30 224H28L29 222L27 223L28 225L23 224L24 221L21 219V217H22V218L24 217V216L22 215V212H25V210L22 211V212L20 211V213H21L22 216H21V217H18V219H17L16 217H13V218H16V219H13V218L11 219V218H10V217H11L10 215H12V213L9 215L8 212L11 210L12 206H11V208H10V207H6V208H5ZM35 207H36V206H35ZM125 207H126V204H125ZM129 207H130V206H129ZM148 207H149V206H148ZM148 207H146V208L148 209ZM158 207H159V206H158ZM172 207H173V206H171L170 209H174L175 206H174L173 208H172ZM246 207H247V206H246ZM246 207H245V208H246ZM7 208H10V210L8 211ZM14 208H12V209H14ZM19 208H20V207H19ZM21 208H22V207H21ZM116 208H115V209H116ZM123 208H124V206H123ZM131 208H132V207H131ZM133 208H134V207H133ZM133 208H132V209H133ZM144 208H145V207H144ZM153 208H154V207H153ZM153 208L148 209L147 211L150 210V212H147L146 215H148V216L151 215V216H149V217H152L151 211H152ZM159 208H160V207H159ZM176 208H178V207H175V209H176ZM179 208H181V207H179ZM184 208H185V210H186L188 207H187V208L184 207ZM184 208L182 207V208H181V211H184V212L186 213V211L184 210ZM240 208H241V207H240ZM242 208H243V206H242ZM38 209H39V208H38ZM68 209H70V208H68ZM124 209H125V208H124ZM128 209H129V208H128ZM132 209H131V210H132ZM156 209L159 210L158 208H155V209H153V210H156ZM162 209H161V210H162ZM170 209L168 210V209L166 208V210H167L168 213H169ZM182 209H183V210H182ZM246 209H247V208H246ZM1 210H2V209H1ZM14 210H15V209H14ZM41 210H42V209H41ZM41 210H40V211H41ZM138 210H139V209H138ZM142 210H143V209H142ZM142 210H141V211H142ZM157 210H156V211H157ZM177 210H180V209H177ZM189 210H190V209H189ZM219 210H221V209H219ZM226 210H227V209H226ZM231 210H232V209H231ZM11 211H12V210H11ZM26 211H27V210H26ZM40 211H39V212L37 211V213L39 214ZM67 211H68V210H66V212H67ZM94 211H95V210H94ZM105 211H106V210H105ZM144 211H146V210L144 209L143 212H144ZM159 211H160V210H159ZM159 211H158V212H159ZM181 211H180V212H181ZM221 211H224V210L222 209ZM228 211H229V210H228ZM235 211H236V209L234 210V212H235ZM59 212H60V213L62 212L63 215L59 216V215H58ZM137 212H138V211H137ZM139 212H140V211H139ZM153 212H154V211H153ZM153 212H152V213H153ZM173 212H174V211H173ZM173 212H172V213H173ZM178 212H179V211H177V213H178ZM184 212H182V213H184ZM190 212H191V211H189L188 214H191V215H192L193 218L191 219V217H190V219L193 220L194 218H196V216H193V214L190 213ZM226 212H227V211H226ZM37 213H36V215H37ZM41 213H42V211H41ZM57 213H58V214H57ZM62 213H61V214H62ZM68 213H69V211H68ZM74 213H75V212H74ZM109 213H110V211H109ZM148 213H150V214H148ZM154 213H155V212H154ZM168 213H167V214H168ZM170 213H171V212H170ZM172 213H171V214H172ZM219 213H221V212H219ZM235 213H238V212L236 211ZM7 214H8V216H9V218H10L11 220H10V219H6L5 216H7ZM71 214H72V213H71ZM91 214H92V213H91ZM143 214H144V213H143ZM155 214L160 215L161 212H160V213H155ZM155 214H153V217H154ZM171 214H170V215H171ZM174 214H176V213H174ZM174 214H173V215H174ZM179 214H181V213H179ZM188 214H187V216H188ZM226 214H227V213H226ZM238 214H240V213H238ZM238 214H237V215H238ZM19 215H20V214H19ZM36 215H35V216H36ZM89 215H90V214H89ZM111 215H113V214L111 213ZM126 215H127V214H126ZM146 215H145V216H146ZM157 215H156V216H157ZM173 215H172V217H173ZM176 215H177V214H176ZM182 215H183V214H182ZM184 215L186 216V214H184ZM230 215H231V213H230ZM77 216H78V215H77ZM92 216H93V215H92ZM121 216H122V215H121ZM156 216H155V217H156ZM162 216H164V215H161L160 217L162 218ZM180 216H181V215H180ZM227 216H229V214H228ZM242 216H243V215H242ZM1 217H2V216H1ZM105 217H106V216H105ZM113 217H114V216H113ZM116 217H118V216H116ZM116 217H114V218H116ZM123 217H124V216H123ZM135 217H136V215H135ZM155 217L153 218L154 220H156V218H157L158 220H160V222H162L161 218L159 219V216L156 217V218H155ZM167 217H168V215H167ZM181 217H182V216H181ZM221 217H222V216L220 215V216H218V218L216 217V219L219 220ZM229 217H230V216H229ZM30 218H31V217H30ZM91 218H92V217H91ZM96 218H97V217H96ZM169 218H171V217H169ZM174 218H175V216H174ZM178 218H180V217H178ZM178 218H176V219H178ZM226 218H227V217H226ZM226 218H223V219H224L225 221H227ZM234 218H235V217H234ZM5 219H6V221H5ZM19 219L22 220L23 222H21ZM31 219H32V218H31ZM69 219H70V218H69ZM184 219H186V218H182V220H184ZM211 219H212V218H211ZM216 219H215V220H216ZM228 219H229V218H228ZM239 219H240V218H239ZM239 219H238V220H239ZM260 219H261V218H260ZM32 220H33V219H32ZM85 220H86V219H85ZM96 220H97V219H96ZM141 220H142V219H141ZM143 220L145 221V217L143 218ZM148 220H149L150 222H153V221H154V220H151V218H147V222H148ZM158 220H156V221L158 222ZM171 220H172V219H171ZM173 220H175V219H173ZM180 220H181V218H180V219L178 220V222H177V224L179 223V225H180V222H179ZM182 220H181V221H182ZM203 220H204V219H203ZM203 220H201L202 222H200V223H202V224H203V223L206 224L205 222H208V221H207L208 219H207L206 221H203ZM209 220H210V219H209ZM215 220H214V221H215ZM218 220H217V221H218ZM220 220H221V219H220ZM224 220L219 221V222H221V223H219V224H221L220 226H222V225L224 224V225H223L224 230H225V231H228V230L231 231V234H230V233L228 234V232H227V233L224 232V230H223L224 233H222V232H221V231H222V228H221V227H220L221 231H219L220 229H219V226H218V222H217V224H215V225H217V226H212L213 224L210 225L211 228L209 227L208 223L206 224V225H208L209 229H213V227H214V229L216 228L215 230L219 229L218 232L216 231V233H214V232H215L214 229H213V231H211V232H213V233H211L210 231H206L207 229H206L205 227H207V226L205 225V227H204L203 225H201V224L199 223V224L201 225V228L204 227V228L206 229V230H205V233H206V232H209L211 235L214 234V236H213V235L211 236L209 233H206V234H205V233L203 232L204 235H208V234H209V237H213L212 239L215 238V240H211V239H209V238L207 237V239H208V240H207V239H206V236H205V239L207 240V241H204V243L206 242L205 244H211V243H214L215 246L217 247L218 244H222V243H218V242H221V241H222L223 236H225V234H226V236H229V235H230V237L232 236L233 238H234V236L236 237V236L238 235L239 230H240V227H239V226H238V227H237V226L235 227L233 224L237 225V223H239V221H236L237 223H236V222L234 223V221H232L233 223H231L230 221L233 220V219H230V221L228 220L227 223H228V224L231 223V224H229V225H230L229 228L226 227V228H228V230H227V229H225L226 223L224 222ZM261 220H262V219H261ZM39 221H40V220H39ZM50 221H51V222L54 221V224H53V222H52V224H51ZM76 221H77V220H76ZM87 221H88V220H87ZM101 221H102V220H101ZM115 221H116V220H115ZM163 221H164V220H163ZM169 221H170V220H169ZM169 221H168V222H169ZM187 221H189V219H188ZM193 221H194V220H193ZM193 221H192L191 223H193ZM259 221H260V220H259ZM40 222H41V221H40ZM79 222H80V221H79ZM85 222H86V221H85ZM121 222H122V221H121ZM129 222H130V221H129ZM141 222H142V221H141ZM145 222H146V221H145ZM150 222H149V223H150ZM157 222H155L154 224H157ZM171 222H172V221H171ZM185 222H186L185 220L182 221V223H185ZM241 222H242V221H241ZM65 223H66L67 225H65ZM76 223H77V222H76ZM100 223H101V222H100ZM100 223H99V224H100ZM132 223H137V222L135 221V222H132ZM182 223H181V224H182ZM210 223H211V222H210ZM212 223H216V222H213V220H212ZM222 223H223V224H222ZM38 224H37V225H38ZM101 224H102V223H101ZM120 224H121V223H120ZM125 224H127V223H125ZM144 224H145V223H144ZM168 224H169V223H168ZM185 224L187 225V223H185ZM185 224H183L181 227L185 226ZM243 224H244V222H243ZM262 224H263V223H262ZM54 225H55V226H54ZM104 225H105V224H104ZM123 225H124V224H123ZM133 225H134V224H133ZM137 225H138V224H137ZM142 225H143V223H142ZM142 225H141V226H142ZM163 225H164V224H163ZM163 225H161V226H163ZM165 225H167V224H165ZM231 225H233V226H231ZM238 225H240V223H239ZM53 226H54V228H53ZM75 226H76V225H75ZM90 226H91V225H90ZM90 226H89V227H90ZM119 226H120V228L122 227L121 225H119ZM130 226H131V225H130ZM130 226H129V227H130ZM141 226L139 225V227H138V226H137V227H138V228L141 230V232H142V229L140 228ZM146 226H147V225H146ZM146 226H144L145 229H147ZM169 226H170V225H169ZM172 226H173V225H172ZM260 226H261V223H260ZM262 226H263V225H262ZM82 227H84V225H83ZM86 227H87V226H86ZM89 227H88V228H89ZM92 227H94V225H93ZM127 227H128V226H127ZM129 227H128V229H129ZM135 227H136V224H135ZM135 227H134V228L132 227V228L134 229V231H135ZM137 227H136V229H137ZM149 227H150V226H149ZM167 227H168V226H166V229H167ZM217 227H218V228H217ZM230 227H231V229H232L233 231L230 229ZM232 227H234V229H233ZM257 227H258V226H257ZM75 228H76V227H75ZM84 228H85V227H84ZM101 228H103V227H101ZM125 228H126V227H125ZM142 228H143V227H142ZM156 228H157V227H156ZM174 228H175V227H174ZM179 228H180V227H179ZM179 228H178V229H179ZM193 228H194V227H193ZM195 228H196V229H200V226H199L198 228H197V226H196ZM204 228H202V229L204 230ZM237 228H238V229H237ZM245 228H246V227H245ZM81 229H83V228H81ZM118 229H119V228H118ZM130 229H131V227H130ZM130 229H129V230H130ZM139 229H137V231H135V232H139ZM145 229H144V232L147 231V230H145ZM149 229H150V228H149ZM171 229H172V227L169 228L170 232H171ZM183 229H184V230H185V229H186V230H187V229L189 230V229H192V227H189V228H187V227H183ZM202 229H200V230L202 231ZM209 229H208V230H209ZM235 229H237L236 231H238V232H237V235H235V233H236V232L234 231ZM257 229L259 230V229H261V228L258 227ZM257 229H255V230L257 231ZM78 230H79V229H78ZM78 230H77V231H78ZM86 230H87V229H86ZM114 230H115V229H114ZM169 230H168V231H169ZM174 230H175V229H174ZM174 230H173V231H174ZM180 230H181V229H180ZM194 230H195V229H194ZM200 230H198V231L200 232ZM81 231H83V230H81ZM87 231H88V230H87ZM87 231H86V232H87ZM89 231H90V229H89ZM89 231H88V232H89ZM111 231H112V229H111ZM116 231L118 232V230H116ZM131 231H133V230L131 229L130 232H131ZM156 231H157V230H156ZM164 231H165V230H164ZM168 231H167V232H168ZM177 231H178V230H176L175 232L177 233ZM182 231H183V230H182ZM182 231H181V232H182ZM189 231H191V230H189ZM262 231H264V230H262ZM262 231L259 230L258 232H260V233L256 232V234H257V233L259 234V235L257 234L258 236H257V235H256V236H257V237H259V236L263 237V236H264V232H262ZM78 232L80 233V231H78ZM112 232H113V231H112ZM175 232H173V233H175ZM178 232H179V231H178ZM183 232H184V231H183ZM191 232L193 233L194 231H191ZM220 232H221V234H220V235H217V233L219 234ZM232 232H234V233H232ZM261 232H262V233H261ZM59 233H60V232H59ZM66 233H68V232H66ZM82 233H83V235H84V232H82ZM147 233H149V232H147ZM150 233H151V232H150ZM152 233H153V232H152ZM152 233H151V235H152ZM154 233H156V232H154ZM154 233H153V234H154ZM164 233H165V232H164ZM168 233H169V232H168ZM168 233H166V234H168ZM176 233H175V234H176ZM185 233H187V232L185 231V232L183 233L184 236H185ZM195 233H196V231H195ZM203 233H202V234H203ZM63 234H65V233H63ZM86 234H87V233H86ZM90 234L93 235V233H92L91 231H90ZM141 234H142V233H141ZM169 234H171V233H169ZM175 234H174V235H175ZM177 234H179V233H177ZM177 234H176V235H177ZM189 234H190V233H189ZM189 234H188V235H189ZM198 234H199V235H202V234H200V233H198ZM198 234H197V235H198ZM50 235H51V234H50ZM81 235H82V234H81ZM117 235H118V234H117ZM133 235H134V234H133ZM174 235H173V236H174ZM193 235H194V233H193ZM215 235H216V236H215ZM233 235H234V236H233ZM51 236H52V235H51ZM85 236H86V235H85ZM119 236H120V235H119ZM154 236H156V235L154 234ZM154 236H153V238H154ZM166 236H167V235H166ZM184 236H182V238H183ZM194 236H196V235H194ZM217 236H218L219 239H220L221 237H222V238H221L219 241H216V240H217V239H216ZM256 236H255V237H256ZM48 237H49V236H48ZM82 237H83V236H82ZM86 237H87V236H86ZM98 237L101 238V236H98ZM168 237H170V235H168ZM176 237H177V236H176ZM186 237H187V235H186ZM186 237H185V238H186ZM189 237H190V235H189ZM201 237L204 238L203 236H201ZM50 238H51V237H50ZM63 238H64V239H63ZM65 238L67 239V241L65 240ZM88 238H89V237H88ZM138 238H139V237H138ZM153 238H152V239H153ZM171 238H172V237H171ZM171 238H170V239H171ZM173 238H174V237H173ZM173 238H172V242H174V241H173ZM185 238H184V239H185ZM187 238H188V237H187ZM187 238H186V240H187ZM226 238H227V237H225L224 239L227 241L228 238H227V239H226ZM259 238H260V237H259ZM156 239H158V238L156 237ZM166 239H168V238H166ZM177 239H178V238H177ZM205 239H203V240H205ZM229 239H230V238H229ZM229 239H228V240H229ZM236 239H237V241H238L239 239H241V237L239 236V237L236 238ZM236 239H234V240H236ZM247 239H248V238H247ZM247 239H246V240H247ZM257 239H258V238H255V239H254V237H252V239H251V237H250L249 240L257 241L256 243H258V240H257ZM68 240H69V241H68ZM143 240H144V239H143ZM146 240H147V239H146ZM146 240H145V241H146ZM159 240H160V239H159ZM159 240H158V241H159ZM168 240H169V239H168ZM180 240H182V239H180ZM201 240H202V239H201ZM209 240H210V243L208 242ZM231 240H232V238H231ZM243 240H245V239L243 238ZM140 241H142V240H140ZM169 241H170V240H169ZM196 241H197V240H196ZM212 241H213V242H212ZM226 241H224V242L222 241V242H223V246H224V243H225ZM252 241H250V242H252ZM176 242H177V241H176ZM182 242H183V241H182ZM182 242H181V243H182ZM200 242H201V241H200ZM216 242L218 243L217 245H216ZM240 242H241V244H242V240H240ZM167 243H168V242H167ZM167 243H166V244H167ZM169 243H170V242H169ZM179 243H180V242H179ZM181 243H180V245H181ZM188 243H189V244H188ZM188 243L185 242V245H187V244L190 245V242H189V241H188ZM191 243H192V242H191ZM259 243L262 244V243H264V241L262 240V241H260ZM53 244H54V245H53ZM145 244H146V243H145ZM183 244H184V243H183ZM196 244H197V243H196ZM196 244H195V246H194V245L192 246V244H191V247L193 248V250H192V248H188V247H190V246H188L187 248L190 249V250H189L190 252L188 251L189 253H193V254L196 253L197 256L199 255V256L197 257V258H198V263H199V264H200V262H201V264H211V261H212V260H215V259L213 258L214 256L212 257V255L214 254V252H215L216 254L219 255V257H218V255L214 254V255H216V256L218 257V259H219V261H220L219 264H222L223 262H224L225 264H237L239 261H240V262H239L238 264H241L242 262H244L245 264H248L246 261H243L244 259L242 260V258H244V257L246 256V254H247L248 257H249V256L251 257L252 254H253V250H254V249H252V251H250V255H248L249 249H244V248H247V247H248V244H247L246 247H243V248H242V247H236V246H234V245H226V244H225L224 247H226V246H230V247H227L229 253H230V252L232 253V254L230 253V255H231V256H230L229 253L227 252V249H225V248H220V247H221L220 245L218 246L219 248H218V247H217V248H218L219 250H220V249H223V251H225V252H223V251H222V252H218V251H217V248L214 247V248L216 249V251H212L213 254H211V252H209V251H211V250H207V249H208L210 246H212V248H213V245H214V244H213V245H212V244H211V245H206L207 247H206L205 244H204L203 247H205L206 250H205V248L203 249L202 247H201L202 249L199 248V246H200L199 243H198L199 246H198V244H197V245H196ZM201 244H202V242H201ZM227 244H229V243H227ZM244 244H245V243H244ZM251 244H253V242H252ZM261 244H260V245H261ZM147 245H148V244H147ZM170 245H171V243H170ZM170 245L168 244V247H165V248L168 249ZM177 245H179V244H177ZM180 245H179V246H180ZM54 246H55V247H54ZM148 246H149V245H148ZM201 246H202V245H201ZM208 246H209V247H208ZM171 247H172V246H171ZM176 247L178 248V246L174 245V250L177 249ZM233 247H236V248H239V249H240V248L243 249V252H241V251H242L241 249H240V250H239V249H238V250H237V249L232 250V251H234V253L237 252L238 255H239L240 252L245 254V256H244V254H241V253H240L241 256H244V257L241 258V260L239 259L240 257L236 258V256H237V255H235L236 253L234 254V253L231 251V249H233ZM149 248H151V247H149ZM152 248H153V247H152ZM172 248H173V247H172ZM172 248H171V249H172ZM229 248H231V249H229ZM257 248H258V247H257ZM260 248H262V245L258 248L259 251H255V254H258L257 252H259V255L261 254V252L264 253V249H263L264 247H263L262 249H260ZM169 249H170V248H169ZM188 249H187V250H188ZM195 249H196V252L194 253L193 251H195ZM164 250H165V249H164ZM180 250H181V249H180ZM183 250H184V249H183ZM212 250H213V249H212ZM236 250H237V251H236ZM247 250H248V251H247ZM250 250H251V249H250ZM262 250H263V251H262ZM89 251H92L93 253H95L96 257L93 256V255L91 254L92 252H89ZM172 251H173V250H172ZM177 251H178V250H177ZM177 251H176V252H177ZM191 251H192V252H191ZM239 251H240V252H239ZM245 251H246L247 253H246ZM115 252H117V251H115ZM167 252H169V251L167 250ZM186 252H187V251H186ZM226 252H227V253H226ZM238 252H239V253H238ZM112 253H113V252H112ZM112 253H111V255H112ZM154 253H155V252H154ZM169 253H171V255L174 256V254H172V252H169ZM174 253H175V252H174ZM184 253H185V250H184ZM189 253H185V255H184L183 252H181L180 255H182V256H183V255L186 256L187 254L189 255ZM193 254H191V256H192ZM225 254H228V255L226 256ZM177 255H179V254H177ZM177 255H176V257H177ZM233 255H234V256H233ZM259 255H258V257L261 258L260 256H261V255L263 256L264 254H261L260 256H259ZM173 256H172V257H169V256H166V255H165V257H166V258H165V257H163L162 254H159V253L157 252V253H156V256H155V259H156V261H157L159 264H184L186 261H187V263H185V264H188V263H189V264H192V262H189V261H188V260L191 261V259H190L189 256H188L189 259L186 258V259H185V262L182 261L181 256H179L181 262H178V260H177V259H179V257L176 259V258L173 257ZM195 256H196V255H195ZM239 256H240V255H239ZM104 257H105V256H104ZM186 257H187V256H186ZM192 257H194V256H192ZM192 257H191V258H192ZM228 257L230 258V260H229ZM234 257H235V258H234ZM184 258H185V257H184ZM184 258H183V260H184ZM194 258H195V257H194ZM232 258H234V260H235V259H238V261L236 260L237 263H236L234 260H232ZM262 258H263V257H262ZM176 260H177V261H176ZM262 260H263V259H262ZM195 261H196V259H195ZM241 261H242V262H241ZM213 262H214V261H213ZM221 262H222V263H221ZM111 263H112V262H111ZM215 263H217V261H216ZM215 263H213V264H215ZM254 263H256V262H254ZM263 263H264V261L262 262V264H263ZM194 264H195V263H194ZM217 264H218V263H217Z\"/></svg>",
	"mask_w": 264,
	"mask_h": 264
}]
</instances>
